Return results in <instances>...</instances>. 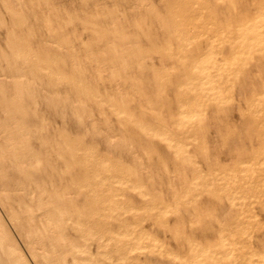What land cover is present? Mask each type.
I'll return each mask as SVG.
<instances>
[{
    "label": "rangeland",
    "instance_id": "1",
    "mask_svg": "<svg viewBox=\"0 0 264 264\" xmlns=\"http://www.w3.org/2000/svg\"><path fill=\"white\" fill-rule=\"evenodd\" d=\"M6 1V2H5ZM145 2H143V0L141 1V0H0V23H3V24H0V42L1 43H3L4 44V42L6 41V43L8 42L9 44H7V45H1V49H2V51L4 50V53H2V51L0 50V54H1V61H0V65H1V62H2V64L3 63H5V65H7L8 64V66H5L4 64L3 65H1L0 66V78H2V79H0V85L2 84L3 86H1L0 87V92L3 94V96L4 97H2V98H0V112H6L5 110H9V108H10V110L11 111H13V112H7V114H10L11 113V115L10 116H15L16 118H14V117H10L9 115L7 116L6 115V113L3 115V114H0V115H2V116H0V125L4 122H2V120H5L6 119V121L4 122V126H3V124L0 126V127H2L3 126V129L2 128H0V134H1V136H2V138H0V145L1 146H3L2 145V142L4 143V142H7V138L8 137H10V135L11 136H13V135H15V136H13V137H16V138H20L21 136V138H25L27 135V138H25V139H21L20 141H19V139H16V140H18L17 142L16 141H14V144L13 145H18L19 144V142L21 143V144H19L20 146L21 145H23V146H27L26 148L25 147H23V146H21L20 148L17 146H15L16 148H19V150H15V154H17V153H20V154H18V155H22L23 154V156H21L22 157V159L23 160H18V163H19V165H18V163H17V161H15L14 162V160L13 161H11V160H9V159H11V157L9 158V157H6L5 155H3V157H5L4 158V160L2 159V157L0 158L2 161H0V163L3 165V167H1L2 165L0 164V176L2 175V174H4V175H2L1 177L2 178H0V189H2V188H5V187H10V186H12L11 187V192H9L10 194V197L9 198H12L11 197V195H15V196H13V198L11 199V201H12V203H16V204H14V206H19V209H17L16 207V213H15V215H16V218H17V220H20V224L18 223L19 221H17L16 222V220L15 221H13V219H12V217L10 218V216H9V212H7V209H5L4 210V208L2 207L4 204H2V200H1V198H0V207L1 208H3V209H1L2 211H4V212H2L1 210H0V215L1 214H3V215H1V216H3L4 217V224L6 225H8V226H6V227H8V228H10L11 227V225H13V227H11L10 228V235L13 237V238H15L16 240V243L19 245V249H20V251H21V248L22 247H24V245L26 246L27 245V243L25 244V242H26V239H25V237H24V234L25 233H23V232H21V231H23L24 229L26 230V228H22V227H24L26 224V226L25 227H27V232L24 230V232H26V233H29V232H31V231H29V229H31L33 226L34 227H36L35 229H31L32 230V233H34L35 232V236H33L32 235V233H30L29 235L30 236H33V237H35V238H31V241L32 242H34L35 243V245L37 246V248H33V247H28V245H27V247H24V249L21 251L22 253H20V255L22 256V258H20L19 256V254L17 255V253L18 252H15V256L17 257V259L19 258V259H21V261H20V263L24 260V264H26V262H27V264H38L37 263V261H35L34 263H33V261L35 260V257L36 256H34V255H37V257L36 258H40V257H38V255L40 256L41 254H42V252H40L41 251V249H39L38 248V244H44L45 245V247H47V248H45L46 250L48 249V252H49V254L48 255H50L51 254V252H53V250L56 252V254L55 255H53V257L55 256V258L57 257V255L59 254V257H58V259H65L66 261L68 260V258H69V260H68V262H66V261H63V263L65 264V263H67V264H72V263H75V264H79V262H82V263H80V264H83V261L84 262H86V264H112V261H111V259L113 260V263H118V264H128V261L130 262V264H131V262L133 261V262H139V264H150L151 262L150 261H154L155 259H157V260H155V262H153V264H163V262L165 263V264H182L183 262H185V263H188V261L190 260V262L191 263H193V264H226V262H227V264H238L239 262V264H251L253 261V264H263L264 263V223H263V221H264V205H263V207L261 206L262 204H264V202L263 203H261V201L263 200L264 201V171H263V169H264V152H262L261 150H264V143H261V142H264V138H263V136H264V127L262 128V126H264V117H263V115H264V75H263V73H264V65H263V63L264 62H262V61H264V58L262 57L261 58V56H262V54H259L260 56L259 57H257L258 55V53H263L264 54V45H262V43H264V0H263V2H261V3H259L258 1H261V0H253V1H251V0H228V2L227 1H222V0H200L201 2L199 3L198 1L199 0H193V2H191L192 0H173V2H170V1H172V0H144ZM153 1V2H152ZM204 1V2H203ZM217 3H216V2ZM252 3H251V2ZM257 3H256V2ZM46 2H51L50 4H48V5H50V7H48V6H46ZM139 2V3H138ZM143 2V3H142ZM147 2H151V7L148 5V3ZM155 2H157V3H155ZM165 2V3H164ZM170 2V3H169ZM189 2V3H188ZM233 2H236V3H233ZM21 3V4H20ZM56 6H54L53 4ZM143 5H142V4ZM144 3H145V5H144ZM161 3V4H160ZM164 3V4H163ZM199 3V4H198ZM202 3H204V4H202ZM206 3H207V5H206ZM238 3H240V4H238ZM241 3H242V5H241ZM251 3V6L249 5ZM255 3V4H254ZM25 4V5H24ZM100 4V5H99ZM119 4V5H118ZM156 4V7L158 6V10L155 8V10H152L155 6ZM165 4H167V5H165ZM171 4V5H170ZM201 4L202 5H206L205 7L203 6V7H201ZM246 4H247V6H246ZM257 4V5H256ZM5 5V6H4ZM33 5V6H32ZM35 5V6H34ZM98 5V6H97ZM139 6V8H138V10H137V7ZM147 5V6H146ZM163 5V6H162ZM170 5V6H169ZM187 7H186V6ZM237 5V6H236ZM241 5V6H240ZM245 5V6H244ZM259 5V6H258ZM51 6H53L52 8L53 9H57L58 7H59V10L60 9H62L61 10V12H64V16L66 17V14H68L67 15V20L68 19H70V17L71 18H73V19H71V20H75V21H72L71 22V20H70V22H69V20L67 21V20H65L66 18L65 17H63V15H62V13L61 12H59V10L57 9L56 11L57 12H55V14L57 15H55L53 12V15L52 14H50V12H51V10H50V8H51ZM104 6H105V8H104ZM144 6V7H143ZM154 6V7H153ZM161 6V7H160ZM165 6H167V7H165ZM210 8H209V7ZM223 6V7H222ZM242 6H243V8H242ZM260 6H261V8H260ZM263 6V7H262ZM21 7L23 8V10L21 9ZM24 7L26 8H29L30 10L31 9H33L34 7H36V10H35V8L33 9V10H31L32 11V13L33 14H31V11H30V13H29V10L26 8V10H24ZM46 7V8H45ZM55 7V8H54ZM107 7V8H106ZM113 7V8H112ZM148 7H150V8H148ZM153 7V8H152ZM169 7V8H168ZM195 7H198V8H195ZM227 8V10H226V8ZM256 7V8H255ZM5 8H6V10H5ZM20 9V10H18V9ZM46 9V12H44V10ZM47 8H49V9H47ZM51 8V9H52ZM126 8V9H125ZM145 8H147V9H145ZM161 8L163 9V10H165V12H166V14H165V12L163 11V10H161ZM178 8H180V10H177ZM192 8L194 9L193 11H199L200 10V12L202 11V13L201 14H199L200 12H193L192 11ZM202 8V9H201ZM222 8V9H221ZM223 8H225V10L223 9ZM249 8L251 9V8H255V9H252V10H249ZM53 9H52V11H53ZM105 9V10H104ZM106 9H108V10H106ZM110 9V10H109ZM125 9V10H124ZM149 9H151V12H149L150 10ZM188 9V10H187ZM196 9V10H195ZM247 9V10H246ZM27 10H28V13H27ZM39 12H42V15H41V13H40V15L38 14V11ZM50 10V11H49ZM64 10V11H63ZM90 10H91V12L93 13V11H94V13L96 12V14H92L91 13V15H90ZM93 10V11H92ZM140 10V11H139ZM142 10V11H141ZM211 10V11H210ZM223 10V11H222ZM242 11V15H240L241 14V12L240 11ZM244 10V11H243ZM248 10H249V12H248ZM263 10V11H262ZM16 11H18V12H16ZM35 11H37L36 12V14H35ZM102 11V12H101ZM105 11V12H104ZM116 14V16L115 15H113V17H112V15H110V14H112L113 12ZM116 11V12H115ZM124 11V12H123ZM136 11V12H135ZM154 11V13H152ZM162 11L164 12V13H162ZM209 12L210 11V14L208 13V15H207V12ZM213 11V12H212ZM227 11V12H226ZM233 11H235V12H233ZM239 11V12H238ZM254 11H256V12H254ZM260 11V12H259ZM7 12V13H6ZM44 12V13H43ZM48 12V13H47ZM67 12V13H66ZM112 12V13H111ZM127 12V13H126ZM140 12H142L141 14H140ZM158 13V15L157 14H155V13ZM159 12H161V14H163V15H166V16H163L162 15V17L160 16L161 14L159 13ZM230 12V13H229ZM252 12H254V13H252ZM13 13V14H12ZM25 13L26 14H30V15H33V16H27V15H25ZM46 13V15L44 16V14ZM85 13H88L87 15L88 16H90V21L92 22L93 20L94 21H96V22H93V23H91V22H89V20L87 19L86 20V14ZM109 15H108V14ZM113 13V14H114ZM190 13V14H189ZM197 13V14H196ZM204 13H205V15H204ZM214 13V14H213ZM220 13V14H219ZM238 13V14H237ZM240 13V14H239ZM247 13V14H246ZM255 13H256V15H255ZM47 14H48V16H50L51 18H52V20L53 21H51V19L49 20V21H51V22H48V23H46V21H48V20H43V19H48L49 17L47 16ZM59 14L61 15L60 17H63V18H65V19H61L60 21H59ZM71 16H70V15ZM76 14H77V16L78 15H80V16H78V21H80V23H78V21H76L77 20V16H76ZM143 14V15H142ZM152 14V15H151ZM168 14H169V16H168ZM185 14H186V16H185ZM193 14V15H192ZM218 14V15H217ZM222 14V15H221ZM230 14V15H229ZM2 15V16H1ZM52 15V16H51ZM55 15V18H53V16ZM82 15V16H81ZM84 15V16H83ZM151 15V16H150ZM213 15V16H212ZM239 15V16H238ZM253 17H252V16ZM12 16V17H11ZM41 16V17H40ZM98 16V17H97ZM100 16V17H99ZM102 16V17H101ZM144 16H145V20L144 19H142V18H144ZM153 16V17H152ZM162 18V20L160 19V17ZM205 16V17H204ZM221 16V17H220ZM238 16V17H237ZM242 16V17H241ZM249 16H251V18L249 17ZM261 16H262V18H263V20L261 19ZM17 17H19V19H17ZM20 17H21V21H22V17H25V18H23V20H24V22L25 21H27L26 23H24L23 21L21 22V21H19L20 20ZM43 17V21L41 20V18ZM45 17H47V18H45ZM59 18L58 20H57V18ZM74 17H76V18H74ZM108 17H109V19H108ZM118 17V18H117ZM135 17V18H134ZM151 17V18H150ZM157 17V18H156ZM164 17V18H163ZM165 17H167V18H165ZM175 17V18H174ZM211 17V18H210ZM216 18V19H213V18ZM235 17V18H234ZM236 17H237V19H236ZM256 17H258V18H256ZM11 18H13V19H11ZM31 18H33L32 20H31V22H30V20L29 19H31ZM81 18V19H80ZM85 18V19H84ZM89 18V17H88ZM105 19V20H103V19ZM115 18H117V20L118 21H116V19ZM154 18H156L157 20H155ZM181 18H182V20H181ZM189 18L191 19V20H189ZM194 18V20H192ZM229 18H231V19H229ZM240 18H242V19H240ZM247 18H249V19H247ZM252 18H254V20L252 19ZM123 19V20H122ZM135 19V20H134ZM150 19V20H149ZM172 19V20H171ZM176 21H175V20ZM178 19H180V20H178ZM247 19V20H246ZM259 19V20H258ZM261 19V20H260ZM15 20V21H14ZM36 20L37 21H39V22H36ZM54 20H56V22L54 21ZM63 20V21H62ZM85 20V22H83V21ZM107 20H109V21H107ZM127 20H128V22H127ZM134 20V21H133ZM155 20V21H154ZM165 20H167V22L165 21ZM221 20V21H220ZM235 20H236V22H235ZM243 22H242V21ZM252 20V21H251ZM5 21H6V23H5ZM13 21H14V23H16L15 25H14V23H13ZM18 21V22H17ZM35 23H34V22ZM45 21V22H44ZM57 21H59V22H57ZM65 21V22H64ZM67 21V22H66ZM106 21V22H105ZM113 21V22H112ZM124 22V24H126V25H124L122 22ZM136 21V22H135ZM163 21V22H162ZM193 21V22H192ZM195 21V22H194ZM209 22L208 23V25L210 26V28H209V26H207L206 27V25H207V23L206 22ZM214 23V22H216V23H214L213 25H212V22ZM231 22V23H228V22ZM240 21V22H239ZM20 22L22 23V25L20 24ZM43 24V26H40V25H42L41 23ZM53 22H55L54 24H53ZM64 22V23H63ZM68 22H69V24H68ZM78 23L77 25H76V23ZM108 22V23H107ZM144 22V23H143ZM146 22V23H145ZM150 22V23H149ZM174 22H175V24H174ZM189 22V23H188ZM198 22V23H197ZM205 22V23H204ZM222 22L224 23L225 22V24H222ZM6 25H5V24ZM13 23V24H12ZM30 23H32L31 25H30ZM38 23H39V30L37 29L38 28ZM44 23H45V25H46V27H44L45 25H44ZM49 23H50V25H51V23H52V25L50 26L49 25ZM60 23V24H59ZM67 23V24H66ZM71 23H73V25L71 24ZM75 23V24H74ZM85 23V24H84ZM87 23V24H86ZM98 23V24H97ZM105 23V24H104ZM137 23V24H136ZM143 23V24H142ZM147 23H149V24H147ZM165 24L164 25V31H169V33L172 31V33H170V34H167L168 33V31L167 32H164L163 31V28H161L160 27V25H162V24ZM182 23V24H181ZM211 23V24H210ZM228 25H227V24ZM251 23V24H250ZM253 23V24H252ZM11 24V25H10ZM56 24H59V28H57V26H54V25H56ZM88 24H90V25H88ZM94 24H96V25H94ZM123 24V25H122ZM131 24V25H130ZM139 24V25H138ZM144 26V27H142V25ZM146 24V25H145ZM154 24V25H153ZM159 24V25H158ZM177 24V25H176ZM199 24V25H198ZM216 24V25H215ZM220 24L222 25V27H220ZM230 24V25H229ZM237 24V25H236ZM5 25V26H4ZM8 25V26H7ZM20 25V26H19ZM33 29V30H31V28L29 27V26ZM60 25H61V27H60ZM62 25H66V26H63L62 27ZM116 25L117 26V28L119 29H117L116 30V27H114V26ZM134 25V27H132ZM170 25H171V27H170ZM175 25V26H174ZM186 25V26H185ZM199 27H198V26ZM218 25V26H217ZM225 25V26H224ZM228 27H227V26ZM236 25V26H235ZM13 26H15V27H13ZM22 26V27H21ZM52 26H53V29H52ZM72 26V27H71ZM75 26H76V28H77V32H76V28H75ZM79 26V27H78ZM86 26V27H85ZM124 26H126V31L124 30L125 29V27ZM136 26H138V29L136 28L135 29V27ZM149 26V27H148ZM156 26V27H155ZM158 26V27H157ZM170 27V28H168V27ZM187 26H188V28H187ZM191 26V27H190ZM197 26V27H196ZM204 26V27H203ZM230 26V27H229ZM232 26H234V27H232ZM4 27H5V30H2V29H4ZM9 27V28H8ZM35 27V28H34ZM41 27V28H40ZM42 27H44L45 29H44V33L42 32L43 31V29H42ZM64 27H66V28H64ZM70 27H71V30H70ZM104 27V28H103ZM111 27H114L115 28V30L112 28L111 29ZM124 27V28H123ZM128 27V28H127ZM139 27H140V30H139ZM146 27V28H145ZM179 27V28H178ZM183 27V28H182ZM204 28V30H203V28ZM215 27H218V28H220V29H218V28H215ZM226 27H227V30H226ZM237 27V28H236ZM13 28H14V30H13ZM26 28V29H25ZM28 28V29H27ZM65 29V30H62V29ZM70 30V32L68 33L67 31H68V29ZM72 28H74V29H72ZM81 28V29H80ZM92 28V29H91ZM129 28H131V29H129ZM144 30H143V29ZM178 28V29H177ZM182 30H181V29ZM191 28V30H189ZM192 28H193V30H192ZM214 28L215 29H218L217 31L216 30H214ZM231 29V32L232 33H230V30L229 29ZM234 28H236V29H234ZM261 28V29H260ZM12 29V30H11ZM16 29H17V31H16ZM23 29V30H22ZM36 29H37V31H36ZM46 29H47V31H46ZM56 29H58V31L56 30ZM79 29V30H78ZM83 29V30H82ZM85 29H88V31H85ZM99 29V30H98ZM104 29V30H103ZM108 29V30H107ZM121 29H123L125 32H127L126 34H125V32H122L123 30H121ZM141 29H142V31H141ZM153 29V30H152ZM156 29V30H155ZM166 29V30H165ZM176 29V30H175ZM183 29H184V31H183ZM197 29H199V30H197ZM213 29V30H212ZM263 29V30H262ZM30 30H31V32H30ZM41 30V31H40ZM51 30H53V31H55V34H57L58 36H57V38H56V35L54 36L53 35V32L51 31ZM72 30L75 32V33H72ZM93 30V31H92ZM106 30V31H105ZM135 30V32H133ZM150 30V31H149ZM161 30V31H160ZM171 30V31H170ZM187 30V31H186ZM229 30V31H228ZM235 30H236V33H235ZM261 30V31H260ZM3 31H5V32H3ZM11 31V32H10ZM14 31V32H13ZM61 31V32H60ZM62 31L65 33H63V34H61L62 33ZM79 31V32H78ZM101 31V33H103V31H104V33L106 34V37H104L105 36V34L103 35L102 34V36H101V33H97V32H100ZM119 31V32H118ZM129 31V32H128ZM137 31V32H136ZM160 31V32H159ZM177 31V32H176ZM189 31V32H188ZM193 32L194 31V33H195V31H196V33L194 34V33H192V35H190L191 34V32ZM198 31V32H197ZM200 31V32H199ZM205 32L206 31V33H202V32ZM213 31V32H212ZM21 32V33H20ZM24 32V33H23ZM34 32H36V33H34ZM40 32H42L43 33V36H44V38H43V36H42V33H40ZM49 32V33H48ZM56 32H58V33H56ZM83 32V33H82ZM90 32V33H89ZM96 32V33H95ZM113 32V33H112ZM118 32V33H117ZM145 32H149V34L152 36V37H154V36H157L155 39H151L150 37V35L149 34H145ZM151 32V33H150ZM155 33V34H153V33ZM175 32V33H174ZM212 32V33H211ZM29 33V34H28ZM52 33V34H51ZM59 33H60V35H59ZM67 33H68V35H67ZM70 33H72V34H70ZM76 33H77V35H76ZM89 33V34H88ZM92 33V34H91ZM117 35H116V34ZM119 33H121V35H119ZM130 33V34H129ZM166 33V34H165ZM177 33H179V34H177ZM190 33V34H189ZM213 33H214V35H213ZM215 33H216V36H215ZM217 33H218V35H217ZM5 34V35H4ZM36 34V35H35ZM47 35V36H45V35ZM51 34V35H50ZM94 34V35H93ZM111 34H112V36H111ZM136 34V35H135ZM138 34V35H137ZM144 36H143V35ZM172 34V35H171ZM174 34L176 35V36H174ZM188 35V37H187V35ZM222 34V35H221ZM230 36H229V35ZM38 35H39V37H38ZM64 35H65V37H64ZM89 35H91V36H93V37H96L95 39H97L96 41H95V39L93 38V37H91V36H89ZM125 35V36H124ZM126 35H127V38L125 39V37H126ZM134 35L137 37H135L136 39H133L134 38ZM143 37H142V36ZM147 37H146V36ZM150 37H149V36ZM165 35H167L166 37H165ZM210 35V37H208ZM224 35H225V37H224ZM248 35V36H247ZM10 37V38H6V37ZM32 36V37H31ZM40 36H42V37H40ZM50 36V37H49ZM60 36V37H59ZM75 36H79V39L78 38H76ZM108 36V37H107ZM122 38H121V37ZM129 36H130V38H129ZM139 36H141V37H139ZM190 36H192V37H190ZM197 36H199V38L197 37ZM211 36H212V38H211ZM221 39L222 38V41H223V39H224V42H222L218 37ZM221 36V37H220ZM232 36V37H231ZM252 36V37H251ZM38 37V38H37ZM49 39H48V38ZM52 37V38H51ZM53 37H55L54 39H53ZM62 37V38H61ZM69 37H70V39H69ZM71 37L72 38H76L78 41H77V44L76 43H74V42H76V39H75V41H72L71 40ZM89 37L91 38V39H89ZM132 37V38H131ZM145 37V38H144ZM173 37V38H172ZM177 39H176V38ZM180 37H182V38H180ZM187 37V38H186ZM12 38H14V40L12 39ZM26 38V39H25ZM41 38V39H40ZM42 38H43V40H42ZM60 38V39H59ZM64 38H66V40L64 39ZM85 38V39H84ZM112 38V39H111ZM119 38H121V39H119ZM147 38V39H146ZM148 38L151 40H148ZM169 38H172L171 39V41H170V39ZM180 38V40L181 41H178V39ZM203 38V39H202ZM209 38H211V39H209ZM218 38V39H217ZM225 38L227 39V41L225 40ZM251 38V39H250ZM4 39V40H3ZM62 39V40H61ZM85 42H87L86 44H83L84 42L82 41V40ZM109 39V40H108ZM158 41H157V40ZM164 39H165V42H164ZM168 39H169V41H170V43H169V41H168ZM174 39H175V41H174ZM206 39V40H205ZM208 39V40H207ZM215 39V40H214ZM216 39H217V41H216ZM3 40V41H2ZM30 40V41H29ZM47 40H48V42H47ZM57 43V46H58V48H60V46H61V48H62V50H61V48H60V50L61 51H63V52H61L59 49H57L56 47L57 46H53V44L55 43L54 41ZM60 40V41H59ZM66 42H65V41ZM67 40H71L70 41V43H69V41H67ZM74 40V39H73ZM92 40H93V42L95 41V43H93L92 42ZM111 40V41H110ZM116 40V41H115ZM122 40V41H121ZM127 41V43H126V41ZM132 40V41H131ZM142 40V41H141ZM148 40V41H147ZM154 40H155V42H154ZM176 40H177V42H176ZM195 40V41H194ZM201 42H199V41ZM204 40V41H203ZM211 40V41H210ZM247 40V42H245ZM251 40V41H250ZM16 41V45H15V48H16V50H18V52L19 53H17V51H15L14 49V46L12 45V42L14 43ZM37 41V42H36ZM39 41V42H38ZM43 41H46L45 43L43 42ZM51 41V42H50ZM100 41V42H99ZM106 43V41H107V44H105L104 42ZM110 41V42H109ZM124 41V42H123ZM136 41V42H135ZM143 41H144V43H143ZM149 41H150V46H149ZM194 41V42H193ZM206 41H207V43H206ZM209 41V42H208ZM213 41H215V43L217 42V44L218 45H216ZM21 42H23V43H21ZM26 42H27V44H26ZM28 42H29V44H28ZM54 42V43H53ZM59 42H61V44L64 42L65 44L64 45H66V46H62V45H60L59 44ZM81 42V43H80ZM92 42V43H91ZM114 42L116 43V47H115V44H114ZM152 42V43H151ZM160 42H161V44H160ZM171 42H172V48H171V46H170V44H171ZM183 42V43H182ZM184 42H186L188 45H189V48H188V45L186 44V43H184ZM197 42V43H196ZM237 42L239 43V44H237ZM246 44H245V43ZM253 42V43H252ZM0 43V44H1ZM41 45H40V44ZM55 43V44H56ZM69 43V44H68ZM79 43V44H78ZM108 43H111L110 45L108 44ZM148 43V44H147ZM157 43V44H156ZM167 43H168V46H167V48H166V45H167ZM203 43H204V45H206L205 47H204V45H203ZM211 45H210V44ZM214 43V44H213ZM223 43V44H222ZM225 43V44H224ZM236 43V44H235ZM10 44H11V46L13 47V49H11L12 47L10 46ZM15 44V43H14ZM20 44V46H22V48L20 47V46H18ZM22 44V45H21ZM39 44V45H38ZM43 44V45H42ZM51 45V47H49V45ZM60 46H59V45ZM68 44V45H67ZM83 44V45H82ZM87 44L89 45V44H91V45H89V46H87ZM98 45V47H96V45ZM114 46H113V45ZM126 44V45H125ZM142 44H144V45H142ZM152 44H153V46H152ZM181 44V46H179ZM187 46H186V45ZM198 44H200V45H198ZM228 44V45H227ZM245 46H244V45ZM11 47H9V46ZM24 45H26L25 46V48H24ZM29 45V46H28ZM34 45V46H33ZM70 45L72 46L71 47V49L69 48L70 47ZM79 45V46H78ZM82 45V46H81ZM84 45H85V47H84ZM119 45H121V47L124 45V46H126V47H124V51L126 52H124L122 49H123V47H122V49H121V47H119ZM128 45V46H127ZM139 45H142L140 48L139 47H137V46H139ZM155 45H157L156 47H154ZM162 45V46H161ZM193 45H197V46H194V48L192 49L191 48V46L193 47ZM203 45V46H202ZM222 46V48H221V46ZM225 45V46H224ZM230 45V46H229ZM231 45H234V46H232V47H234L235 49L234 50H232L231 48ZM239 47H238V46ZM260 45L263 47H261V49H260ZM6 46H8V48L6 47ZM16 46H18V47H16ZM28 46V47H27ZM35 46H37V47H39V48H37V47H35ZM47 46H48V48H47ZM81 46V47H80ZM103 46H105V47H103ZM131 48H130V47ZM178 46V47H177ZM211 46H213V47H211ZM216 46H218V47H216ZM237 46V47H236ZM41 47V48H40ZM47 49H45V48ZM76 47V48H75ZM83 47V48H82ZM89 47V48H88ZM92 47V48H91ZM100 47V48H99ZM103 47V48H102ZM111 47V48H110ZM113 47L116 49H113ZM118 47V48H117ZM129 47V48H128ZM133 47V48H132ZM136 47V48H135ZM148 47H151V48H153L152 49V51H150L151 50V48H148ZM177 47V48H176ZM224 47V48H223ZM246 47V48H245ZM17 48H20V49H17ZM42 48H44V49H42ZM55 48V49H54ZM69 50H67V49ZM81 48V50H79ZM85 48H86V50H85ZM95 48V49H94ZM106 48V49H105ZM139 48V49H138ZM183 48H187L186 50L185 49H183ZM200 48H202V54H201V49ZM214 48H216L215 49V51H214ZM219 48L222 50V51H220L219 52ZM244 48L246 49L245 51H246V53L244 52ZM252 48V49H251ZM256 48H258V49H256ZM28 49V50H27ZM29 49H30V51H29ZM52 49V50H51ZM87 49H93L92 51L91 50H88L87 51ZM97 49V50H96ZM99 49H100V51H99ZM118 49V50H117ZM126 49H131V50H126ZM138 49V50H137ZM142 49V50H141ZM144 49V50H143ZM145 49H147V51L145 50ZM150 49V50H149ZM182 49V51H183V53H185V55L180 51V50ZM191 50L192 49V52L191 53H189L190 51L189 50ZM204 49V50H203ZM212 49V50H211ZM218 49V50H217ZM230 49L232 50V52L230 51ZM237 49H239V51L237 50ZM24 50V51H23ZM74 50V51H73ZM75 50H79V51H75ZM83 50V51H82ZM106 52H105V51ZM112 50V51H111ZM141 50V52L140 53H142L144 56H142V54H140L139 53V51ZM151 52H149V51ZM179 50V51H178ZM216 50H217V52H216ZM228 50V51H227ZM251 50H253L251 53H250V51ZM6 51V52H5ZM12 51V52H11ZM32 51H33V53H32ZM41 51V53H39V54H41L40 56H39V54H38V52H40ZM42 51H44V52H42ZM51 51V52H50ZM55 51V52H54ZM65 51H67L66 53H65ZM87 51V52H86ZM91 51V53H89ZM116 51V52H115ZM129 51H131V53L129 52ZM135 51V52H134ZM146 51V52H145ZM155 51V52H154ZM168 51V52H167ZM171 51H172V53H171ZM177 51H178V53H177ZM185 51V52H184ZM203 51H204V53H203ZM227 51V52H226ZM234 51V52H233ZM9 52H10V54H9ZM54 52V53H53ZM68 52H70V53H68ZM84 52V53H83ZM110 52V53H109ZM112 52V53H111ZM117 52H118V54H117ZM124 54H127V53H130V54H127V55H124V57L126 58L127 57V59H125V61H123L124 59H123V57L121 58L122 60H117V59H120V57H121V55L123 56V53ZM144 52V53H143ZM149 53V54H146V53ZM154 52V53H153ZM157 52V53H156ZM174 52V53H173ZM176 52V53H175ZM179 52H180V54L181 55H179ZM187 52H188V54H187ZM223 52V53H222ZM230 52L231 53H233V56H232V54H230ZM15 53V54H14ZM34 53L37 55V56H39L37 59L35 58V57H37L36 55H34ZM43 53V54H42ZM51 53H53L52 55H54L55 56V58H56V56H57V58L55 59L54 57H52L51 59H49V57H51ZM57 53V54H56ZM83 54L82 56H83V58L81 57V55H78V54ZM86 53H88L89 55H94V57H92V56H89V55H87ZM109 53V54H108ZM113 53H115V54H113ZM138 53H139V56L141 55L142 57L140 58V57H138ZM162 53L164 54V55H162ZM218 53V54H217ZM221 53V54H220ZM227 53H228V55L229 56H227ZM252 53H253V55L255 54L256 56V58H254V59H256V60H251V58L253 59V55H252ZM257 53V54H256ZM12 54H14V56L12 55ZM16 54H18V55H16ZM21 54H23V55H21ZM69 54V55H68ZM70 54H71V56H73V57H71V59H72V61H71V59H69L68 60V58H70ZM84 54H86V55H84ZM145 54L146 55H150L149 56V60H146V59H148V56H147V58L145 57ZM154 54L156 55V57L154 56ZM158 54L159 55H161V56H158ZM168 54V55H167ZM207 54V55H206ZM2 55H3V57L6 55V56H9V57H2ZM45 55V56H44ZM50 55V56H49ZM95 55L98 57V59H97V57H95ZM102 55V56H101ZM104 55V56H103ZM117 55V56H116ZM119 55V56H118ZM129 55V56H128ZM136 55H137V57H136ZM167 55V56H166ZM184 55V56H183ZM205 55V57H201V56H204ZM215 55V56H214ZM216 55H219V57L218 56H216ZM250 55V56H249ZM10 56H12L11 58H10ZM18 56H20V58H18ZM22 56V57H21ZM26 57V60L27 61H29V60H31V62L29 63V65H28V63L27 62H23L25 59V57ZM30 56H31V58H30ZM46 57V58H44V57ZM76 56V57H75ZM86 56V57H85ZM88 56H89V58H88ZM101 56V57H100ZM158 56V57H157ZM172 58V59H174V60H172L170 57ZM192 56V57H191ZM198 56V57H197ZM201 58H200V57ZM224 56V57H223ZM232 56V57H231ZM245 56V57H244ZM248 56V57H247ZM41 57V58H40ZM58 57H59V59L62 57V60L60 59V60H57L58 59ZM65 57H67L66 59H65ZM85 57V58H84ZM90 57H92V58H90ZM109 57H110V60L112 61H110L109 60ZM112 57V58H111ZM117 57V58H116ZM132 57V58H131ZM155 57V58H154ZM165 59H164V58ZM175 57V58H174ZM178 58V60H177V58ZM194 58V59H192V60H195V62H193L192 60H191V58ZM197 57V58H196ZM214 57V58H213ZM219 59H218V58ZM220 57H221V60H224V61H221L220 60ZM223 57V58H222ZM228 57V58H227ZM5 58H10V59H12V60H7L6 59V62H4L5 60ZM33 58V59H32ZM40 58V59H39ZM64 58V59H63ZM81 58H82V60H81ZM87 58L89 59V61L87 60ZM94 58H96V60H93ZM101 58V59H100ZM104 58V59H103ZM139 58H140V60L142 61V62H140L139 61ZM144 58V59H143ZM154 58V59H153ZM170 58V59H169ZM179 58L181 59V60H179ZM190 58V59H189ZM246 58H250L249 60L248 59H246ZM16 59H18V60H16ZM24 59V60H23ZM45 59L47 60V59H49V60H47L48 61V63H47V61H45ZM77 59H79L78 61H80V63H82L83 62V60H84V62H83V66H82V68H81V65L82 64H80L78 61H77ZM113 59L115 60V62L113 61ZM138 61H137V60ZM158 59V61H156ZM182 59H184L183 61H182ZM186 59H188V60H186ZM199 59V60H198ZM15 60V61H14ZM25 60V61H26ZM39 60H43L44 61V65H42V63H43V61H39ZM57 60V61H56ZM76 60V61H75ZM87 60V61H86ZM105 60V61H104ZM107 60V61H106ZM136 60V61H135ZM150 60H151V62H150ZM176 60H177V62L179 61L180 63H176ZM189 60H191L192 62L190 63H188V61ZM199 62H198V61ZM235 60V61H234ZM246 60H248V62H247V64H246ZM251 60V61H250ZM39 61V62H38ZM49 61H50V63H49ZM59 61V62H58ZM62 61V62H61ZM101 61V63H99L100 65H102V62H104V65H102L101 67H100V65L98 64V62H100ZM121 61V63H118V62H120ZM130 61V62H129ZM153 61V62H152ZM156 63H155V62ZM181 61H182V64H184V65H182L181 64ZM186 61V62H185ZM211 61H212V63H211ZM213 61H215V62H217V61H219V63L217 62V63H215V62H213ZM10 62V63H9ZM15 62V63H14ZM58 62V63H57ZM67 62L69 63V65L70 66H67L68 64H67ZM70 62L71 63H73V64H75L76 65V67H72V65L73 64H70ZM78 64H77V63ZM86 62V63H85ZM96 62V63H95ZM109 64H108V63ZM114 62V63H113ZM117 62V63H116ZM123 62H126L127 64H125V63H123ZM148 62V64H147V66L149 65L150 67H149V69H148V67L147 66H145L146 65V63ZM197 62V63H196ZM242 62V63H241ZM254 62V63H253ZM13 64V67H12V65L10 66V64ZM27 63V64H26ZM51 63H52V65H51ZM90 63H92L93 64V66H92V64H90ZM117 65H116V64ZM124 65H123V64ZM140 63V64H139ZM145 63V64H144ZM163 63V64H162ZM235 65H234V64ZM240 63V64H239ZM249 63V64H248ZM26 64V65H25ZM35 64H36V66H35ZM46 64V65H45ZM57 64H59V65H57ZM79 64H80V66H79ZM85 64V65H84ZM112 64H113V66L115 65V66H118L119 64V66L117 67V69H116V67H115V71H114V67L112 66ZM142 64V65H141ZM144 64V65H143ZM187 64H188V66H189V64L191 65V67H186L187 66ZM211 64V65H210ZM220 64V65H219ZM223 64V65H222ZM229 64V65H228ZM30 66V68L28 67V66ZM31 65H33V66H31ZM41 65V66H40ZM52 66V67H50V66ZM61 65V66H60ZM78 65V66H77ZM111 65V66H110ZM123 65V68H124V66L125 65H127L128 66V70L129 71H127V66H125V68H126V71H125V68L123 69V68H121V66ZM139 65H141L140 67H139ZM173 65V66H172ZM217 65V66H216ZM5 68H4V67ZM24 66V67H23ZM26 66V67H25ZM35 66V67H34ZM60 66V67H59ZM90 66V67H89ZM106 66H107V68H106ZM143 66V67H142ZM146 67V69H145V67ZM152 66V67H151ZM163 66V67H162ZM164 66H165V71H167V72H165L164 71ZM181 66V67H180ZM183 66V67H182ZM193 66V67H192ZM221 66H222V68H221ZM227 66H229V67H227ZM234 66H236V67H234ZM243 66V67H242ZM246 66H248L247 68H245ZM8 67V68H7ZM18 67H20V68H18ZM39 67V68H38ZM48 67H50L52 70H54V71H51L50 70V68H48ZM58 68V71L56 70V68ZM62 67V68H61ZM87 67H88V70H87ZM104 67V68H103ZM111 67H112V71H111ZM154 67V68H153ZM161 67V68H160ZM179 67H180V69H179ZM184 67H185V69H184ZM202 67V68H201ZM218 67V68H217ZM231 67V68H230ZM233 67V68H232ZM263 67V68H262ZM2 68H4V72L3 73H5V75H9V73H10V75L9 76H5L3 73H2ZM11 68V69H10ZM17 68L19 69V70H17ZM22 68V69H21ZM28 68V69H27ZM33 68H35V69H33ZM65 68H67L66 70H65ZM71 68V69H70ZM73 68V69H72ZM78 70L79 68V70L80 71H77V72H75L76 70ZM78 68V69H77ZM83 68H85V69H83ZM90 68V69H89ZM102 68V69H101ZM106 68V69H105ZM119 68V69H118ZM121 68V69H120ZM144 68V74H142L143 72V70L142 69ZM154 69L155 71H156V74H155V71L153 70V72H152V70L151 69ZM156 68V69H155ZM190 68V69H189ZM238 68H240V69H238ZM243 68H245L247 71H248V74H247V71L244 69L243 70ZM8 71V73H7V71ZM27 69V70H26ZM30 69V70H29ZM36 69L40 72V73H38V72H36ZM102 70L103 72L105 71V73L107 74H105L104 73V75L102 74V73H99L98 74V72H102V71H100V70ZM103 69H105V70H103ZM108 69H110V70H108ZM135 69V70H134ZM171 69V70H170ZM185 71H184V70ZM188 69V70H187ZM203 69V70H202ZM211 69V70H210ZM216 69H218V70H216ZM224 71V72H221L222 70ZM225 69V70H224ZM231 69V70H230ZM238 69V70H237ZM24 70V71H23ZM59 73V75L58 74H56L57 72ZM59 70H62L61 71V73H60V71ZM81 70H83V71H81ZM91 70H93V71H91ZM99 70V71H98ZM107 70V71H106ZM121 70V71H120ZM191 70V71H190ZM233 70H235V72L233 71ZM255 70H257V71H255ZM12 71V72H11ZM19 71H21L20 73H19ZM44 71H45V73H47V74H43L44 73ZM85 71H87V73L85 72ZM97 71V72H96ZM118 71V72H117ZM131 71V72H130ZM137 71H139V72H137ZM162 71V72H161ZM182 71V72H181ZM184 71V72H183ZM190 71V72H189ZM194 71H197V72H194ZM210 71H213V72H210ZM215 71H217L218 72V74H217V72H216V74H215ZM242 71H245V72H243L242 73ZM16 73V72H18L19 74H14V73ZM29 72V73H28ZM33 72V73H32ZM56 72V73H55ZM69 72V73H68ZM72 72V73H71ZM82 72V73H81ZM86 74H85V73ZM90 72V73H89ZM91 72H92V74H91ZM94 72V73H93ZM95 72L97 73V74H95ZM108 72V73H107ZM114 73V76H113V73ZM116 72H117V74H119V78H118V76H116L115 77V74H116ZM123 72V73H122ZM135 72V73H134ZM161 72V73H160ZM165 72V73H164ZM173 72V73H172ZM180 72V73H179ZM227 72V73H226ZM7 73V74H6ZM31 73V74H30ZM36 73V74H35ZM64 73V74H63ZM148 74V75H146V74ZM169 75H168V74ZM172 73V74H171ZM177 73V74H176ZM194 73V74H193ZM197 73V74H196ZM211 73H213L212 75H211ZM223 73L225 74V76L223 75ZM229 73V74H228ZM233 73V74H232ZM246 73V74H245ZM14 74V76H11V75H13ZM28 74L30 75V76H28ZM34 74V75H33ZM62 74L64 75L63 77H65V78H63L62 77ZM67 74V75H66ZM72 74H73V77H72ZM120 74H121V76H120ZM152 74V75H151ZM179 74H181V75H179ZM188 74L190 75H192L191 77H187L188 76ZM196 74V75H195ZM240 74V75H239ZM242 74V75H241ZM4 75V76H3ZM21 75V76H20ZM36 75H37V77H36ZM45 75V76H44ZM85 75V76H84ZM90 75V76H89ZM97 75V76H96ZM99 75H102L101 76V78L99 77ZM129 75V76H128ZM149 75H151V77H148V78H146V76H149ZM156 75V76H155ZM157 75H158V78H157ZM166 75V76H165ZM186 75V77L189 79H187L186 81H185V78H184V76ZM211 75V76H210ZM217 75V76H216ZM233 75L234 76H236V79H235V77H233ZM239 75V76H238ZM245 75V76H244ZM250 75L252 76V78L250 77ZM18 76H20V77H18ZM32 76H33V78H32ZM40 76L42 77V78H40ZM53 76H55V78L53 77ZM57 76H58V78H59V76L61 77V78H59L60 80H58V78H57ZM69 76H70V78H69ZM83 76V77H82ZM93 76H94V78L95 77H97L98 79H94L93 78ZM136 76V77H135ZM153 76H155L154 78H153ZM161 77V79H160V77ZM168 76H169V81H168ZM177 76V77H176ZM178 76H179V81L177 82L176 81V79H178ZM183 76V77H182ZM205 76V77H204ZM224 76V77H223ZM230 76H232V78H234V79H230ZM247 76V77H246ZM5 77V78H4ZM7 77V78H6ZM10 78V83L9 82H6L7 81V79H9ZM26 77H27V83H29V87L26 85L25 86V81L26 80H23L24 78L26 79ZM36 77V78H35ZM78 77V78H77ZM87 77V78H86ZM107 77V78H106ZM181 77V78H180ZM196 77V78H195ZM220 77V78H219ZM226 77V78H225ZM5 79V81H4V79ZM16 78H18V79H16ZM22 78V79H21ZM40 78V79H39ZM44 78V79H43ZM47 78H52L51 80H49V82H47L48 80H45V79H47ZM54 78V79H53ZM67 78H69V79H67ZM74 78V81L76 80V83L73 81H71L72 79ZM77 78V79H76ZM79 78H81L80 80H79ZM113 78H118L117 80H114L113 81ZM121 78H123L124 79V81H123V79L121 80ZM126 78H127V80H126ZM146 78V79H145ZM150 78H152V79H150ZM171 78V79H170ZM210 78V79H209ZM215 78V79H214ZM15 79V81H13V82H15V83H11L12 81L11 80H14ZM36 79V80H35ZM61 79H63V80H61ZM65 79H66V81H68V82H66L65 81ZM100 79V80H99ZM145 79V80H144ZM160 79V80H159ZM3 80V81H2ZM22 80V82L20 83V81ZM39 80L40 81H42V84H40L39 83ZM99 80V81H98ZM112 80V81H111ZM133 80H136V81H133ZM137 80H139L138 82H140V83H138L137 82ZM144 82H142V81ZM171 80V81H170ZM180 80H182V81H180ZM184 80V81H183ZM197 80H198V83H196V84H194L195 82H197ZM205 80V81H204ZM206 80H209V81H207L206 82ZM220 80V81H219ZM226 80V81H225ZM255 80V81H254ZM260 80V81H259ZM32 81H37L36 82V84L35 85H37V86H35V85H32V84H34ZM58 81V82H57ZM94 81H95V83H94ZM103 83H102V82ZM110 81V82H109ZM148 81H150L149 83H150V85H148V86H146L147 85V82ZM176 83H175V82ZM189 81V82H188ZM237 81V82H236ZM44 82H45V84L47 85V90H45V87H46V85L44 84ZM47 82V83H46ZM68 83V84H66V83ZM107 82V83H106ZM130 82L132 83V84H130ZM143 84H142V83ZM165 82V83H164ZM170 82H174V85H178L177 87H171V85L172 86H174L173 84H169ZM230 82L232 83V84H230ZM234 82V83H233ZM17 83V86L15 85ZM31 83V84H30ZM40 84V85H44L43 87H44V89H43V87H41L40 85H38V84ZM51 83H53V84H51ZM57 83H61L60 85H61V87L59 86V84L57 85V86H55V84H57ZM65 83V84H64ZM73 83H75V85L73 84ZM85 83H91L90 85L89 84H85ZM110 83H111V85H110ZM112 83H113V85H112ZM116 83V84H115ZM120 83V84H119ZM148 83V84H149ZM209 83V84H208ZM215 83H216V85H215ZM237 83V84H236ZM257 83V84H256ZM8 84V85H7ZM71 84V85H70ZM130 86H129V85ZM154 84V85H153ZM161 84H162V87H161ZM180 84V85H179ZM181 84H182V86H181ZM184 84H186V85H184ZM201 84H203V85H201ZM236 84V85H235ZM249 84V85H248ZM255 84H256V86H255ZM14 85L16 86V88L19 86V85H21V89L22 90H24L23 91V93H24V95H26V96H23V94H22V90H20L19 88H20V86L16 89L17 90V92L15 93V91L16 90H14L15 88H13L14 87ZM32 85V86H31ZM52 86V88L53 89H51V86ZM62 85H64V86H62ZM67 85H70V87H68ZM73 85V86H72ZM85 85V86H84ZM122 85V86H121ZM127 85L129 86V87H127ZM134 85V86H133ZM135 85H136V87L138 88V89H140V90H142L143 89V91H148V92H146L145 91V96H144V93L142 92H140V90H137L136 89V87H135ZM139 85V86H138ZM142 85H144V86H142ZM165 85H167V86H165ZM170 85V86H169ZM189 85V86H188ZM198 87V90H193V89H195L196 87ZM208 85H210V87H208L207 88V86ZM226 87H225V86ZM234 85H235V88H234ZM25 86V88H23ZM59 86V87H58ZM76 87V89H74L75 87ZM84 86V87H83ZM108 86H110V87H108ZM112 86V87H111ZM141 86L143 87V88H141ZM153 86H156V88L155 87H153ZM163 86H165V87H163ZM221 86V87H220ZM258 86V87H257ZM7 89H6V88ZM29 88L30 90H26V88ZM33 87H34V89H33ZM41 88L42 90H40L39 88ZM49 87V88H48ZM54 87H56V89L54 88ZM67 87V88H66ZM74 87V88H73ZM97 87V88H96ZM105 87V88H104ZM117 87H119V88H117ZM125 87V88H124ZM127 87V88H126ZM146 87V88H145ZM152 87H153V89H155V90H153L152 89ZM167 87V88H166ZM186 87V88H185ZM193 87H195V88H193ZM200 87V88H199ZM255 87H257V88H255ZM27 88V89H28ZM35 88H38V89H35ZM70 88V89H69ZM71 88H72V90H71ZM79 88V89H78ZM82 88V89H81ZM85 88V90H83ZM121 88H123L122 90H121ZM144 88H145V90H144ZM150 88V89H149ZM160 89V90H158V89ZM176 88H177V90H176ZM185 88V89H184ZM223 88H224V91H222L223 90ZM229 88H230V91H229ZM1 89H3V90H1ZM65 89V90H64ZM71 90V91H68V90ZM110 89V90H109ZM115 89H117V90H115ZM132 89V90H131ZM157 89V90H156ZM164 89H167V90H165L164 91ZM226 89V90H225ZM256 89V90H255ZM257 89H259V90H257ZM20 90V94H18L19 91ZM25 90H26V92L27 93H29V91H31L32 90V95L35 97V98H33V101H32V97H31V94H30V96H28V94L25 92ZM35 92H34V91ZM38 90V91H37ZM56 93V91L58 92V94L57 95H60L61 93V99H63L64 101H62L61 99H59V101H58V98H60L59 96H56L57 97V99H55V101H53L54 100V98H56L55 97V95H54V93H53V91ZM62 90H63V92H62ZM75 90V91H74ZM96 90H97V94H96ZM99 90V91H98ZM155 92V94L153 93V91ZM199 90H201V91H199ZM39 91H40V93H39ZM43 91H45L46 92V96H45V92H42ZM49 91V92H48ZM67 91V93H65ZM78 91H79V93H81V94H79L78 93ZM82 91V92H81ZM108 91V92H107ZM111 91V92H110ZM116 91V92H115ZM121 91V92H120ZM133 91V92H132ZM138 91V92H137ZM157 91H161V94L160 93H158ZM163 91V92H162ZM171 91V92H170ZM179 91V92H178ZM195 91H197V93L195 92ZM200 93H199V92ZM203 91H204V93H203ZM207 91V92H206ZM232 91V92H231ZM235 93H234V92ZM238 91V92H237ZM5 92V93H4ZM48 92V93H47ZM50 92H52V96H51V93ZM73 92V93H72ZM75 92V93H74ZM151 92V93H150ZM156 92H157V94H156ZM175 92H178L179 93V95H178V93H176L175 94ZM190 92V93H189ZM193 92V93H192ZM201 92H202V97H201ZM211 92V93H210ZM217 92V93H216ZM230 92V93H229ZM237 92V93H236ZM242 92V93H241ZM257 92H258V94H257ZM261 92V93H260ZM7 93V94H6ZM26 93V94H25ZM41 93H42V96H41ZM77 93L79 94V96H77L76 97V95H77ZM82 93H83V95H82ZM84 93H86V94H84ZM111 93V94H110ZM125 93V94H124ZM141 95H140V94ZM148 93V94H147ZM167 93V94H166ZM172 93H173V95H172ZM196 93V94H195ZM210 93V94H209ZM222 93V94H221ZM228 93H229V95H231V97L230 98H228L229 97V95H228ZM254 93H256V95L254 94ZM2 94H0V97L2 96ZM12 94V95H11ZM22 94V95H21ZM47 94H48V96H47ZM67 94V95H66ZM74 94H76V95H74ZM113 94V95H112ZM153 96V97H155V95H158L159 94V96H157V97H159V99H157V100H160V101H155V99L157 98V97H155V98H153L151 95ZM174 94L177 96V97H175L174 96ZM198 94V95H197ZM204 94H206V95H204ZM208 94H209V96H208ZM218 94H220V95H218ZM11 95V96H10ZM43 95H44V97H43ZM80 95H82L84 98H82V99H85L86 100V103H85V100H82L81 99V97L82 96H80ZM86 95V96H85ZM98 95L100 96V99H98L99 97H98ZM101 95H102V97H101ZM104 95V96H103ZM117 95V96H116ZM123 95V96H122ZM139 95V96H138ZM147 95H149V96H147ZM166 95H167V99H166ZM187 95V96H186ZM190 95H192V96H190ZM196 95V96H195ZM200 95V96H199ZM204 95V96H203ZM215 95H218L217 97H215ZM224 95V96H223ZM225 95L227 96V98L225 97ZM244 97H243V96ZM258 95H259V97H258ZM5 96L7 97L6 99H8V100H10V98L12 97V96H14L13 98L15 99H11L10 101H9V103L8 104H10V105H8V104H6V102H8V100L6 101L5 100ZM19 96H20V100H19ZM28 96V97H27ZM68 97V96H70V97H68L67 99L65 98V97ZM73 96V97H72ZM106 96V97H105ZM161 96H162V99H161ZM179 96V97H178ZM181 96H182V98H181ZM186 96V97H185ZM199 96V97H198ZM232 96H233V98H232ZM236 96V97H235ZM256 98L255 100L253 99L254 97ZM260 96H262L261 98H260ZM24 97H27L28 99H29V102H30V104L32 105L34 102V105L32 106V108H31V105L29 104V107L26 105V103L24 102V101H27L28 102V99L26 100H24ZM45 98L46 97V99L44 100L43 98ZM48 97V98H47ZM50 97V98H49ZM53 97V98H52ZM76 97V98H75ZM95 97V98H94ZM107 99V101L108 102H110L109 101V99L111 100V104L109 105L108 104V102H106V99ZM127 97V98H126ZM148 97V98H147ZM152 98V101L150 100L151 98ZM165 97V98H164ZM175 97V98H174ZM184 97V98H183ZM198 97V98H197ZM222 98V99H220V98ZM223 97H224V99H223ZM235 97V98H234ZM17 98V99H16ZM38 98H40L39 100H36L35 101V99H38ZM51 98H52V100H51ZM70 98V99H69ZM78 98H79V100H82V101H79L78 100ZM87 98H88V100H87ZM90 98H92V100H93V98H94V101H95V103H96V101H97V99H98V103H96L97 105L96 106H99L100 104L101 105H103V107H98V108H96L94 105H95V103H94V101H91V99ZM121 98V99H120ZM142 98H144L143 99V101L145 102H143L142 101ZM146 98H147V100H146ZM172 98V99H171ZM180 98H181V100H180ZM187 98V99H186ZM197 98V99H196ZM200 98L202 99V100H200ZM214 98V99H213ZM218 98L220 99V100H218ZM258 98H260V102L258 101ZM50 100L49 102H48V100ZM65 99L67 100V101H65ZM103 99V100H102ZM132 99V100H131ZM168 99H170V101H172V104H171V106H170V104H169V102L170 101H168ZM174 99V100H173ZM177 99H178V101L179 102H177ZM185 101H184V100ZM199 99V100H198ZM206 99V100H205ZM232 99H234V100H232ZM240 99V100H239ZM251 99V100H250ZM23 100V101H22ZM42 100H44V101H47V104H46V102H45V106H44V101H42ZM57 100V101H56ZM63 102V105H60L62 102ZM100 100V101H99ZM135 101V103H134V101ZM168 102H167V101ZM188 102H187V101ZM238 100V101H237ZM256 100H257V102H256ZM262 100V101H261ZM1 101H3V103H1ZM21 101V102H20ZM39 101V102H38ZM51 101H52V103H54V105H55V108L56 107H58L57 109H59L60 107L59 106H62L60 109L61 110H56V109H54L53 110V112L51 111V107H54V106H52L53 104L51 103ZM72 101V102H71ZM84 101V102H83ZM117 101V102H116ZM142 101V102H141ZM148 101H151L150 103L152 104V102H153V104L152 105H150V104H148L147 102ZM164 102V104H160V103H163ZM175 101V102H174ZM190 101V102H189ZM192 101V102H191ZM197 101H199L200 102V104H199V102H197ZM205 101V102H204ZM211 101H212V103H211ZM219 101V102H218ZM225 101V102H224ZM236 101V102H235ZM252 101H255V102H252ZM5 102V103H4ZM28 102V103H29ZM36 102H37V104H36ZM59 103L60 102V104H59V106H56V104L55 103ZM69 102V103H68ZM75 102H78V103H75ZM81 103V108H80V106H78L80 103ZM87 102H89V103H87ZM92 102H93V104L94 105H92ZM116 103L117 104V106L115 107L114 106V104L113 103ZM124 102V103H123ZM139 102V103H138ZM156 104H158V105H156ZM167 102V104H165ZM213 102H215V103H213ZM232 102V103H231ZM260 104H259V103ZM12 103H13V106L15 105V107H17L18 108V104L20 105L19 106V108H18V110H15V109H17V108H13V106H12ZM14 103H16V104H14ZM22 103V104H21ZM43 103V104H42ZM49 103H51V104H49ZM58 103H57V105H58ZM67 103H68V105H67ZM72 103V104H71ZM76 104V107L75 108H73L74 106H75V104ZM132 103V104H131ZM133 103H134V105H133ZM138 103V104H137ZM174 103V104H173ZM182 104V105H179L178 106V108H180V109H178V108H176L177 107V105L178 104ZM192 103H194V104H192ZM203 105H202V104ZM217 103H218V105L219 106H217ZM222 103H223V105L225 106L224 107V109L223 110H225V112H223L224 114L226 113V115H224L223 113H222V108H223V106H222ZM225 103V104H224ZM229 103H231V105H227V104ZM252 103V104H251ZM255 103V105H253ZM6 104V105H5ZM25 105V109H24V105ZM71 104V105H70ZM99 104V105H98ZM105 104V105H104ZM108 104V105H107ZM113 104V105H112ZM121 106H120V105ZM130 105V106H126V108H125V106L124 105ZM145 104V105H144ZM154 104L156 105L155 106V108H154ZM176 104V105H175ZM197 104V105H196ZM211 106H210V105ZM235 104H236V107H234L235 106ZM249 106H248V105ZM258 104V108H256L255 109V106ZM2 105H5V106H2ZM23 105V106H22ZM90 107H89V106ZM163 105V108H161L160 106H162ZM166 105H168V106H166ZM173 105V106H172ZM192 105L194 106V107H192ZM216 105V106H215ZM243 105H244V107H243ZM251 105H252V107H251ZM10 106H12V107H10ZM23 107V111L25 112V111H28V112H26V113H24L22 110H20L22 107ZM42 106H44V108H42ZM48 106H49V109H48ZM63 106H64V110H63ZM68 106H70L71 108H72V110H70L71 108L69 107L68 108ZM91 106H94V107H91ZM120 106V107H119ZM153 106V107H152ZM157 106H159V108L157 107ZM168 107L167 108V110H166V107ZM170 106V107H169ZM182 106V107H181ZM202 106H203V108H202ZM209 106V107H208ZM221 106V107H220ZM260 106V107H259ZM261 106H262V108H261ZM21 107V108H20ZM28 107V108H27ZM35 107H37V109L35 108ZM77 107L78 108H80L79 110L77 109ZM83 107H85V108H83ZM88 107V108H87ZM105 107H106V109H105ZM110 107V108H109ZM119 107V109H117ZM126 109L125 111H124V108ZM139 107H141V108H139ZM158 109H157V108ZM195 107H197V108H195ZM219 107V108H218ZM246 107V108H245ZM46 108V109H45ZM66 108V109H65ZM68 108V109H67ZM109 108V109H108ZM113 108H115V109H113L114 111H112V109ZM120 108L122 109V110H120ZM152 108H154L156 111H154ZM171 108V109H170ZM174 108H176V109H174ZM183 108H185V109H183ZM208 108V109H207ZM245 108V109H244ZM251 108H253L252 110H251ZM4 109V110H3ZM13 109V110H12ZM27 109V110H26ZM29 109H30V111L31 112H33V113H30V111H29ZM42 109H44V110H42ZM47 109H48V111H49V114L48 113H46V111H47ZM53 109V108H52ZM90 109H91V111L92 110H96L95 112H96V114L98 113V116H97V118L95 117L94 118V116H95V112L94 111H92V113L90 112ZM131 109V110H130ZM138 109H141V110H139L138 111ZM146 110V113L147 114H145V113H142V112H145L144 110ZM162 109V110H161ZM165 111H164V110ZM184 111H183V110ZM188 109H189V111H188ZM202 109V110H201ZM207 109V110H206ZM218 109V110H217ZM227 109V110H226ZM249 109H250V111H249ZM259 111L258 112V115H257V112L255 111ZM36 111V113H35V111ZM46 110V111H45ZM56 110V111H55ZM69 112H68V111ZM74 110V111H73ZM75 110H76V112H75ZM83 110H85V112L83 111ZM100 110V111H99ZM120 112H119V111ZM134 110V111H133ZM159 110V111H158ZM172 111V113H171V111ZM181 110H182V112L184 113H182L181 112ZM186 110V111H185ZM213 110V111H212ZM245 110V111H244ZM262 110V111H261ZM14 111H15V113H14ZM22 112L23 114H27V113H29V115H25V117H24V115L22 114V113H20V112ZM43 111V112H42ZM62 113V115H61V113ZM66 111H67V113H66ZM88 113H87V112ZM103 111V112H102ZM106 111V112H105ZM119 112V113H117V112ZM130 113H129V112ZM136 111H137V113L138 114H140L141 115V117H140V115H138V114H136ZM140 111H142V112H140ZM158 111V112H157ZM161 111V112H160ZM164 111V112H163ZM170 111V112H169ZM178 111V112H177ZM180 111V112H179ZM203 111V112H202ZM229 111V112H228ZM246 111H248V112H246ZM252 111V112H251ZM41 113V114H38V113ZM44 112H45V114H44ZM58 112H59V114H58ZM73 112H75V113H73ZM78 112H79V114H78ZM113 112V113H112ZM124 112H126V114L124 113ZM151 112V113H150ZM237 112V115H235L234 113H236ZM238 112H242V113H238ZM243 112H246V113H243ZM253 112H256L255 114L253 113ZM12 113H14V114H12ZM22 114L23 116H21L20 114ZM55 113V115H57L58 114V116H56V117H59L58 119L56 118V119H54V117H55V115H53ZM63 113H64V115H66L67 117H68V120H67V118H66V116H65V118L63 117ZM85 113V114H84ZM86 113L87 114H89V113H91L90 115H86ZM102 113V114H101ZM112 113V114H111ZM124 113V114H123ZM133 114V118H135L134 120L135 121H133V118H131L130 119V117H132V114ZM154 113V114H153ZM178 115H177V114ZM32 116H31V115ZM47 114V115H46ZM69 114H70V120H69ZM76 114H78L79 116L82 114L83 116H84V119L82 118V116L81 117H79V119L77 118V116L78 115H76ZM100 114V115H99ZM104 114H106V116L104 115ZM112 115V117H111V115ZM115 114V115H114ZM118 114V115H117ZM128 114H130V116L128 115ZM136 114V115H135ZM144 114V115H143ZM149 114H153L154 116H152V119L151 118H149L148 116H149ZM170 114H171V116H170ZM175 114V115H174ZM190 114V115H189ZM245 114H247V115H245ZM251 114H254V115H251ZM5 115H6V117H5ZM40 115V116H39ZM41 115H43V116H41ZM45 115H46V117H45ZM75 115V116H74ZM88 116V118H89V120H86L87 119V117L86 116ZM92 115H94V116H92ZM102 115V116H101ZM110 115V116H109ZM114 115V116H113ZM116 115L117 116H120V117H116ZM124 115V116H123ZM135 115V116H134ZM140 117V119L142 118H144V122H146V120H147V122L146 123H143V124H141L142 123V119L141 120H139V122H140V125H139V122H138V116ZM143 115V116H142ZM160 116L161 118H158V116ZM164 115V116H163ZM216 115V116H215ZM232 115L234 116V117H232ZM240 115H242V116H240ZM245 115V116H244ZM249 115V116H248ZM255 115H256V117H255ZM26 116H29L28 117V120H27V118H26ZM34 116V117H33ZM37 116H38V118H37ZM51 117L52 118V120L53 121H50L51 119L49 118V117ZM128 116H129V119H128ZM163 116V117H162ZM175 116H177V117H179V118H175L176 120H174L173 119V117H175ZM193 116V117H192ZM201 116H202V118L203 119H205V120H202V118H201ZM205 116H206V118H205ZM236 116H238V118L236 117ZM262 116V117H261ZM2 117V118H1ZM10 117V118H9ZM19 117H20V119H19ZM42 117H44V118H42ZM72 117H73V119H72ZM75 117V118H74ZM104 117H107V118H105L104 119ZM110 119H109V118ZM138 117V118H137ZM151 117V116H150ZM198 119H196V118ZM236 117V118H235ZM258 117V118H257ZM5 118V119H4ZM9 118V119H8ZM31 120H34V121H31ZM33 118V119H32ZM35 118V119H34ZM38 119V121H37V119ZM39 118H40V120L42 121V122H40V123H38L40 120H39ZM48 118H49V122H53L52 124H47L48 123ZM61 118V119H60ZM82 118V119H81ZM92 118V119H91ZM94 118V119H93ZM101 118V120H100V122H99V119ZM196 119V120H194V119ZM201 118V119H200ZM254 118V119H253ZM259 118H260V123L258 122L259 121ZM262 118V119H261ZM14 121V123H15V125H17V126H12L13 125V122H12V120ZM15 119V120H14ZM17 119V120H16ZM25 119H26V124H24V125H20V123H22V121L24 120L25 121ZM44 119L46 120V121H44ZM64 119H66V121L64 120ZM104 119V120H103ZM113 119H115V120H113ZM154 119V120H153ZM159 119H162V121L160 122V120ZM188 119V120H187ZM193 119V120H192ZM7 120H9V122L12 124V125H10V126H8V123L9 122H7ZM11 120V121H10ZM22 120V121H21ZM30 120V121H29ZM62 121V122H60V121ZM73 122H72V121ZM76 120V121H75ZM81 120V121H80ZM82 120H85V121H82ZM93 120H98V121H95L96 123L94 124L93 122ZM103 120V121H102ZM110 120V121H109ZM156 120V121H155ZM159 120V121H158ZM166 122H164V121ZM171 120V121H170ZM172 120H174V121H172ZM185 120V121H184ZM200 120H202V121H200ZM230 120V121H229ZM238 120V121H237ZM263 120V121H262ZM24 121H23V123H24ZM32 122L30 125L28 124L29 122ZM68 121V122H67ZM69 121H71L73 124H71V122L69 123ZM79 121V122H78ZM88 121V122H87ZM101 121H102V123H101ZM108 123L107 125H105L106 124V122ZM155 122V124H153V123H151V122ZM187 121H188V123L189 122H191L190 124V126H188L189 124L187 123ZM193 121H194V124H193ZM200 122V123H198V122ZM223 121H225V122H223ZM240 121V122H239ZM6 122H7V124H6ZM19 122V123H18ZM33 122H37L38 124H40V127H43L44 125V127H50L51 125L52 126H55V128L54 127H50V129H48V128H45L46 130H43V128H41V129H39L38 130V128H40V127H38V124H37V127H36V123H35V128H34V125H32V124H34ZM57 122H60V123H57ZM63 122L64 123H66V125L68 126V124L69 125H71V127L73 126V128H74V131H78L76 134L75 133H71V131L73 130V129H71V127L68 129L67 128V126L65 125V124H63ZM83 123V124H81V123ZM100 124H99V123ZM105 122V124H103ZM112 122H113V124H112ZM117 122V123H116ZM119 122V123H118ZM134 122H136V124L134 123ZM138 122V123H137ZM160 122V123H159ZM162 122H164L163 124H161ZM172 122H174L175 123V125H173V127H172ZM176 122H178V123H176ZM182 122H184V123H182ZM195 122H196V125H195ZM203 122V123H202ZM238 122V123H237ZM9 123V124H10ZM62 123V127H60L61 124ZM79 123L81 124V125H79ZM98 123V124H97ZM117 125H116V124ZM127 123H128V125H130L131 123H133L131 126H133V125H135V127H131V126H129L128 127V125H127ZM151 125H150V124ZM157 123H159V124H161V128H160V126L159 125H157ZM171 123V124H170ZM202 123V124H201ZM211 123V124H210ZM229 123V124H228ZM243 123H244V125H243ZM251 123V124H250ZM256 123H258V124H256ZM19 124V125H18ZM27 124L30 126V128H29V126H27ZM44 124V125H43ZM56 124V125H55ZM86 124L87 125H89L87 128H86ZM94 126L95 125V127H93L92 125ZM109 124H111V125H109ZM124 124H126V125H124ZM214 124V125H213ZM7 125V126H6ZM42 125V126H41ZM91 125V126H90ZM101 125H104L105 127H103V126H101ZM118 125H121V126H119L120 128H122V129H119V127H117ZM148 125H150L149 127H148ZM153 125L155 126V125H157V126H155V127H153ZM194 125V126H193ZM201 125H205V128H204V126H203V128L204 129H202L201 130ZM219 125H220V128H219ZM240 125H241V127H240ZM259 125V126H258ZM24 127V130H25V132H20V133H17V131L19 130L20 131V129L22 128L23 129V127ZM28 127L27 128V130H26V127ZM33 126V128H31ZM65 126V128H63ZM83 126V127H82ZM99 127V130H98V127ZM100 126L102 127V129L100 128ZM106 126H108V127H106ZM109 126H111L110 128V130L111 131H113V132H111L108 128H109ZM137 126V127H136ZM153 128H152V127ZM162 126L164 127V128H162ZM165 126L167 127V126H169V127H167V128H165ZM193 127V129H192V127ZM212 126H213V128L215 129V130H213L212 129ZM224 126V127H223ZM258 126V128L255 130V128ZM261 126V127H260ZM5 127V128H4ZM6 127H8V128H6ZM10 127H12L13 129L15 128V130H16V127H18L19 129L18 130H16V131H14V132H12L13 130L11 129V130H9L10 129ZM140 127V128H139ZM151 127V128H150ZM177 127V128H176ZM191 127V128H190ZM244 127V128H243ZM262 128L261 130H259L260 128ZM63 128V129H62ZM80 128H81V131H79L80 130ZM89 128H91L92 130H90ZM94 128H95V130H97V131H94ZM104 128V129H103ZM105 128H107V132H106V129ZM127 128H129V129H136L135 131L134 130H131V131H128L129 129H127ZM142 128V129H141ZM160 128V129H159ZM169 128H171L170 129V131H168L169 130ZM173 128H175V129H173ZM180 128H181V130H180ZM186 128V129H185ZM188 128V129H187ZM198 128V129H197ZM2 129V130H1ZM21 129V130H22ZM32 129V130H31ZM53 129H54V131H53ZM68 129V130H67ZM71 129V130H70ZM140 129V130H139ZM152 129V130H151ZM162 129V130H161ZM164 129L166 130V131H164ZM172 129L175 131V130H178V131H175V132H177V134L175 135V133H173L174 131H172ZM236 131H235V130ZM241 129H242V132H241ZM7 130V131H6ZM30 130V131H29ZM36 130V131H35ZM38 130V131H37ZM53 132H52V131ZM55 130H56V134H55ZM61 130V132H59ZM85 130H86V132L87 133H89V134H91V132H93L92 134H91V136H89V134H86V132H85ZM105 130V131H104ZM109 130V131H108ZM117 130H123V131H120L121 132V134H120V132L119 131H117ZM139 130V131H138ZM144 132L143 134L141 133L142 131ZM148 130V131H147ZM183 130V131H182ZM187 130V131H186ZM188 130H190L189 132L191 133V132H193L194 133V135H193V133H191V134H189L188 133ZM195 130V131H194ZM205 130V131H204ZM228 130V131H227ZM263 130V131H262ZM8 131H10V132H8ZM18 131V132H19ZM33 131V132H32ZM34 131H35V134H34ZM39 131H41V132H39ZM45 131V132H44ZM69 132V134L67 133V132ZM83 131V132H82ZM89 131V132H88ZM115 131V132H114ZM125 131V132H124ZM141 131V132H140ZM147 131V132H146ZM181 132V134L179 135L178 134V132ZM198 132V135L196 134L197 132ZM230 131V132H229ZM234 131V132H233ZM257 131V132H256ZM260 131V132H259ZM261 131H262V133H261ZM5 132H7V134L5 133ZM12 132V133H11ZM16 132V134H14ZM44 132V133H43ZM48 134H47V133ZM62 132H64V134H65V136H64V134H63V136L62 135H60V133L62 134ZM85 133L86 135H81L80 133ZM101 132H102V136L104 137L105 136V138L107 139H105V138H103L100 134H101ZM111 132V133H110ZM117 132V133H116ZM118 132H119V134H118ZM124 132V133H123ZM132 132V133H131ZM151 132V133H150ZM166 132V133H165ZM174 134H172V133ZM179 132V133H180ZM186 132V133H185ZM216 133V134H212V133ZM225 132V133H224ZM239 132V133H238ZM9 133H11L10 135H9ZM21 133H24V134H21ZM37 133L39 134V136L37 135ZM45 134V135H43V134ZM51 133V134H50ZM58 133V134H57ZM110 133V134H109ZM115 133V134H114ZM138 133L143 137V138H141V136L140 135H138ZM169 133H171V134H169ZM200 133V134H199ZM205 133V135H201V134H204ZM256 133V134H255ZM7 135L6 137H5V135ZM19 134V135H18ZM20 134H21V136H20ZM33 134V135H32ZM46 134H47V136H46ZM77 135V136H72V135ZM93 134H94V136H93ZM99 134V135H98ZM117 134L119 135V136H117ZM122 134H123V136H122ZM130 134L132 135V136H130ZM169 134V135H168ZM185 134L187 135L188 134V136H185ZM263 134V135H262ZM37 135V136H36ZM50 135H55L54 137L53 136H51L50 137ZM59 135V136H58ZM67 135V136H66ZM69 135H71V136H69ZM98 135V136H97ZM111 135H113V137L111 136ZM114 135H116V136H114ZM177 135H179L180 136V139L182 140H180L179 139V136H177ZM208 135V136H207ZM209 135H210V138H211V140L210 139H208L209 138ZM216 135V136H215ZM219 135V136H218ZM222 135H223V137H222ZM226 135H228L230 138H231V140H230V138L229 137H227ZM231 135H232V137H231ZM234 135H236V137H233ZM238 135V136H237ZM244 137H242V136ZM248 135V136H247ZM249 135H252V136H259L258 137V139L256 138V137H253V139H252V141L254 142V141H258V142H252L251 140H250V138H252L251 136H249ZM0 136V137H1ZM40 136H42L41 137V139L40 140H38L39 138H40ZM60 137L59 139H58V137ZM86 136V137H85ZM107 136V137H106ZM121 136V137H120ZM140 136V137H139ZM146 136H147V138H146ZM149 136H152V137H149ZM174 136L176 137V139L174 138ZM200 136V137H199ZM202 136V137H201ZM212 136V137H211ZM221 136V137H220ZM241 136V137H240ZM36 137H38V138H36ZM44 137V138H43ZM47 137H49V139L47 138ZM53 137V138H52ZM63 137V138H62ZM64 137H65V139H64ZM73 137H75V138H77V139H75V138H73ZM85 139H83V138ZM88 137H93V138H98V139H95V141H94V143L93 142H91V141H93V139L92 138H88ZM100 137H102L101 139H99ZM110 137L111 138H113V141H111L112 139H110ZM115 137H116V139H115ZM119 137V138H118ZM126 137H128V138H126ZM170 137V138H169ZM173 137V138H172ZM184 137H186L185 139H184ZM206 137H207V140H208V142H209V140H210V142L208 143V142H206L207 140H206ZM214 137L218 140V141H216V143H215V140H212V139H214ZM220 137L221 138V140H222V138H226V139H224V140H222V141H220V138L218 139V138ZM238 137H240L239 139H238ZM247 139H246V138ZM261 137V138H260ZM35 138V139H34ZM56 138L59 140V141H57L56 140ZM72 140V142L70 141L69 142V140ZM79 138V139H78ZM108 138H109V140H108ZM124 138V139H123ZM141 138V139H140ZM153 138H155V139H153ZM202 140H204V138H205V142H203V141H201V139ZM243 138V139H242ZM248 138H249V140H250V142L248 141ZM6 139V140H5ZM55 139V140H54ZM67 139V140H66ZM105 140V141H107V143L106 142H104L103 140ZM118 139H119V141H118ZM127 139L129 140L128 142H127ZM133 139H134V141H137V142H131V141H133ZM142 139H144V140H142ZM150 139V140H149ZM161 139V140H160ZM179 139V140H178ZM191 139V140H190ZM234 139H236L235 140V142L233 141ZM237 139H238V143H240V145L236 142L237 141ZM259 139H261V140H259ZM35 140V141H34ZM49 140H50V142H49ZM53 141V143H55V144H53V143H51L52 141ZM97 140V141H96ZM103 142H102V141ZM116 140L118 141V142H116ZM126 140V141H125ZM142 140V141H141ZM148 140V143L146 142ZM160 140V141H159ZM176 140V141H175ZM188 141L189 140V142H186V141ZM199 140V141H198ZM229 140V141H228ZM240 140H242L241 142H240ZM244 140L246 141H248L250 144L248 145V143H247V141L246 142H244ZM22 141H23V143H22ZM24 141H26V142H24ZM31 141V142H30ZM34 141V142H33ZM38 141V142H37ZM40 141H41V144H40ZM55 141V142H54ZM68 141V142H67ZM86 141V142H85ZM87 141H88V143H87ZM120 141H121V144H122V146H123V142H125L126 144H127V146H126V144L122 147L121 146V144H120ZM152 143H151V142ZM154 141V142H153ZM164 141V143H162V142ZM175 141V142H174ZM186 143V144H184V142ZM193 141V142H192ZM234 143H233V142ZM46 142V143H45ZM81 142V143H80ZM91 144H90V143ZM97 142H99V144L98 145H96V143ZM100 142H102V144H100ZM109 142V143H108ZM112 142V143H111ZM138 142H139V144H138ZM143 143V144H141V143ZM167 142V143H166ZM175 144H174V143ZM177 142V143H176ZM192 142V143H191ZM201 142L203 143V144H201ZM214 143L215 145H213L212 144V147H213V149H212V147L210 146L209 148H210V150H209V148L208 149H205V148H207L208 146H206L205 144H207V145H210L211 143ZM223 142V144H226V145H224V147H223V144H221ZM228 142L231 144V146L228 144ZM15 143H18V144H15ZM28 143V145H26ZM32 143H34V144H32ZM36 143V144H35ZM42 143H44V144H42ZM48 143V144H47ZM56 143H58V145L56 144ZM61 143L62 144H67L68 146H72L71 148L69 147V148H66L67 147V145H62L63 147H61L60 145H61ZM116 144V143H119L118 145H116V147H114V145L112 146L111 144ZM132 145H131V144ZM149 143H151V144H155V146H156V148H154L151 144H149ZM158 145H157V144ZM178 143H179V145H178ZM218 143V144H217ZM237 143V144H236ZM244 143V145H242L241 146V144H243ZM251 143H253L254 144V146H253V144H252V146H251ZM257 143V144H256ZM258 143H260V145H258ZM40 144V146H41V148H39V146H37V145H39ZM52 144V145H51ZM60 144V145H59ZM73 144H74V146H73ZM110 144V145H109ZM128 144H130V146L132 147V151H133V153H135V155L133 154V153H131L133 156H138L141 152H143L141 155H139L138 157L140 158H138V157H134V158H132L131 160H130V162H129V159H130V156L132 157V155H130L129 154V156H128V158H127V155L126 154H128V153H130L131 151L130 150H128V149H130L131 147H129L128 146ZM136 144H138V145H136L137 147H135V145ZM144 144H145V146H144ZM149 144V145H148ZM159 144H160V146H159ZM193 144V145H192ZM196 144V145H195ZM222 146H221V145ZM237 146H236V145ZM256 144V145H255ZM34 145V146H33ZM56 147H58L57 149H53V148H55V146ZM79 145H80V147H79ZM106 145H109V146H107L106 147ZM119 145L122 147V148H124V149H122L121 147H119ZM162 145H163V147H162ZM185 145V146H184ZM220 145V146H219ZM228 145H229V147H228ZM234 145H235V147H234ZM45 148H44V147ZM60 146V147H59ZM100 146V147H99ZM111 146L113 147V148H115V149H113V148H111ZM120 148V149H122L121 151H123L124 150V152L126 151V153H124V152H121L120 154H118L117 155V153H119V150H117V149H119L118 147ZM141 148H140V147ZM166 146H168L167 148H166ZM174 146V147H173ZM196 146H200V148L198 147V149H197V147ZM218 146V147H217ZM248 146V147H247ZM251 146V148L249 149V147ZM257 146H259V148L257 147ZM29 147V148H28ZM43 147V148H42ZM49 147H51V149L49 148ZM76 147H79V148H76ZM109 147V148H108ZM126 147H128V148H126ZM135 149H134V148ZM139 147V149H137ZM143 147V148H142ZM144 147H145V151H141V150H143L144 149ZM148 147H151V148H149V149H147ZM161 147H162V150H161ZM175 147H177V148H175ZM184 147H186V149L184 148ZM205 147V148H204ZM216 148V150H215V148ZM238 147V149H234V148H237ZM242 149H241V148ZM244 147H245V149H244ZM247 147V148H246ZM258 148V150L256 149V148ZM262 147V148H261ZM72 148H73V150H72ZM75 148V149H74ZM90 148V149H89ZM108 148V149H107ZM157 148H159L160 150H156ZM168 148H170L169 150H168ZM178 148H179V150H178ZM182 148H184V149H182ZM188 148H190V149H188ZM196 149V151H198V152H196L195 151V149ZM205 150H204V149ZM224 148V149H223ZM227 148H229V151H228V149ZM232 148V149H231ZM252 148H255V149H252ZM261 148V149H260ZM23 149V150H22ZM26 149V150H25ZM40 149V150H39ZM44 151H43V150ZM49 149V150H48ZM60 149V150H59ZM66 149V151L69 153L70 152V149H71V152L72 153H74V154H72L71 152L69 153V155H71V156H77V154H78V158L75 156L73 159H75V160H73L72 158H71V156H69L67 153H66V151H64ZM79 149V150H78ZM88 149V150H87ZM100 149V150H99ZM141 149V150H140ZM165 149V150H164ZM174 150V152H170V151H172V150ZM176 149V150H175ZM191 149H192V151H191ZM227 151H226V150ZM249 149V150H248ZM5 150H7V153L6 152H4V153H6V155L8 154H10V153H8V152H10V150L7 148V147H5ZM4 150V151H5ZM76 150V151H75ZM86 150V151H85ZM89 150L90 151H92L93 153H91V152H89ZM110 150V151H109ZM114 150V151H113ZM118 152H117V151ZM135 150H138V151H136L135 152ZM150 150V151H149ZM153 150V153L151 152ZM156 150V151H155ZM186 150V151H185ZM190 150V151H189ZM209 152V155L207 154L208 152ZM211 150H213V151H211ZM218 150V151H217ZM225 150V151H224ZM234 153V152H236V153H232V154H230V152L231 151ZM238 150V151H237ZM251 150H252V152H251ZM254 150H255V152H254ZM260 150V151H259ZM19 151V152H18ZM22 151V152H21ZM40 151V152H39ZM52 151V152H51ZM59 151H60V153H59ZM63 151V152H62ZM75 151V152H74ZM99 151H101V152H99ZM117 153H116V152ZM127 151H129V152H127ZM148 151H149V153H148ZM159 151V152H158ZM162 151V152H161ZM179 151V152H178ZM188 151H189V153H188ZM199 151H201V153L199 152ZM204 151V152H203ZM206 151V152H205ZM218 153H217V152ZM226 153V156L224 155L225 153ZM240 151L241 152H244V153H240ZM25 152H27L26 154H25ZM48 152V153H47ZM49 152L52 154L53 152L55 153V152H58L59 154H60V160H65V157L67 158V160H69V161H67V160H65L66 161V163H65V161H63V163H62V161L60 162L59 161V159H56L57 161H55L53 158H57L59 155H57V157L55 156L56 154H58V153H55V155L54 154H49ZM80 152V153H79ZM81 152H83L82 154H81ZM98 152V153H97ZM106 152H108V154L106 153ZM139 154H138V153ZM157 152V153H156ZM193 154H195V155H193ZM214 152H215V154H214ZM219 152H220V154H219ZM240 154H239V153ZM246 152V153H245ZM254 152V153H253ZM63 153H64V155H63ZM65 153H66V156H65ZM76 153V154H75ZM85 153V154H84ZM88 153H90V155H88ZM100 153V155H98ZM103 153V154H102ZM104 153H106V154H104ZM110 153H112V154H110ZM116 153V155H113V154H115ZM154 153H155V155H154ZM168 153V154H167ZM179 153H180V156H179ZM186 155H185V154ZM191 153V154H190ZM197 153H200V154H197ZM204 153V154H203ZM211 153V154H210ZM212 153H213V155H212ZM224 153V154H223ZM228 153V154H227ZM249 153V154H248ZM254 154V156H253V154ZM32 154V155H31ZM39 154V155H38ZM42 154V155H41ZM48 155V156H46V155ZM110 154V155H109ZM121 154H122V156H121ZM137 154V155H136ZM146 154V155H145ZM161 154V155H160ZM162 154H163V157H162ZM175 154V155H174ZM182 154V155H181ZM186 156H184V155ZM207 154V155H206ZM218 154H219V157H220V161H219V158H218ZM238 154V155H237ZM244 154H246V155H250L251 154V156H244ZM256 154V155H255ZM0 155H2V154H0ZM67 155H68V157H67ZM81 155V156H80ZM92 155H94V156H92ZM102 155V156H101ZM143 155V156H142ZM152 155V156H151ZM155 157H154V156ZM165 155H166V157H167V159L168 160H166V158H165ZM168 155V156H167ZM199 155V156H198ZM216 155V156H215ZM222 155V156H221ZM232 156V160H231V157L230 156ZM237 155V156H236ZM259 155V156H258ZM261 155L263 156V157H261ZM25 156V157H24ZM31 156V157H30ZM35 156V157H34ZM51 156V157H50ZM84 156H85V158H84ZM100 156V157H99ZM108 156H110V157H108ZM113 156V157H112ZM115 156V157H114ZM119 156V157H118ZM126 156V157H125ZM147 157V158H152V160L150 161V160H148L147 161V158H143V157ZM150 156V157H149ZM158 156V157H157ZM170 156H171V158H170ZM173 156V157H172ZM209 156V157H208ZM213 156H215V157H213ZM227 156H229V159L227 160ZM25 159H24V158ZM26 157H28L27 159H26ZM30 157V158H29ZM33 157V158H32ZM53 157V158H52ZM62 157H63V159H62ZM70 157V158H69ZM81 157V158H80ZM122 159H121V158ZM125 157V158H124ZM141 157H142V159H141ZM153 157H154V159H153ZM162 157V158H161ZM182 157V158H181ZM194 157H195V159H194ZM196 157H198V158H196ZM199 157H202L201 159L199 158ZM203 157L205 158L206 157V160H205V164H203L204 163V160H203ZM213 158V161H212V158ZM217 157V158H216ZM225 159H224V158ZM237 157V158H236ZM244 159H243V158ZM248 157V158H247ZM250 157H252V158H250ZM255 159H254V158ZM258 157H261V158H263V159H259ZM49 158V159H48ZM87 158V159H86ZM90 158V159H89ZM99 158V159H98ZM113 158H115V159H113ZM118 158V159H117ZM125 160H124V159ZM159 160H158V159ZM174 158H176L175 160H173ZM186 158H187V161H186ZM207 158L209 159V160H211V162L209 161V160H207ZM215 158V159H214ZM239 158H241V159H239ZM5 159H7V160H5ZM32 159V160H31ZM46 159H48V160H46ZM72 159V160H71ZM79 159V165H78V163H77V160ZM92 159V160H91ZM95 159H97V160H95ZM102 161H101V160ZM113 159V160H112ZM120 159V160H119ZM135 159V160H134ZM147 161L146 162V164H145V160ZM161 159V160H160ZM164 159V160H163ZM183 160V162H185V163H182L183 165H184V169L182 170V168H183V165L182 164H176V163H180L182 160ZM216 159H217V161H216ZM221 159H224V161L223 160H221ZM236 159V160H235ZM243 159V160H242ZM256 159H257V161L259 162H257L256 163V165H254L253 164V162L252 161H254V162H256ZM26 160V161H25ZM36 160V163L34 162ZM52 160V161H51ZM89 160H91V161H89ZM94 160V161H93ZM132 160H134V161H132ZM136 160L137 161H139V162H141V164L140 163H138V162H136ZM154 160V161H153ZM158 160V163L160 164V161H161V163L163 164L164 162V167L163 166H161V165H159V164H157V161ZM198 160H200V161H198ZM201 160H202V162H201ZM233 160H235V161H233ZM240 160V161H239ZM248 160V161H247ZM260 160V161H259ZM4 161H5V163H6V161H7V163L5 164L4 163ZM9 161V162H8ZM39 161V162H38ZM60 162V163H55V162ZM71 161V162H70ZM76 163H75V162ZM81 161V162H80ZM88 162V163H86V162ZM105 161V162H104ZM114 161V162H113ZM115 161H117L116 162V164H115ZM122 163H121V162ZM125 161V162H124ZM132 161V162H131ZM171 161V162H170ZM176 161H178V162H176ZM190 161H191V163H190ZM209 161V162H208ZM223 161V162H222ZM230 161V162H229ZM240 162V164H241V167H240V164H239V162ZM250 161V162H249ZM13 162V164H9V163H12ZM34 162V163H33ZM44 162V164H45V168H44V166H43V163ZM46 162V163H45ZM49 162H50V165H48L49 164ZM53 162H54V164H53ZM144 162V163H143ZM148 162L150 163V166H149V164H148ZM153 162V163H152ZM167 162H169L168 164H167ZM186 162H188L187 164H186ZM203 164V165H201V163ZM214 162V163H213ZM215 162H218V163H215ZM233 162V163H232ZM234 162H237L236 164L234 163ZM242 162H243V164H242ZM248 162V163H247ZM252 162V163H251ZM16 163H17V165H18V167L21 165V164H23V163H25V164H27L28 163V166L27 165H25V164H23V165H21V166H23V168L21 169V170H19L21 167H17V165H16ZM38 163V164H37ZM51 163H52V165H51ZM72 163L74 164V165H76L77 166V168H76V166H74L75 167V169H74V167L72 166ZM92 163V164H91ZM94 163V164H93ZM100 163L102 164V165H100ZM109 163H110V165H109ZM126 163V164H125ZM130 163V164H129ZM133 163H135L134 165H131V164H133ZM136 163H137V166H136ZM143 163V164H142ZM212 163H213V165H212ZM228 163V165L230 164V166L231 167H229L228 165L226 166V164ZM14 164H15V168H14ZM32 164V165H31ZM38 165V167H37V165ZM40 164V165H39ZM59 164L60 165H66L65 167H62V166H59ZM122 164V165H121ZM140 164V165H139ZM145 164V166H143ZM156 164V165H155ZM171 164H174L173 165V167L171 166ZM190 164V165H189ZM210 164V165H209ZM222 164V165H221ZM225 164V165H224ZM248 166H250V167H246V165ZM252 164V165H251ZM260 165V167H258L259 165ZM262 164V165H261ZM55 165V166H54ZM111 165L113 166V167H111ZM139 165V166H138ZM157 165L159 166V167H162L161 169H159V167L157 168ZM169 165V166H168ZM207 165H209V166H207ZM217 165V166H216ZM222 167H221V166ZM224 165V166H223ZM235 165V166H234ZM6 167V169H7V172H6V169H5V167ZM9 166V167H8ZM25 166H27V168H28V170L29 171H26L27 169H26V167ZM31 168H30V167ZM50 166H52V168L49 167ZM71 166V167H70ZM79 166V167H78ZM88 166V167H87ZM96 166V167H95ZM104 166V167H103ZM107 166H110V167H107ZM129 166V167H128ZM136 167V168H138V167H140L141 166V168H138L139 169V171H141L140 169H142L143 168V171H142V173L141 172H139V171H137L138 169H132L133 167ZM147 166V167H146ZM152 166V167H151ZM156 167V169H158L157 170V172H155L156 170L154 169L155 167ZM180 166H182L181 168H180ZM191 166V167H190ZM194 166V169H192V167ZM204 166V167H203ZM216 166V167H215ZM234 166V167H233ZM239 167V171L241 170V172H236V170H238V167ZM243 166V167H242ZM255 166L257 167L256 169H254L255 168ZM261 166L263 167V169H261ZM25 167V168H24ZM67 167V168H66ZM85 167V168H84ZM86 167H87V169H86ZM90 167V168H89ZM99 167V168H98ZM108 169H107V168ZM144 167H146L145 169H144ZM167 168V171H169V172H167V171H165L166 170V168ZM171 167H172V169H171ZM179 167V168H178ZM186 167H187V171L185 170L186 169ZM202 167V168H201ZM207 167H210V168H207ZM211 167H212V169H211ZM214 167H215V170H214ZM225 167V168H224ZM237 167V168H236ZM245 167V168H244ZM254 167V168H253ZM1 168H2V170H1ZM31 170H30V169ZM36 170H35V169ZM42 168H43V170H42ZM50 170H48V169ZM55 168H57L58 169V171H57V169H55ZM64 170H63V169ZM91 168H93V169H91ZM113 168V170L114 171H116V172H114V173H112V169ZM114 168H116V170L114 169ZM120 168V169H119ZM128 168H130V169H128ZM151 168V169H150ZM152 168H153V170H155V171H153L152 170ZM179 169V171L180 172H178V169ZM189 168H190V170L192 169V170H195V171H190L189 170ZM198 170L197 172H196V169ZM205 168V169H204ZM217 168H219V170L217 169ZM220 168L222 169L221 171H220ZM234 168V169H233ZM236 168V169H235ZM242 168H244L243 169V171H242ZM247 168V169H246ZM9 169V170H8ZM18 169V170H17ZM37 169H38V171H37ZM61 169V170H60ZM122 169V170H121ZM133 171H132V170ZM164 171H163V170ZM211 169V170H210ZM224 169H225V171H224ZM231 169V170H230ZM35 170V171H34ZM55 172H54V171ZM63 170V171H62ZM67 170V171H66ZM69 170V171H68ZM85 170H87V172H85ZM91 170L93 171V172H91ZM103 170V171H102ZM108 172V173H106V171ZM117 170L119 171V172H117ZM125 170V171H124ZM136 170V172L134 173V171ZM148 170V171H147ZM159 170L162 172V173H164V174H162V173H159ZM171 170H173V171H175V173L173 172V171H171ZM200 170V171H199ZM205 170H208V171H204ZM258 172H257V171ZM3 171H5L4 173H3ZM9 171H11V172H13V173H11V176H10V172ZM15 171V172H14ZM20 171V174L18 173ZM23 171V172H22ZM37 171V172H36ZM52 171V172H51ZM66 171V174H65V176H64V173L63 172H65ZM75 173H74V172ZM78 171H80V172H78ZM145 171V172H144ZM146 171H147V175H146ZM150 171H151V173H150ZM184 173H183V172ZM191 172V174L194 176V177H192V175L189 173V172ZM211 171H212V173H211ZM214 171V172H213ZM220 173H219V172ZM227 171H229V172H227ZM233 173H232V172ZM251 173H250V172ZM21 172H22V174H23V176L21 177ZM41 172V173H40ZM48 173V174H46V173ZM61 172V174L59 175V173ZM74 173V175L72 174V173ZM98 172V173H97ZM101 172H105V174H103V173H101ZM143 172H144V174H143ZM167 172V173H166ZM177 172V173H176ZM186 172V173H185ZM188 172V173H187ZM192 172H194V173H192ZM222 172V173H221ZM249 174H251V175H249ZM255 172V173H254ZM257 172V173H256ZM263 172V173H262ZM2 173V174H1ZM28 173H29V175H28ZM43 173V174H42ZM54 173V174H53ZM57 173V174H56ZM69 173V174H68ZM112 173V174H111ZM115 173H117L116 175H115ZM138 173L139 174H141V176L139 177V178H142L141 179V181L139 182V181H136V180H140L139 178H138ZM150 173V175H148ZM155 173H157L156 175H155ZM161 174L160 176H159V174ZM165 173H166V175H165ZM171 174V173H173V174H171V175H169V174ZM182 173V174H181ZM209 175H208V174ZM216 173L218 174L217 176H216ZM223 173H225V174H223ZM226 173H228V174H226ZM230 173V174H229ZM235 173V176L234 175H232V174H234ZM240 175H239V174ZM244 173H246V174H244ZM258 173H261V174H258ZM26 176H25V175ZM52 174V175H51ZM62 174H63V176H62ZM68 174V175H67ZM70 174H72V175H70ZM76 174V175H75ZM87 174V175H86ZM108 174V175H107ZM111 176H110V175ZM136 174H137V179L136 178H134V177H136ZM176 174V175H175ZM203 174V175H202ZM220 174H222V176L220 175ZM238 174V175H237ZM244 174V175H243ZM248 174V175H247ZM258 175V178H256L257 177V175ZM263 174V175H262ZM43 175V176H42ZM56 175V176H55ZM58 175H59V177H58ZM79 175H80V177H79ZM81 175H82V177H81ZM83 175H84V177H85V179L86 178H88V179H86L85 181H84V177H83ZM89 175V176H88ZM93 175V176H92ZM96 175V176H95ZM120 175V176H119ZM132 175H135L134 177L132 176ZM143 175V176H142ZM145 175H146V178H148L147 176H149V177H151V175L153 176V177H151V178H154V179H151V178H148L149 180H151L150 182H151V185L152 186H148V185H150L148 182V179H144L145 178ZM164 175H165V177L167 176V175H169V176H167L168 178H170V179H168V178H165L164 177ZM225 175V176H224ZM230 175H231V178H230ZM4 176V177H3ZM10 176V177H9ZM25 176V177H24ZM29 176V177H28ZM36 176V177H35ZM39 176V177H38ZM69 176H70V179H71V181H70V179H68L69 178ZM100 178H99V177ZM103 176V177H102ZM106 176V177H105ZM115 176V177H114ZM165 178L164 180L167 182V180H168V182L165 184V182L164 181H161V179H163V177ZM179 178V179H177V177ZM184 176V177H183ZM187 176V177H186ZM211 176V177H210ZM220 176V177H219ZM243 177V178H238V177ZM6 177V178H5ZM18 177V178H17ZM27 177V178H26ZM31 177H32V179H31ZM61 177V178H60ZM107 177H109V178H107ZM113 177V178H112ZM126 177V178H125ZM133 177V178H132ZM156 177V178H155ZM158 177V178H157ZM160 177V178H159ZM172 177L174 178V179H177V180H175L174 181V179H172ZM176 177V178H175ZM183 178V179H181V178ZM190 178V179H188V180H186L187 178ZM200 177H201V179L203 180V181H201V179H200ZM206 179H205V178ZM213 177H214V179H213ZM215 177H216V179H215ZM219 177V178H218ZM222 177V178H221ZM226 179V181L224 180V178ZM227 177H229V178H227ZM235 177V178H234ZM13 178L15 179V181L13 180ZM20 178V179H19ZM44 178V179H43ZM55 178V179H54ZM56 178H57V180H56ZM63 178H65V179H63ZM93 178V179H92ZM94 178H96V179H94ZM106 178V179H105ZM115 178V179H114ZM210 180V182H209V180ZM223 179V180H221V179ZM244 178H246V179H244ZM253 178V179H252ZM255 178V179H254ZM3 179V180H2ZM11 179V180H10ZM22 179V180H21ZM31 179V180H30ZM58 179H60V180H58ZM61 179H63V180H61ZM67 179H68V181H67ZM98 179V180H97ZM99 179H101V180H99ZM107 179H109V180H107ZM114 179V181H112ZM235 179H237V180H239V181H237V180H235ZM250 179V180H249ZM25 182H24V181ZM64 180H66V181H64ZM153 180V181H152ZM162 182V183H160V181ZM170 180V181H169ZM180 180H181V183H180ZM185 180H186V182H185ZM198 180H199V183H198ZM215 180V181H214ZM234 180V181H233ZM240 180L242 181V182H240ZM249 180V181H248ZM6 181V182H5ZM11 181V182H10ZM18 181H20V182H18ZM53 181V182H52ZM65 183H64V182ZM87 181V182H86ZM107 181V182H106ZM145 183H147V184H145ZM155 181V182H154ZM172 181H174V182H172ZM183 181V182H182ZM208 181V182H207ZM225 182V183H223V182ZM230 181V183H228ZM246 181V182H245ZM251 181H254V182H251ZM263 182L261 185H260V183L261 182ZM2 182L4 183V184H2ZM19 184H18V183ZM29 182H31V183H33V184H31L30 185V183ZM40 182V183H39ZM70 182V183H69ZM85 182V183H84ZM95 182V183H94ZM98 182V183H97ZM100 182H102V183H100ZM141 182H143V183H141ZM171 182V183H170ZM194 182H196V183H194ZM212 182H214V183H212ZM219 182V183H218ZM244 182V183H243ZM252 183V186H250L251 185V183ZM7 183H8V185H7ZM42 183V184H41ZM45 183H46V187H45ZM58 183V184H57ZM59 183H61V185L59 184ZM67 183H69V184H67ZM73 185H72V184ZM87 183V184H86ZM107 183H110V184H107ZM131 184V186H130V184ZM136 183H137V185H136ZM139 183V184H138ZM168 183H170V185L168 184ZM178 183H180V184H178ZM185 183V184H184ZM213 185H212V184ZM220 183H222V184H220ZM233 183V184H232ZM2 184V185H1ZM49 184V186H47ZM99 186H98V185ZM114 184V185H113ZM116 184V185H115ZM129 184V185H128ZM132 184H135V185H132ZM142 184V185H141ZM157 184V185H156ZM169 185L170 187H167V188H165L164 186L165 185ZM173 184V185H172ZM175 184V185H174ZM219 184V185H218ZM240 186H239V185ZM244 186H243V185ZM247 184H249V185H247ZM254 184V185H253ZM35 185H37V186H35ZM58 185H60V186H58ZM65 187H64V186ZM69 185H70V187H69ZM77 186V187H72V186ZM88 185H90V188H89V186ZM119 185V186H118ZM124 187H123V186ZM144 185H145V187H147V188H145L144 187ZM158 185H159V187H158ZM160 185H162V186H160ZM177 185V186H176ZM179 185H181V187L179 188L178 186ZM182 185H184V187L182 186ZM206 187H205V186ZM223 185H225V186H223ZM234 185V186H233ZM19 186L21 187V188H19ZM34 187L33 189H32V187ZM54 186H56V187H59V188H54V189H52ZM104 186H105V188H104ZM110 186V187H109ZM171 186H174L175 187V189L172 187L171 188ZM201 188H200V187ZM219 186H222L221 188L223 189V190H221V188L219 189ZM239 186V187H238ZM242 186H243V188H242ZM247 186H249V187H247ZM256 186V187H255ZM262 188H261V187ZM49 187V188H48ZM68 187H69V189H68ZM91 187H92V189H91ZM94 187V188H93ZM119 187V188H118ZM129 189H128V188ZM151 187H152V189H154V191H152L151 190ZM154 187V188H153ZM162 187V188H161ZM204 187H205V189H204ZM212 187H213V190H212ZM214 187H216V189H214ZM232 187H234V188H232ZM81 188V189H80ZM99 188V189H98ZM110 188V189H109ZM126 188V189H125ZM132 188V189H131ZM150 188V189H149ZM157 188V189H156ZM159 188V189H158ZM171 189V191L172 192H170V190L168 191L167 189ZM178 188L180 189V190H178ZM195 188V189H194ZM199 188V189H198ZM229 188V189H228ZM232 188V189H231ZM247 188V189H246ZM263 189V192H262V190L261 189ZM14 189V190H13ZM30 189V190H29ZM55 189H56V191H55ZM59 189V190H58ZM65 189V193L63 192V190ZM78 191H77V190ZM84 189V190H83ZM101 189V190H100ZM137 189L139 190V191H137ZM142 189H144V190H142ZM161 189V190H160ZM165 189V190H164ZM184 189V190H183ZM202 189H204V191L202 190ZM240 189V190H239ZM243 189V190H242ZM256 189V190H255ZM18 190V191H17ZM76 190V191H75ZM92 190H93V192H92ZM95 190V191H94ZM110 190V191H109ZM120 190V191H119ZM121 190H123V191H121ZM131 190V191H130ZM145 190H146V192H145ZM148 190V191H147ZM149 190H151L150 192L151 193H149ZM162 190H164V191H166V192H164V191H162ZM175 190V191H174ZM182 190V191H181ZM201 190H202V192H201ZM209 190V191H208ZM254 190V191H253ZM19 191H20V193H19ZM21 191H23V192H21ZM45 191V192H44ZM50 191V192H49ZM69 193H68V192ZM86 191V192H85ZM100 191V192H99ZM112 191V192H111ZM127 191V192H126ZM144 191V192H143ZM161 191V192H160ZM176 191H178L177 193L178 194H176ZM179 191H181L180 193H179ZM210 191H214L213 192V194H212V192H210ZM218 191V192H217ZM240 191V192H239ZM242 191V192H241ZM250 191V192H249ZM257 191V192H256ZM15 194H14V193ZM39 192V193H38ZM53 192V194H51ZM58 193V195H56L55 196V194H57ZM64 194H63V193ZM73 192H74V194H73ZM78 194H77V193ZM83 192H85V193H83ZM115 192H116V194H115ZM121 192H122V194H121ZM135 192V193H134ZM139 194H138V193ZM163 192V193H162ZM168 192H170V193H168ZM197 192H201V193H197ZM204 192H210L209 193V196L205 193V195H204ZM216 192H217V194H216ZM222 192V193H221ZM224 192V193H223ZM226 192H227V194H226ZM228 192H230V193H228ZM252 192V193H251ZM256 192V193H255ZM18 193V194H17ZM22 193V194H21ZM69 194V195H67V194ZM72 193V194H71ZM76 193V194H75ZM94 193H96V194H94ZM109 195H108V194ZM111 193V194H110ZM114 195H113V194ZM120 193V194H119ZM127 193V194H126ZM131 195H133L134 197H135V199L133 198V196H131ZM137 193V194H136ZM149 193V194H148ZM167 193V194H166ZM182 193V194H181ZM241 193H242V195H241ZM258 193V194H257ZM20 194V195H19ZM27 196H26V195ZM43 194H44V196L46 197V199L44 198V196H43ZM48 194H49V196H48ZM62 194V195H61ZM81 194H84V195H86L87 196V199H86V197L85 196H83V195H81ZM156 195V197H155V195ZM159 194V195H158ZM161 194H163V195H161ZM171 194V195H170ZM173 194V195H172ZM175 194V195H174ZM189 194V195H188ZM216 194V195H215ZM222 194V195H221ZM230 194V195H229ZM233 194H234V196H233ZM235 194H236V196H235ZM246 194L249 196H246ZM251 194V195H250ZM263 194V195H262ZM19 195V196H18ZM22 195V196H21ZM25 195V196H24ZM65 195H67V196H65ZM78 195L80 196V198L78 197ZM128 195V197H126V196ZM131 197H130V196ZM143 195V196H142ZM153 195V196H152ZM160 195L161 196H163L162 197V199H161V197H160ZM166 195V196H165ZM168 195V196H167ZM169 195H170V197H169ZM177 195V196H176ZM221 195V196H220ZM232 195V196H231ZM239 196V198H238V196ZM241 195V196H240ZM255 196V197H253V196ZM261 195V196H260ZM21 196V197H20ZM36 196H37V199L39 200H37V202H34V200H36ZM43 196V197H42ZM70 196H73V197H70ZM104 196H105V198H104ZM112 196V197H111ZM117 196H122V197H120V200H121V202L120 201H118L119 200V197H117ZM139 196V197H138ZM172 196H173V198H172ZM175 196V197H174ZM212 196H213V198H212ZM215 196V197H214ZM219 196V197H218ZM228 196V197H227ZM20 199H19V198ZM25 197H26V199H25ZM76 197V198H75ZM90 197H92V198H90ZM140 197H144L145 198V201L148 203L150 200H151V202H149L148 204L145 202V203H143L144 202V198L142 199H140ZM181 197V198H180ZM190 197H192V198H189ZM198 197H200V198H198ZM218 197V198H217ZM225 197H227V199H224ZM232 197V198H231ZM237 197V198H236ZM250 199V200H248V198ZM15 198V199H14ZM28 198V199H27ZM34 198V199H33ZM83 198V199H82ZM94 198V199H93ZM102 198V199H101ZM108 198V199H107ZM113 198V199H112ZM116 198H118L117 200H115ZM122 198H123V200H122ZM124 198H125V200H124ZM148 198V199H147ZM153 200H152V199ZM157 198V199H156ZM164 198V199H163ZM170 198V199H169ZM197 199V200H195V199ZM202 198V199H201ZM208 198V200H206ZM212 198V199H211ZM252 198V199H251ZM255 198V199H254ZM17 199H18V201H20V202H18L17 201ZM21 199H23V201H21ZM41 199H42V201H41ZM43 199H45L44 201H43ZM47 199H49L50 201H48ZM56 199V200H55ZM79 199H81L80 201H79ZM85 199H86V201H85ZM90 199L92 200V202L90 201ZM131 199V200H130ZM133 199V200H132ZM139 200V202H138V200ZM150 199V200H149ZM173 199H174V201H173ZM204 199V200H203ZM223 199V200H222ZM261 201H260V200ZM26 202H25V201ZM33 200V201H32ZM55 200V201H54ZM63 200V201H62ZM68 200V202H66ZM77 200L79 201V204H78V202H77ZM84 200V202H81V201H83ZM95 200V201H94ZM155 200V201H154ZM157 200H158V202H157ZM160 200H162V201H160ZM168 200H169V202H168ZM184 200V201H183ZM186 200H188L187 202H186ZM214 200H216V201H214ZM218 200H220V201H218ZM236 200H239V201H242V202H237ZM15 201H17V202H15ZM54 201V202H53ZM59 201V202H58ZM62 201V202H61ZM70 201H73V202H75V204L72 202V204L70 203ZM109 201V202H108ZM114 201V202H113ZM130 201H132V203H130ZM142 201V202H141ZM153 201V202H152ZM171 201H172V205L170 204L171 203ZM177 201V202H176ZM180 201V202H179ZM199 201H203V202H199ZM204 201H205V203H204ZM207 201V202H206ZM209 201H213L214 202V204L216 205H214V204H211V202H209ZM218 201V202H217ZM221 201H223V202H221ZM248 201H249V203H248ZM253 201V202H252ZM258 201V202H257ZM53 202V204L54 205H51L50 204V206L48 205V203H52ZM64 202H66L65 204H63ZM81 202V203H80ZM98 202H99V204H98ZM157 202V203H156ZM163 202H165V204H163ZM196 202H199V204L198 203H196ZM220 202H221V204H220ZM228 202V203H227ZM252 202V203H251ZM259 202H260V204H259ZM39 203H40V205H39ZM44 203V204H43ZM47 203V204H46ZM57 203V204H56ZM62 203V206L60 205ZM67 203H69V204H67ZM83 203V204H82ZM87 203V204H86ZM93 203V204H92ZM95 203H97V204H95ZM122 203V204H121ZM140 203V204H139ZM166 203H168V204H166ZM176 203V204H175ZM201 208H199V207H197V205ZM218 205H217V204ZM223 203V204H222ZM231 203V204H230ZM251 203V204H250ZM22 204V205H21ZM30 204H32L33 205V207L32 206H30ZM37 204L39 205V206H37ZM76 204H78L79 205V207H78V209H76L77 208V205ZM125 206H124V205ZM126 204L129 206V208H127V206H126ZM137 204V205H136ZM163 204V205H162ZM186 204V205H185ZM193 204H195L196 206H194ZM210 205V206H206V205ZM225 204V205H224ZM227 204V205H226ZM229 204V205H228ZM252 204H254V205H252ZM260 206H259V205ZM42 205H45V207L44 206H42ZM49 206V207H51V208H49L48 207V209H47V206ZM59 205V206H58ZM70 205H71V207H70ZM75 205H76V207H75ZM80 205H81V207H80ZM110 205V206H109ZM121 205H123V206H121ZM135 205V206H134ZM142 206V208H140V206ZM166 205V206H165ZM168 205H169V208L171 209V212H172V214L170 213V209H168ZM175 205V206H174ZM178 205V206H177ZM179 205L181 206V207H179ZM185 205V206H184ZM188 205H190L189 207H188ZM221 205V206H220ZM251 205H252V208H251ZM53 206L55 207V209L53 208ZM90 208H89V207ZM120 206H121V208H120ZM172 206H174V208L172 207ZM184 206V207H183ZM215 206V208H213ZM219 206V207H218ZM235 207V208H233V207ZM244 206V207H243ZM254 206H256L257 207V209H256V207L255 208H253ZM4 207H5V205H4ZM25 207H26V209H25ZM35 207V208H34ZM62 207V208H61ZM108 207V208H107ZM111 207H112V209H111ZM179 207V208H178ZM193 207H196V208H198V209H196V210H199L200 212H204V213H200V212H198V211H193V209L195 210V208H192ZM202 207H205V211H204V209L202 208ZM212 208V210L211 209H207V208ZM222 207V208H221ZM223 207H224V209H223ZM231 207V208H230ZM6 208V207H5ZM44 208V209H43ZM71 209V211H70V209ZM83 208V209H82ZM124 208H126V209H124ZM137 208V209H136ZM186 208H191V209H186ZM245 208H247V209H245ZM249 208V209H248ZM30 209H32L31 211H30ZM40 209V210H39ZM61 209V210H60ZM75 209L76 210H78V211H75ZM90 209H92L91 211H90ZM98 209V210H97ZM156 209V210H155ZM168 209V210H167ZM183 209H185V210H183ZM219 209L221 210V212H224V213H221V212H218L219 213V215L221 214V217L218 215V213H216L217 211L216 210H218L219 211ZM233 209V210H232ZM261 209V210H260ZM21 210H23V211H21ZM38 210V211H37ZM43 210V211H42ZM45 210V211H44ZM58 210V211H57ZM66 210V211H65ZM121 210V211H120ZM127 210H128V212H127ZM130 210V211H129ZM133 210H135V212L133 211ZM164 210V211H163ZM191 210V211H190ZM215 210V211H214ZM224 210V211H223ZM41 211V212H40ZM65 211V212H64ZM75 211V212H74ZM86 211H87V213H86ZM103 211H105V213L103 212ZM140 211H141V213H140ZM146 212L145 213V215H144V213L143 212ZM152 211V212H151ZM155 212V214H154V212ZM176 211H177V214H175L176 213ZM182 211V216H181V214H180V212ZM191 212L192 214H196L197 212V214L195 215V216H197L198 215V217H195L194 215H192L191 213L189 214L188 212ZM194 213H193V212ZM208 211V212H207ZM215 212L214 214L213 213H211V212ZM232 211V213H233V215H232V213H230ZM238 211V212H237ZM260 213H259V212ZM2 212V213H1ZM6 212V213H5ZM25 212H26V214H25ZM38 212V213H37ZM40 212V213H39ZM44 212V213H43ZM47 212V218L45 219V220H47V219H51L50 221H52V223H49L50 221L49 220H47L46 221V225L44 224V223H41L42 221H44L43 219H40L39 220V218H42V216L44 215V216H46L45 215V213ZM49 212H51L50 214H49ZM54 212H55V214H54ZM62 212V213H61ZM64 212V213H63ZM132 213V214H130L131 216H129V214L128 213ZM136 214V212H137V214H138V212H139V215H134L133 216V214L134 213ZM159 212H161V213H159ZM175 212V213H174ZM179 212V213H178ZM210 212V214H208ZM227 212H229V213H227ZM23 213V214H22ZM31 213V214H30ZM59 213H60V215H59ZM68 213V214H67ZM103 213V214H102ZM118 213H119V216H118ZM153 213V214H152ZM170 213V214H169ZM174 213V214H173ZM183 213H186V215L185 214H183ZM208 214V215H206V214ZM237 215H236V214ZM246 213V214H245ZM252 213H254V214H252ZM255 213H257V215L255 214ZM63 214V215H62ZM65 214V215H64ZM124 214H126V215H124ZM149 214L151 215V216H149ZM158 214H160V215H158ZM165 214V215H164ZM180 216H179V215ZM201 215V217H200V215ZM212 214V215H211ZM223 214H225L224 215V217L226 216V215H228V217L226 216V218L224 219L223 217H222V215ZM5 215H7L6 217H5ZM33 215H34V217H33ZM42 215V216H41ZM74 215H76L74 218H73V216ZM80 215V216H79ZM123 215H124V218H123V220L125 221L124 223H122L123 221H122V218H120V217H123ZM146 215H148L149 217H147ZM153 215V216H152ZM157 216V222H156V216ZM167 215H168V217H167ZM170 215V216H169ZM173 215L176 217V219H175V217L173 218ZM210 215V216H209ZM221 218L220 220H219V217ZM237 216V218H235L236 216ZM238 215H239V217H238ZM247 215V216H246ZM250 215H253V216H251L250 217ZM254 215H255V218H254ZM258 215H260V216H258ZM9 216V217H8ZM32 216V217H31ZM39 216H41V217H39ZM43 216V217H44ZM56 216V217H55ZM96 216H98V217H96ZM147 218H146V217ZM158 216H160V217H158ZM172 216V218H170L169 219V217H171ZM190 216V217H189ZM204 216V219L206 220V222H208L209 221V223H206L205 222V220L202 218ZM209 216V217H208ZM212 216H214V217H216L218 220L217 221H215L216 219L213 217V220H212ZM230 216V217H229ZM234 216V217H233ZM263 216V217H262ZM2 217V218H3ZM9 218V220H8V218ZM35 217H37V219H35V221L37 220L39 223H37V221H36V223H37V225H36V223H34L35 221H33L34 220V218ZM53 217H55V218H53ZM79 217H81V218H79ZM85 217H87V220H84V218ZM100 217V218H99ZM112 219H111V218ZM127 217H129V218H127ZM133 217H134V219H133ZM152 217V218H151ZM165 217V218H164ZM167 217V218H166ZM179 217V219H182L181 217H183V219L182 220H179V219H177ZM185 217H187V218H185ZM188 217H189V219L191 218V219H196V221L194 220H192V222H191V219H190V221L188 220ZM193 217H195V218H193ZM200 217V219L198 220L197 218H199ZM211 217V218H210ZM231 217H233L232 219H233V221L231 220ZM240 217H242V218H240ZM245 217V218H244ZM263 218V219H261V218ZM18 218H20V219H18ZM65 218V219H64ZM97 218V219H96ZM103 218L105 219L104 221H106L107 219H111V220H107L108 222L107 223H104L103 224ZM142 218H144L143 220H142ZM155 218V219H154ZM161 218H163L162 220H161ZM186 220H185V219ZM202 218V219H201ZM211 219V221H210V219ZM240 218V219H239ZM251 218V220L250 221H248L249 219ZM6 219V220H5ZM30 219H32V220H30ZM74 219H76V220H74ZM96 221H95V220ZM117 220V221H114V220ZM131 219V220H130ZM140 219V220H139ZM147 219H148V222H146L147 221ZM150 219V220H149ZM164 219H166V220H164ZM208 219V220H207ZM225 220V221H222V220ZM237 219H238V221H237ZM245 219V220H244ZM254 219H255V223L253 224V221H254ZM14 222L13 224L11 223L10 225H9V223L11 222ZM26 221L25 222V225H24V221ZM57 220V221H56ZM127 220V221H126ZM152 220V221H151ZM154 220V221H153ZM170 220V221H169ZM177 220L179 221V222H177ZM185 220V221H184ZM197 220H198V222H197ZM201 220V222H203V223H201V222H199ZM257 220H258V222H257ZM6 221H8V222H6ZM32 221V222H31ZM75 221V222H74ZM102 222V224L101 223H99V222ZM114 221V222H113ZM119 221H122V222H120L119 223ZM130 221V222H129ZM135 221V222H134ZM137 221H141V223L140 222H138V223H136ZM143 221H145V222H143ZM162 221V222H161ZM165 221V222H164ZM170 222V224H172V226H170V224H169V222ZM173 221V222H172ZM178 223H176V222ZM180 221H182V222H180ZM183 221H184V223H185V226H184V223H183ZM188 221H189V223H188ZM213 221H215V222H213ZM231 221H232V224H231ZM243 221V222H242ZM252 221V222H251ZM260 221V222H259ZM17 224H19V225H17ZM30 222H31V224L33 225V226H31V224H30ZM72 223L73 225H72V228H71V224H67V223ZM132 222H134V223H132ZM143 222V223H142ZM159 222H161L160 224H159ZM167 222V223H166ZM187 222V223H186ZM211 222L213 223V224H211ZM217 222L219 223L218 224V226L216 225L217 224ZM220 222H222L223 223V225L220 223ZM224 222H225V225H224ZM245 222V223H244ZM252 224H251V223ZM56 223H57V225H56ZM111 223L114 225L115 223V225H117V229H116V226L114 225H112L111 226ZM146 223L148 224V225H146ZM151 223V224H150ZM154 224V226L155 225H158L159 227H157V228H160V229H162L161 231L159 230V231H157V228H156V226L154 227L153 226V224ZM173 223H176V226H174V224ZM183 223V224H182ZM190 223H192V225L190 224ZM196 223V224H195ZM216 223V224H215ZM23 224V225H22ZM66 224H67V226H66ZM80 224H82V229H81V227H80ZM85 226H84V225ZM137 224V225H136ZM142 224H143V226H142ZM163 224H165V225H163ZM168 224H169V227H168ZM187 224H188V227H187ZM196 225L195 227H194V225ZM205 224V225H204ZM207 224L209 225V226H207ZM228 224H229V226H228ZM240 224V225H239ZM243 224V225H242ZM249 224V225H248ZM256 224H258V225H256ZM43 225V226H42ZM48 225V226H47ZM65 225V226H64ZM77 227H79V228H77ZM102 225V226H101ZM106 227H105V226ZM125 225V226H124ZM141 225V226H140ZM145 225V226H144ZM177 225H179V226H177ZM199 225V226H198ZM222 227H220V226ZM227 225V226H226ZM255 225V226H254ZM260 225H262V226H260ZM42 226V227H41ZM45 226V227H44ZM56 227L57 226V229L55 228H53V227ZM83 226H84V229H83ZM93 226V227H92ZM96 226H98V227H96ZM108 226V227H107ZM136 226V227H135ZM163 227L164 226V228H161V227ZM167 226V227H166ZM181 226L183 227L182 229H181ZM200 226H202V228L200 227ZM224 226H226V228L224 227ZM253 226V227H252ZM259 226H260V229H259ZM16 227H17V231L19 232L18 234L21 236L22 235V237H20V236H18V234H17V231L16 232H14V230L16 229ZM30 227V228H29ZM38 227H40V229L38 230ZM45 229H44V228ZM70 227V228H69ZM77 230V232H80V235L79 234H77L76 233V230L74 229V228ZM124 227H125V229H124ZM128 227V228H127ZM137 227H139V228H137ZM149 227H150V229H149ZM166 227V228H165ZM171 227V228H170ZM174 229H173V228ZM191 227H193L194 228V230L191 228ZM216 227V228H215ZM217 227H220L219 228V230H218V228ZM237 227H239L238 229H237ZM19 228V229H18ZM53 228V229H52ZM103 228V230H101ZM146 228V229H145ZM167 228H170L171 230V233H170V231L168 232V230H167ZM177 228V229H176ZM188 228V229H187ZM202 230V232L200 233V230ZM204 228H206V229H204ZM230 228H231V230H230ZM249 228V229H248ZM263 228V229H262ZM12 229H13V231H12ZM75 230V231H73V230ZM81 229V230H80ZM156 229V230H155ZM190 229H192L191 230V232H192V234H193V232H194V235H195V237H193L194 235H192L191 234V232H190ZM208 229H209V231H208ZM211 229H212V233L213 232H215V235L217 234V233H219V235L217 234V236H218V239H216L217 238V236H215V235H212L210 232H211ZM221 229V230H220ZM257 230V232L255 231V230ZM20 230V231H19ZM36 230V231H35ZM41 230H44L43 231V234L41 233ZM80 230V231H79ZM136 230H137V233H136ZM154 230V231H153ZM176 230V231H175ZM184 230H186L185 231V233H184ZM198 230V231H197ZM203 230H206L205 231V233H206V235H204L205 233H204V231ZM224 232H223V231ZM241 230V231H240ZM250 230V231H249ZM12 231V232H11ZM29 231V232H28ZM34 231V232H33ZM48 231V232H47ZM51 231V232H50ZM58 231V232H57ZM67 231V232H66ZM71 233H70V232ZM111 231V232H110ZM157 231V233L159 232V234H157V233H155V234H153L154 232H156ZM165 231V232H164ZM225 231H227V232H225ZM237 231H239L238 233L240 234L241 233V236L239 235L238 237H239V241H238V237L236 236V235H238V233H237ZM36 232H38V233H36ZM54 234H53V233ZM57 232V233H56ZM143 232V233H142ZM148 232V233H147ZM150 232H152V233H150ZM168 233V235H170V237L167 235V233ZM190 232V233H189ZM200 233V234H197V233ZM248 232V233H247ZM258 233V234H260L259 236H257L258 234H256V233ZM263 232V233H262ZM42 235H41V234ZM50 233H52V234H50ZM68 233V234H67ZM76 233V234H75ZM162 235H161V234ZM166 233V234H165ZM174 233V234H173ZM189 233V234H188ZM234 233H237V234H234ZM9 234V233H8ZM39 235V237H38V235ZM48 234H50V236H48ZM58 234L59 235V237L60 238H62V239H59L56 235ZM71 234H73V236L71 235ZM164 234V235H163ZM179 234H180V236H179ZM185 234H187V235H185ZM203 234V235H202ZM209 234V235H208ZM214 234V233H213ZM263 234V235H262ZM17 235V236H16ZM40 235H41V237H40ZM47 235V236H46ZM85 235H87V236H85ZM118 235V236H117ZM133 235V236H132ZM137 235V236H136ZM144 235V236H143ZM150 235L152 236V239L150 238ZM159 237H158V236ZM177 236V237H175V236ZM183 235H184V238H182L183 237ZM190 235V236H189ZM201 235V236H200ZM246 235V236H245ZM256 235V236H255ZM51 236L52 237H54V239L53 238H51ZM64 236V237H63ZM67 236H70L71 238H73V239H71L70 240V237H67ZM79 236L81 237L80 239H79ZM163 236V237H162ZM165 236H166V240H165ZM173 236H174V238H173ZM182 236V237H181ZM192 236V237H191ZM211 238L212 236H215V237H213V238H211V241H213V242H208L207 241V238ZM237 238H236V237ZM19 237V238H18ZM37 237H38V239H37ZM51 239H50V238ZM56 237H57V239H56ZM84 237H86V238H84ZM92 237V238H91ZM98 237V238H97ZM109 237V238H108ZM127 237V238H126ZM128 237H129V239H128ZM155 237V238H154ZM169 237V238H168ZM190 237V238H189ZM199 237V238H198ZM205 239H204V238ZM240 237H242V238H240ZM247 238V239H244V238ZM253 237H254V239H253ZM256 237V238H255ZM263 237V238H262ZM22 238H24V239H22ZM48 238V240H46ZM159 238V239H158ZM161 238H163V239H161ZM168 238V239H167ZM170 238H171V240H170ZM179 239V241H178V243H176L175 244V242H177V240L176 239ZM188 238V239H187ZM198 238V239H197ZM235 238V239H234ZM58 239H59V241H58ZM64 239V240H63ZM75 239V240H74ZM85 239V240H84ZM96 239V240H95ZM173 239L174 240H176V241H174L173 242ZM192 239V240H191ZM216 239V240H215ZM229 239H231L230 241H229ZM242 239V240H241ZM252 239V240H251ZM256 239L257 240H259L258 242L256 241ZM262 239H263V241H262ZM20 240V241H19ZM49 240H50V242H49ZM54 240H55V242H54ZM57 240V241H56ZM60 240H61V242H60ZM80 240H82V241H80ZM95 240V241H94ZM102 242H101V241ZM115 240H116V242H115ZM121 240H122V243H121ZM133 242H132V241ZM134 240H139L138 242L136 241H134ZM150 242H149V241ZM163 240L165 241V242H163ZM180 240H181V242L183 243L184 242V245H185V247H186V249H187V247H188V251H185L186 249L184 248V249H182L183 247H184V245H182L181 244V242H180ZM187 240V241H186ZM199 240V241H198ZM206 240V241H205ZM214 240H215V242H214ZM236 240H237V242H236ZM246 240H248V241H246ZM22 241V242H21ZM51 241H53V242H51ZM77 241H80L79 243L77 242ZM92 241H93V243H92ZM97 241L99 242V244H97ZM141 241L143 242V247H142V243H141ZM153 241H154V243H153ZM167 241V242H166ZM191 241H193V244L191 243ZM202 241H203V245L201 244L202 243ZM205 241V242H204ZM225 241H228V244H227V242H225ZM252 241V242H251ZM254 241H255V243H254ZM261 241V242H260ZM62 242H64V244L62 243ZM68 242V243H67ZM70 242V243H69ZM114 242V243H113ZM146 242V243H145ZM151 242H152V244H151ZM171 242V243H170ZM173 242V243H172ZM186 242V243H185ZM201 242V243H200ZM233 242V243H232ZM243 242H245V243H243ZM257 242V243H256ZM45 243H47V244H45ZM58 243V244H57ZM66 243V244H65ZM81 243V244H80ZM96 243V244H95ZM102 243H103V246H102ZM140 243V244H139ZM167 243H168V245H167ZM263 243V244H262ZM50 244V245H49ZM51 244H52V246H51ZM53 244H55V245H53ZM57 244V245H56ZM134 244V245H133ZM166 244V246H164ZM171 244V245H170ZM179 244H181L182 245V248H181V245H179ZM186 244H187V246H186ZM207 244V245H206ZM244 244V245H243ZM249 244V245H248ZM256 244H258V245H256ZM261 245V248H260V245ZM17 245V246H18ZM22 245V246H21ZM62 247H61V246ZM67 245V247H65ZM71 245H73V246H75L74 247V250L71 252V250L73 249V246L71 247V249H70V247L69 246ZM85 246V247H82V246ZM88 245V246H87ZM96 245H98V246H96ZM105 245L107 246V247H105ZM136 245H139V247L138 246H136ZM192 245V246H191ZM200 245V246H199ZM231 245H233V247L231 246ZM240 247H239V246ZM245 245H247V248H246V250L248 251V250H250V252L248 251H246V250H244L245 249ZM254 245V246H253ZM256 245V246H255ZM50 248H49V247ZM54 246H55V248H54ZM59 246V248L57 249V247ZM95 247V248H93V247ZM109 246V247H108ZM123 246V247H122ZM129 246V247H128ZM179 246H180V248L182 249H180L179 248ZM213 246V247H212ZM227 246L229 247V248H227ZM238 246V247H237ZM250 246V247H249ZM263 246V247H262ZM64 247H65V249H64ZM97 247H99V249H100V252H99V249L97 248ZM110 247H112V249H113V247L115 248V249H113V251L114 252H116V255H115V257H116V259L114 258V255L112 256L111 254H109V252H111V253H113L112 252V249L110 248ZM194 247V248H193ZM210 247H211V250H209L210 249ZM234 247H235V249H234ZM252 247V248H251ZM257 247V248H256ZM28 250H27V249ZM68 248V249H67ZM87 248V249H86ZM95 249V250H91V249ZM109 248H110V250H109ZM163 248V249H162ZM170 248V249H169ZM175 248H178L177 250H178V253H177V251L175 250ZM199 248V249H198ZM203 248H205V250H203ZM240 250L239 251V253H237L238 252V250ZM256 248V249H255ZM262 249L261 251H260V249ZM51 249H52V251H51ZM59 249H60V251H59ZM64 251H63V250ZM104 249V250H103ZM119 249H120V251H119ZM137 249H139V250H137ZM143 251V249H145L143 252L144 253H142V251ZM149 251H148V250ZM165 249H166V251H165ZM172 249H174V250H172ZM218 249H220L219 251H218ZM241 249H242V251H241ZM253 249V250H252ZM255 249V250H254ZM35 250V251H34ZM98 250V251H97ZM107 250V251H106ZM123 250V251H122ZM136 250L138 251L137 253H136ZM153 250H154V252H153ZM180 250H181V252H180ZM198 253V254H196V255H194L193 254V252H195V251ZM198 250H200V251H198ZM256 250H258V251H256ZM57 251H58V253H57ZM62 251V252H61ZM76 251V252H75ZM89 251V252H88ZM98 252V254H96V252ZM104 251V252H103ZM106 251V252H105ZM117 251H118V254H117ZM125 251V252H124ZM141 253H140V252ZM147 251V252H146ZM163 251H164V253H166V255L164 256V253H163ZM183 251H184V253H183ZM193 251V252H192ZM218 251V252H217ZM222 251V252H221ZM237 251V252H236ZM245 251V252H244ZM255 251H256V253H255ZM25 252H26V254H25ZM60 252H61V254H60ZM66 252V255H64V253ZM70 252H71V255H70ZM78 252H79V254H78ZM120 252V253H119ZM123 252V253H122ZM133 252V253H132ZM149 252H151L152 254H149ZM157 254H156V253ZM204 252H206L207 253V255L206 254H203ZM209 252H210V255H209ZM224 252V253H223ZM232 252H234L235 254H236V256H235V254H233ZM247 252V253H246ZM37 253V254H36ZM63 253V254H62ZM76 253V254H75ZM81 253H83L82 255H81ZM86 255H85V254ZM96 255H95V254ZM99 253L101 254V255H99ZM104 253H106V254H104ZM140 253V254H139ZM153 253H155V255L153 254ZM182 253V254H181ZM223 253V254H222ZM259 253V254H258ZM25 254V255H24ZM102 254H104L103 256H102ZM114 254V253H113ZM128 254H130V256L128 255ZM137 254H139L138 256H137ZM169 255V257H170V259H168V255ZM190 254H193V255H190ZM222 254V255H221ZM243 254V255H242ZM51 255V256H52ZM62 255H64V257L62 256ZM68 255L70 256V257H68ZM90 255V256H89ZM92 255V256H91ZM106 255H108V256H106ZM133 255H135V256H133ZM160 255H162V256H160ZM171 255H173L172 257H171ZM220 255V256H219ZM239 255H240V257H239ZM247 255H248V258H247ZM250 255V256H249ZM261 256L260 258H259V256ZM26 256V257H25ZM32 256H33V258H32ZM51 256H48V259L49 260H51L52 258H49V257H51ZM73 256H74V260H75V262H74V260L72 259L73 258ZM83 256V257H82ZM84 256H86V257H84ZM100 256H102V257H100ZM120 256H121V258H120ZM142 256V257H141ZM155 256V257H154ZM167 256V257H166ZM176 258H175V257ZM186 256H187V258H186ZM193 256V257H192ZM195 256V257H194ZM217 256H219V258H217ZM242 256V257H241ZM253 256H256V257H253ZM24 257V258H23ZM61 257V258H60ZM67 257V258H66ZM79 257V258H78ZM95 257V258H94ZM96 257H98L97 259H96ZM105 257H107V258H105ZM139 257V258H138ZM157 257V258H156ZM163 257V258H162ZM174 257V258H173ZM190 257H191V259H190ZM229 257H230V259H232V260H230L229 259ZM244 257H246V259L245 260H243V258ZM25 258H28L27 260L25 259ZM87 258V259H86ZM130 258V259H129ZM145 258H146V260H145ZM149 258V259H148ZM153 258V259H152ZM165 258H167V259H165ZM171 258H173V259H171ZM184 258V259H183ZM199 258H201V261H200V259ZM234 258V259H233ZM238 258V259H237ZM252 260H251V259ZM258 258V259H257ZM261 258H263V259H261ZM23 259V260H22ZM54 259V258H53ZM77 259H80V260H78L77 261ZM92 259V260H91ZM95 259H96V262H95ZM110 259V260H109ZM126 259V260H125ZM140 259V260H139ZM151 259V260H150ZM177 259V260H176ZM178 259H180V260H178ZM184 261H183V260ZM197 259H199V262H198V260ZM203 259V260H202ZM208 259V260H207ZM218 259V260H217ZM254 259H256V260H254ZM259 259H260V262H259ZM26 260V261H25ZM33 260V261H32ZM106 260H108V261H106ZM143 260H144V262H143ZM149 260V261H148ZM162 260H164V261H162ZM174 260V261H173ZM188 260V261H187ZM211 260V261H210ZM221 260V261H220ZM223 260H225L226 262H224ZM237 260H240V261H238L237 263H236V261ZM258 260V261H257ZM262 260V261H261ZM19 261H17L16 263L17 264H20L19 263ZM89 263H88V262ZM93 261V262H92ZM119 261V262H118ZM127 261V262H126ZM159 263H158V262ZM166 261V262H165ZM169 261V262H168ZM176 261V262H175ZM177 261H181V263H178ZM183 261V262H182ZM197 261V262H196ZM214 261V262H213ZM243 261V262H242ZM246 261V262H245ZM50 262V261H49ZM60 262H61V260H60ZM107 262V263H106ZM111 262V263H110ZM172 262V263H171ZM211 262V263H210ZM229 262V263H228ZM248 262V263H247ZM258 262V263H257ZM185 263H183V264H185ZM191 263H188V264H191ZM61 264H62V262H61ZM132 264H138V263H132ZM152 264V263H151Z\"/></svg>",
    "mask_w": 264,
    "mask_h": 264
},
{
    "label": "bare ground",
    "instance_id": "2",
    "mask_svg": "<svg viewBox=\"0 0 264 264\" xmlns=\"http://www.w3.org/2000/svg\"><path fill=\"white\" fill-rule=\"evenodd\" d=\"M3 1H4V0H3ZM50 1H51V0H50ZM138 1H139V0H138ZM141 1H142V0H141ZM149 1H150V0H149ZM160 1H161V0H160ZM174 1H175V0H174ZM217 1H218V0H217ZM219 1H220V0H219ZM222 1H223V0H222ZM224 1H227V2H228V0H224ZM236 1H237V0H236ZM238 1H239V0H238ZM240 1H241V0H240ZM242 1H243V0H242ZM245 1H246V0H245ZM251 1H253V0H251ZM251 1H250V2H251ZM5 2H6V1H5ZM143 2H145V1L143 0ZM143 2H142V3H143ZM152 2H153V1H152ZM170 2H173V0L170 1ZM170 2H169V3H170ZM191 2H193V0H192ZM198 2L200 3L201 1L199 0ZM203 2H204V1H203ZM215 2H216V1H215ZM220 2H221V1H220ZM246 2H247V1H246ZM253 2H254V1H253ZM255 2H256V1H255ZM258 2L261 3V2H263V0L258 1ZM46 3H47L46 6L50 7V5H51L50 3H51V2H50V3H49V2H46ZM138 3H139V2H138ZM142 3H141V4H142ZM147 3H148V5L151 7V5H150L151 2H150V3L147 2ZM155 3H157V2H155ZM164 3H165V2H164ZM164 3H163V4H164ZM188 3H189V2H188ZM199 3H198V4H199ZM216 3H217V2H216ZM233 3H236V2H233ZM251 3H252V2H251ZM251 3L249 4L250 6H251ZM256 3H257V2H256ZM263 3H264V2H263ZM20 4H21V3H20ZM48 4H50V5H48ZM52 4H53V3H52ZM160 4H161V3H160ZM202 4H204V3H202ZM202 4H201V7H203V6L205 7V6L207 5V3H206V5H202ZM238 4H240V3H238ZM254 4H255V3H254ZM24 5H25V4H24ZM53 5H54V4H53ZM99 5H100V4H99ZM118 5H119V4H118ZM142 5H143V4H142ZM144 5H145V3H144ZM165 5H167V4H165ZM170 5H171V4H170ZM170 5H169V6H170ZM241 5H242V3H241ZM241 5H240V6H241ZM256 5H257V4H256ZM4 6H5V5H4ZM32 6H33V5H32ZM34 6H35V5H34ZM54 6H55V5H54ZM56 6H57V5H56ZM56 6H55V7H56ZM97 6H98V5H97ZM137 6H138V5H137ZM146 6H147V5H146ZM154 6H155V7H154ZM154 6H153L154 8L152 7V8H153L152 10H155V8L158 10V6L156 7V4H155ZM162 6H163V5H162ZM185 6H186V5H185ZM236 6H237V5H236ZM244 6H245V5H244ZM246 6H247V4H246ZM258 6H259V5H258ZM52 7H53V6H51V8H52ZM55 7H54V8H55ZM143 7H144V6H143ZM150 7H148V8H150ZM160 7H161V6H160ZM165 7H167V6H165ZM186 7H187V6H186ZM208 7H209V6H208ZM222 7H223V6H222ZM262 7H263V6H262ZM26 8H27V7H26ZM26 8L24 7V10H26ZM34 8H35V10H36V7H34ZM34 8H33V9H34ZM45 8H46V7H45ZM45 8H44V9H45ZM51 8H50V10H51L50 14H52V15H53V13L55 14V12H57V11H56L57 9L59 10V7H58L57 9H53V8H52L53 11H52ZM104 8H105V6H104ZM106 8H107V7H106ZM112 8H113V7H112ZM138 8H139V6L137 7V10H138ZM168 8H169V7H168ZM195 8H198V7H195ZM209 8H210V7H209ZM225 8H226V7H225ZM225 8H223V9L225 10ZM242 8H243V6H242ZM255 8H256V7H255ZM255 8H251V9L249 8V10H252V9H255ZM260 8H261V6H260ZM17 9H18V8H17ZM21 9L23 10L22 7H21ZM27 9L29 10V13H30L31 10H33V9L30 10L29 8H27ZM47 9H49V8H47ZM125 9H126V8H125ZM125 9H124V10H125ZM145 9H147V8H145ZM201 9H202V8H201ZM221 9H222V8H221ZM5 10H6V8H5ZM18 10H20V9H18ZM28 10H27V13H28ZM50 10H49V11H50ZM61 10H62V9H60L59 12H61ZM104 10H105V9H104ZM106 10H108V9H106ZM109 10H110V9H109ZM147 10H148V9H147ZM149 10H150L149 12H151V9H149ZM161 10H163V9L161 8ZM177 10H180V8H178ZM187 10H188V9H187ZM193 10H194V9L192 8V11H193ZM195 10H196V9H195ZM226 10H227V8H226ZM246 10H247V9H246ZM249 10H248V12H249ZM37 11H38V10H37ZM37 11H35V14H36ZM63 11H64V10H63ZM92 11H93V10H92ZM139 11H140V10H139ZM141 11H142V10H141ZM155 11H156V10H155ZM163 11L165 12V10H163ZM163 11H162V13H164ZM202 11H203V10H202ZM202 11L200 12V10H199V11H193V12H200L199 14H201ZM210 11H211V10H210ZM210 11H209V12L206 11V12H207V15H208V13L210 14ZM222 11H223V10H222ZM227 11H228V10H227ZM227 11H226V12H227ZM239 11H240V10H239ZM239 11H238V12H239ZM243 11H244V10H243ZM252 11H253V10H252ZM262 11H263V10H262ZM16 12H18V11H16ZM44 12H46V9L44 10ZM44 12H43V13H44ZM52 12H53V13H52ZM101 12H102V11H101ZM104 12H105V11H104ZM112 12H113V11H112ZM112 12H111V13H112ZM115 12H116V11H115ZM123 12H124V11H123ZM135 12H136V11H135ZM203 12H204V11H203ZM212 12H213V11H212ZM233 12H235V11H233ZM240 12H241V14H240V13H239V14L242 15V11H240ZM254 12H256V11H254ZM254 12H252V13H254ZM259 12H260V11H259ZM6 13H7V12H6ZM33 13H34V12H33ZM33 13H32V11H31V14H33ZM40 13H41V15H42V12H39V11H38V14H39V15H40ZM47 13H48V12H47ZM61 13H62V15L64 14V12H61ZM66 13H67V12H66ZM91 13H92V12H91V10H90V15H91ZM93 13H94V11H93ZM93 13H92V14H93ZM113 13H114V12H113ZM113 13L110 14V15H112V17H113V15L116 16V14H115V13L113 14ZM126 13H127V12H126ZM141 13H142V12H140V14H141ZM152 13H154V11H153ZM159 13L161 14V12H159ZM229 13H230V12H229ZM12 14H13V13H12ZM85 14L87 15L88 13H85ZM94 14H96V12H95ZM94 14H93V15H94ZM107 14H108V13H107ZM155 14L158 15L157 12H156ZM165 14H166V12H165ZM189 14H190V13H189ZM196 14H197V13H196ZM213 14H214V13H213ZM219 14H220V13H219ZM237 14H238V13H237ZM246 14H247V13H246ZM25 15H27V16H33V15H30V14L28 15V14H26V13H25ZM45 15H46V13L44 14V16H45ZM52 15H51V16H52ZM55 15H56V14H55ZM55 15L53 16V18H55ZM67 15H68V14H66V17H67ZM69 15H70V14H69ZM96 15H97V14H96ZM108 15H109V14H108ZM142 15H143V14H142ZM151 15H152V14H151ZM151 15H150V16H151ZM162 15H163V14H161L160 16L162 17ZM192 15H193V14H192ZM204 15H205V13H204ZM217 15H218V14H217ZM221 15H222V14H221ZM229 15H230V14H229ZM255 15H256V13H255ZM1 16H2V15H1ZM47 16H48V14H47ZM56 16H57V15H56ZM60 16H61V15L59 14V18H60V19L56 17L57 20L59 19V21H60L61 19H65V18H66L64 15H63V17H65V18L60 17ZM70 16H71V15H70ZM72 16H73V15H72ZM72 16H71V17H72ZM76 16H77V14H76ZM78 16H80V15H78ZM78 16H77V20H76V21H78ZM81 16H82V15H81ZM83 16H84V15H83ZM160 16H159V17H160ZM163 16H166V15H163ZM168 16H169V14H168ZM185 16H186V14H185ZM212 16H213V15H212ZM238 16H239V15H238ZM238 16H237V17H238ZM251 16H252V15H251ZM251 16H249V17L251 18ZM263 16H264V15H263ZM11 17H12V16H11ZM40 17H41V16H40ZM48 17H49L48 19H43V17H42L41 20H42V19L45 20V21L48 20V21H46V23L53 21L52 18H51L50 16H48ZM71 17H70V19H68L69 22H70L71 19H73V18H71ZM86 17H87L86 20H87V19H88V20L90 19V16L87 15ZM88 17H89V18H88ZM97 17H98V16H97ZM99 17H100V16H99ZM101 17H102V16H101ZM152 17H153V16H152ZM161 17H160V19L162 20ZM204 17H205V16H204ZM220 17H221V16H220ZM237 17H236V19H237ZM241 17H242V16H241ZM252 17H253V16H252ZM0 18H1V17H0ZM23 18H25V17H22V21L24 22ZM45 18H47V17H45ZM74 18H76V17H74ZM117 18H118V17H117ZM117 18H115L116 21H118ZM134 18H135V17H134ZM150 18H151V17H150ZM156 18H157V17H156ZM156 18H154V19L157 20ZM163 18H164V17H163ZM165 18H167V17H165ZM174 18H175V17H174ZM210 18H211V17H210ZM212 18H213V17H212ZM234 18H235V17H234ZM256 18H258V17H256ZM11 19H13V18H11ZM17 19H19V17H17ZM32 19H33V18L29 19L30 22H31ZM50 19H51V21H49ZM80 19H81V18H80ZM84 19H85V18H84ZM102 19H103V18H102ZM108 19H109V17H108ZM142 19L145 20V16H144V18H142ZM213 19H216V18H213ZM229 19H231V18H229ZM238 19H239V18H238ZM238 19H237V20H238ZM240 19H242V18H240ZM247 19H249V18H247ZM247 19H246V20H247ZM252 19L254 20V18H252ZM261 19L263 20L262 16H261ZM261 19H260V20H261ZM1 20H2V19H1ZM1 20H0V21H1ZM43 20H42V21H43ZM65 20H67V18H66ZM68 20H67V21H68ZM103 20H105V19H103ZM122 20H123V19H122ZM134 20H135V19H134ZM134 20H133V21H134ZM149 20H150V19H149ZM155 20H154V21H155ZM171 20H172V19H171ZM174 20H175V19H174ZM178 20H180V19H178ZM181 20H182V18H181ZM189 20H191V19L189 18ZM192 20H194V18H193ZM258 20H259V19H258ZM14 21H15V20H14ZM14 21H13V23H14ZM19 21H21V17H20V20H19ZM22 21H21V22H22ZM45 21H44V22H45ZM54 21L56 22V20H54ZM59 21H57V22H59ZM62 21H63V20H62ZM67 21H66V22H67ZM72 21H75V20H71V22H72ZM82 21H83V20H82ZM107 21H109V20H107ZM165 21L167 22V20H165ZM175 21H176V20H175ZM220 21H221V20H220ZM241 21H242V20H241ZM251 21H252V20H251ZM17 22H18V21H17ZM21 22H20V24L22 25ZM26 22H27V21H25L24 23H26ZM33 22H34V21H33ZM36 22H39V21L36 20ZM55 22H53V24H54ZM64 22H65V21H64ZM64 22H63V23H64ZM69 22H68V24H69ZM83 22H85V20H84ZM89 22H91V21L89 20ZM93 22H96V21L93 20L91 23H93ZM105 22H106V21H105ZM112 22H113V21H112ZM121 22H122V21H121ZM127 22H128V20H127ZM135 22H136V21H135ZM162 22H163V21H162ZM192 22H193V21H192ZM194 22H195V21H194ZM205 22H206V21H205ZM205 22H204V23H205ZM211 22H212V21H211ZM227 22H228V21H227ZM235 22H236V20H235ZM239 22H240V21H239ZM242 22H243V21H242ZM5 23H6V21H5ZM5 23H4V24H5ZM13 23H12V24H13ZM34 23H35V22H34ZM40 23H41V22H40ZM75 23H76V22H75ZM75 23H74V24H75ZM78 23H80V21H78ZM78 23H76V25H77ZM107 23H108V22H107ZM122 23L124 24V22H122ZM143 23H144V22H143ZM143 23H142V24H143ZM145 23H146V22H145ZM149 23H150V22H149ZM149 23H147V24H149ZM188 23H189V22H188ZM197 23H198V22H197ZM206 23H207L206 27L209 26V25H208L209 22H206ZM214 23H216V22H214ZM214 23L212 22V25H213ZM228 23H231V22H228ZM0 24H3V23H0ZM15 24H16V23H14V25H15ZM31 24H32V23H30V25H31ZM41 24H42V23H41ZM59 24H60V23H59ZM59 24H56V25H54V26H57V25H58L57 28H59ZM66 24H67V23H66ZM71 24L73 25V23H71ZM84 24H85V23H84ZM86 24H87V23H86ZM97 24H98V23H97ZM104 24H105V23H104ZM123 24H122V25H123ZM136 24H137V23H136ZM142 24H141V25H142ZM165 24H166V23H165ZM165 24L163 23L162 25H160V27L162 26L161 28H163ZM174 24H175V22H174ZM181 24H182V23H181ZM210 24H211V23H210ZM222 24H225V22H224V23L222 22ZM226 24H227V23H226ZM250 24H251V23H250ZM252 24H253V23H252ZM5 25H6V24H5ZM5 25H4V26H5ZM10 25H11V24H10ZM16 25H17V24H16ZM44 25H45V23H44ZM49 25H50V23H49ZM51 25H52V23H51ZM51 25H50V26H51ZM88 25H90V24H88ZM94 25H96V24H94ZM124 25H126V24H124ZM130 25H131V24H130ZM138 25H139V24H138ZM145 25H146V24H145ZM153 25H154V24H153ZM158 25H159V24H158ZM176 25H177V24H176ZM198 25H199V24H198ZM198 25H197V26H198ZM215 25H216V24H215ZM227 25H228V24H227ZM227 25H226V26H227ZM229 25H230V24H229ZM236 25H237V24H236ZM236 25H235V26H236ZM7 26H8V25H7ZM17 26H18V25H17ZM19 26H20V25H19ZM28 26H29V25H28ZM40 26H43V24L40 25ZM63 26H66V25H62V27H63ZM90 26H91V25H90ZM113 26H114V25H113ZM165 26H166V25H165ZM174 26H175V25H174ZM185 26H186V25H185ZM197 26H196V27H197ZM217 26H218V25H217ZM224 26H225V25H224ZM0 27H1V26H0ZM13 27H15V26H13ZM21 27H22V26H21ZM29 27H30V26H29ZM31 27H32V26H31ZM31 27H30V28H31ZM44 27H46V25H45ZM44 27H42V29H43L42 32H43V33H44V29H45ZM47 27H48V26H47ZM47 27H46V28H47ZM60 27H61V25H60ZM71 27H72V26H71ZM71 27H70V30H71ZM78 27H79V26H78ZM85 27H86V26H85ZM114 27H116V30L118 29L116 25H115ZM114 27H111V29L113 28V29L115 30ZM124 27H125L124 30L126 31V26H124ZM124 27H123V28H124ZM132 27H134V25H133ZM142 27H144V26L142 25ZM148 27H149V26H148ZM155 27H156V26H155ZM157 27H158V26H157ZM167 27H168V26H167ZM170 27H171V25H170ZM170 27H168V28H170ZM190 27H191V26H190ZM198 27H199V26H198ZM203 27H204V26H203ZM203 27H202V28H203ZM220 27H222L221 24H220ZM227 27H228V26H227ZM227 27H226V30H227ZM229 27H230V26H229ZM232 27H234V26H232ZM8 28H9V27H8ZM32 28H33V27H32ZM32 28H31V30H33ZM34 28H35V27H34ZM40 28H41V27H40ZM64 28H66V27H64ZM75 28H76V26H75ZM103 28H104V27H103ZM127 28H128V27H127ZM136 28L138 29V26H136L135 29H136ZM145 28H146V27H145ZM178 28H179V27H178ZM178 28H177V29H178ZM182 28H183V27H182ZM187 28H188V26H187ZM207 28H208V27H207ZM209 28H210V26H209ZM215 28H218V27H215ZM215 28H214V30H216V31H217L218 29H220V28H218V29H215ZM236 28H237V27H236ZM236 28H234V29H236ZM25 29H26V28H25ZM27 29H28V28H27ZM37 29L39 30V23H38V28H37ZM37 29H36V31H37ZM52 29H53V26H52ZM61 29H62V28H61ZM67 29H68V28H67ZM72 29H74V28H72ZM80 29H81V28H80ZM91 29H92V28H91ZM129 29H131V28H129ZM142 29H143V28H142ZM142 29H141V31H142ZM180 29H181V28H180ZM228 29H229V28H228ZM260 29H261V28H260ZM2 30H5V27H4V29H2ZM11 30H12V29H11ZM13 30H14V28H13ZM22 30H23V29H22ZM31 30H30V32H31ZM56 30L58 31V29H56ZM62 30H65V29H62ZM70 30L68 29L67 32L69 33ZM75 30H76V32H77V28H76ZM78 30H79V29H78ZM82 30H83V29H82ZM98 30H99V29H98ZM103 30H104V29H103ZM107 30H108V29H107ZM118 30H119V29H118ZM121 30H123V29H121ZM124 30H123L122 32H125ZM139 30H140V27H139ZM143 30H144V29H143ZM152 30H153V29H152ZM155 30H156V29H155ZM165 30H166V29H165ZM175 30H176V29H175ZM181 30H182V29H181ZM189 30H191V28H190ZM192 30H193V28H192ZM197 30H199V29H197ZM203 30H204V28H203ZM212 30H213V29H212ZM229 30H230V33H232V32H231V29H229ZM229 30H228V31H229ZM262 30H263V29H262ZM16 31H17V29H16ZM40 31H41V30H40ZM46 31H47V29H46ZM51 31L53 32V35H54V34H55V31H53V30H51ZM85 31H88V29H85ZM92 31H93V30H92ZM105 31H106V30H105ZM149 31H150V30H149ZM160 31H161V30H160ZM160 31H159V32H160ZM163 31H164V28H163ZM167 31H168V30H167ZM167 31H164V32H167ZM170 31H171V30H170ZM183 31H184V29H183ZM186 31H187V30H186ZM218 31H219V30H218ZM220 31H221V30H220ZM220 31H219V32H220ZM260 31H261V30H260ZM0 32H1V31H0ZM3 32H5V31H3ZM10 32H11V31H10ZM13 32H14V31H13ZM42 32H40V33H42ZM60 32H61V31H60ZM78 32H79V31H78ZM118 32H119V31H118ZM118 32H117V33H118ZM128 32H129V31H128ZM133 32H135V30H134ZM136 32H137V31H136ZM176 32H177V31H176ZM184 32H185V31H184ZM188 32H189V31H188ZM190 32H191V31H190ZM197 32H198V31H197ZM199 32H200V31H199ZM212 32H213V31H212ZM212 32H211V33H212ZM20 33H21V32H20ZM23 33H24V32H23ZM34 33H36V32H34ZM43 33H42V36H43ZM48 33H49V32H48ZM56 33H58V32H56ZM63 33H64V32L62 31L61 34H63ZM65 33H66V32H65ZM65 33H64V34H65ZM68 33H67V35H68ZM72 33H75V32L72 30ZM72 33H70V34H72ZM82 33H83V32H82ZM89 33H90V32H89ZM89 33H88V34H89ZM95 33H96V32H95ZM97 33L99 34V33H101V31H100V32H97ZM112 33H113V32H112ZM126 33H127V32H125V34H126ZM146 33H147V32H145V34H146ZM150 33H151V32H150ZM152 33H153V32H152ZM170 33H172V31H171ZM170 33H169V31H168L167 34H170ZM174 33H175V32H174ZM192 33H194V31L191 32V34H190V33H189V34L192 35ZM195 33H196V31H195ZM195 33H194V34H195ZM202 33H206V31H205V32L203 31ZM220 33H221V32H220ZM235 33H236V30H235ZM28 34H29V33H28ZM51 34H52V33H51ZM51 34H50V35H51ZM91 34H92V33H91ZM102 34H103V35L105 34L104 31H103V33H101V36H102ZM115 34H116V33H115ZM129 34H130V33H129ZM147 34H149V32H148ZM153 34H155V33H153ZM165 34H166V33H165ZM177 34H179V33H177ZM4 35H5V34H4ZM35 35H36V34H35ZM44 35H45V34H44ZM55 35H56V38H57L58 35H57V34H55ZM55 35H54V36H55ZM59 35H60V33H59ZM76 35H77V33H76ZM93 35H94V34H93ZM116 35H117V34H116ZM119 35H121V33H119ZM135 35H136V34H135ZM135 35H134V38H133V39H136V38H137ZM137 35H138V34H137ZM142 35H143V34H142ZM142 35H141V36H142ZM149 35H150V34H149ZM149 35H148V36H149ZM171 35H172V34H171ZM186 35H187V34H186ZM213 35H214V33H213ZM217 35H218V33H217ZM221 35H222V34H221ZM228 35H229V34H228ZM42 36H40V37H42ZM45 36H47V35H45ZM89 36H91V35H89ZM111 36H112V34H111ZM124 36H125V35H124ZM141 36H139V37H141ZM143 36H144V35H143ZM143 36H142V37H143ZM145 36H146V35H145ZM150 36H151V35H150ZM150 36H149V37H150ZM166 36H167V35H165V37H166ZM174 36H176V35L174 34ZM215 36H216V33H215ZM218 36H219V35H218ZM218 36H217V37H218ZM229 36H230V35H229ZM247 36H248V35H247ZM31 37H32V36H31ZM38 37H39V35H38ZM38 37H37V38H38ZM49 37H50V36H49ZM59 37H60V36H59ZM64 37H65V35H64ZM75 37L79 39V36H78V37L75 36ZM75 37H74V38L71 37V40H72V41H75V39H76ZM91 37H93V36H91ZM96 37H97V36H96ZM96 37H93V38L95 39ZM104 37H106V34H105ZM107 37H108V36H107ZM120 37H121V36H120ZM135 37H136V38H135ZM146 37H147V36H146ZM154 37L156 38L157 36H154ZM154 37L151 36L150 38H151V39H152V38L155 39ZM187 37H188V35H187ZM187 37H186V38H187ZM190 37H192V36H190ZM197 37L199 38V36H197ZM208 37H210V35H209ZM220 37H221V36H220ZM224 37H225V35H224ZM231 37H232V36H231ZM251 37H252V36H251ZM6 38H10V37L8 36V37H6ZM43 38H44V36H43ZM43 38H42V40H43ZM47 38H48V37H47ZM51 38H52V37H51ZM54 38H55V37H53V39H54ZM61 38H62V37H61ZM121 38H122V37H121ZM121 38H119V39H121ZM126 38H127V35H126L125 39H126ZM129 38H130V36H129ZM131 38H132V37H131ZM144 38H145V37H144ZM172 38H173V37H172ZM172 38H169L170 41H171ZM175 38H176V37H175ZM180 38H182V37H180ZM180 38L178 39V41H181ZM188 38H189V37H188ZM211 38H212V36H211ZM211 38H209V39H211ZM218 38H219V37H218ZM218 38H217V39H218ZM12 39L14 40V38H12ZM25 39H26V38H25ZM40 39H41V38H40ZM48 39H49V38H48ZM59 39H60V38H59ZM64 39L66 40V38H64ZM69 39H70V37H69ZM73 39H74V40H73ZM84 39H85V38H84ZM89 39H91V38L89 37ZM111 39H112V38H111ZM146 39H147V38H146ZM153 39H152V40H153ZM169 39H168V41H169ZM176 39H177V38H176ZM199 39H200V38H199ZM202 39H203V38H202ZM217 39H216V41H217ZM219 39H220V38H219ZM250 39H251V38H250ZM3 40H4V39H3ZM3 40H2V41H3ZM7 40H8V39H7ZM7 40H6V41H7ZM61 40H62V39H61ZM65 40H64V41H65ZM71 40H70V41H71ZM81 40H82V39H81ZM96 40H97V39H95V41H96ZM108 40H109V39H108ZM136 40H137V39H136ZM148 40H150V39L148 38ZM148 40H147V41H148ZM156 40H157V39H156ZM172 40H173V39H172ZM205 40H206V39H205ZM207 40H208V39H207ZM214 40H215V39H214ZM220 40L222 41V38H221ZM225 40L227 41L226 38H225ZM6 41L4 42V44L6 43ZM8 41H9V40H8ZM29 41H30V40H29ZM53 41H54V40H53ZM55 41H56V40H55ZM55 41H54V42H55ZM59 41H60V40H59ZM67 41H69V40H67ZM70 41H69V43H70ZM77 41H78V40L76 39V42H74V43L77 44ZM82 41H83V40H82ZM95 41L93 42V40H92L93 43H95ZM110 41H111V40H110ZM110 41H109V42H110ZM115 41H116V40H115ZM121 41H122V40H121ZM125 41H126V40H125ZM127 41H128V40H127ZM127 41H126V43H127ZM131 41H132V40H131ZM141 41H142V40H141ZM150 41H151V40H150ZM150 41H149V46H150ZM157 41H158V40H157ZM170 41H169V43H170ZM174 41H175V39H174ZM194 41H195V40H194ZM194 41H193V42H194ZM198 41H199V40H198ZM203 41H204V40H203ZM210 41H211V40H210ZM250 41H251V40H250ZM36 42H37V41H36ZM38 42H39V41H38ZM43 42L45 43L46 41H43ZM47 42H48V40H47ZM50 42H51V41H50ZM54 42H53V43H54ZM65 42H66V41H65ZM83 42H84V41H83ZM92 42H91V43H92ZM99 42H100V41H99ZM103 42H104V41H103ZM123 42H124V41H123ZM128 42H129V41H128ZM135 42H136V41H135ZM154 42H155V40H154ZM164 42H165V39H164ZM176 42H177V40H176ZM199 42H200V41H199ZM208 42H209V41H208ZM213 42L215 43V41H213ZM222 42H224V39H223ZM245 42H247V40H246ZM245 42H244V43H245ZM0 43H1V42H0ZM14 43H15V44H14ZM14 43L12 42V45H13L14 48H15L16 41H15ZM21 43H23V42H21ZM55 43H56V42H55ZM55 43L53 44V46H57V43H56V44H55ZM69 43H68V44H69ZM80 43H81V42H80ZM86 43H87V42L85 41L83 44H86ZM104 43H105V42H104ZM116 43H117V42H116ZM116 43L114 42L115 47L117 46ZM143 43H144V41H143ZM151 43H152V42H151ZM182 43H183V42H182ZM184 43H186V42H184ZM196 43H197V42H196ZM200 43H201V42H200ZM206 43H207V41H206ZM214 43H213V44H214ZM252 43H253V42H252ZM4 44H3V43L0 44V50H1V51H2V49H3V48L1 49V45L3 46ZM7 44H9V43L7 42L5 45H7ZM26 44H27V42H26ZM28 44H29V42H28ZM39 44H40V43H39ZM39 44H38V45H39ZM59 44H60V45L63 44V45H62L63 47L66 46V45H64V44H65L64 42H63L62 44H61V42H59ZM59 44H58V45H59ZM68 44H67V45H68ZM78 44H79V43H78ZM83 44H82V45H83ZM105 44H107V41H106ZM108 44L110 45L111 43H108ZM117 44H118V43H117ZM147 44H148V43H147ZM156 44H157V43H156ZM160 44H161V42H160ZM186 44H187V43H186ZM186 44H185V45H186ZM209 44H210V43H209ZM215 44L218 45L217 42H216ZM222 44H223V43H222ZM224 44H225V43H224ZM235 44H236V43H235ZM237 44H239V43L237 42ZM245 44H246V43H245ZM5 45H4V46H5ZM21 45H22V44H21ZM40 45H41V44H40ZM42 45H43V44H42ZM48 45H49V44H48ZM60 45H59V46H60ZM82 45H81V46H82ZM89 45H91V44H89ZM89 45L87 44V46H89ZM95 45H96V44H95ZM112 45H113V44H112ZM125 45H126V44H125ZM142 45H144V44H142ZM142 45H139V46H137V47L140 48ZM171 45H172V42H171L170 46H171ZM187 45H188V44H187ZM187 45H186V46H187ZM198 45H200V44H198ZM203 45H204V43H203ZM203 45H202V46H203ZM210 45H211V44H210ZM227 45H228V44H227ZM243 45H244V44H243ZM262 45H264V43H262ZM8 46H9V45H8ZM8 46H6V47L8 48ZM10 46H11V44H10ZM10 46H9V47H10ZM18 46H20V44H19ZM18 46H16V47H18ZM22 46H23V45H22ZM22 46H20V47L22 48ZM25 46H26V45H24V48H25ZM28 46H29V45H28ZM28 46H27V47H28ZM33 46H34V45H33ZM78 46H79V45H78ZM81 46H80V47H81ZM113 46H114V45H113ZM123 46H124V45H123ZM123 46H122V47H123ZM127 46H128V45H127ZM152 46H153V44H152ZM156 46H157V45H155L154 47H156ZM161 46H162V45H161ZM167 46H168V43H167V45H166V48H167ZM179 46H181V44H180ZM194 46H197V45H193V47L191 46V48L193 49ZM205 46H206V45H204V47H205ZM220 46H221V45H220ZM224 46H225V45H224ZM229 46H230V45H229ZM232 46H234V45H231V47H232ZM237 46H238V45H237ZM237 46H236V47H237ZM244 46H245V45H244ZM11 47H12V46H11ZM11 47H10V48H11ZM35 47H37V46H35ZM49 47H51V45H49ZM71 47H72V46L70 45L69 48L71 49ZM84 47H85V45H84ZM96 47H98V45H96ZM103 47H105V46H103ZM103 47H102V48H103ZM119 47H121V45H119ZM122 47H121V49H122ZM124 47H126V46H124ZM124 47H123V49H122L123 51H124ZM129 47H130V46H129ZM129 47H128V48H129ZM154 47H153V48H154ZM157 47H158V46H157ZM168 47H169V46H168ZM177 47H178V46H177ZM177 47H176V48H177ZM197 47H198V46H197ZM211 47H213V46H211ZM216 47H218V46H216ZM238 47H239V46H238ZM261 47H262V46L260 45V49H261ZM37 48H39V47H37ZM40 48H41V47H40ZM44 48H45V47H44ZM44 48H42V49H44ZM47 48H48V46H47ZM56 48L60 50L61 46H60V48H58V46H57ZM75 48H76V47H75ZM82 48H83V47H82ZM88 48H89V47H88ZM91 48H92V47H91ZM99 48H100V47H99ZM110 48H111V47H110ZM117 48H118V47H117ZM126 48H127V47H126ZM130 48H131V47H130ZM132 48H133V47H132ZM135 48H136V47H135ZM139 48H138V49H139ZM148 48H151V47H148ZM153 48H151V50H150V49H149V50L152 51ZM171 48H172V46H171ZM188 48H189V45H188ZM221 48H222V46H221ZM223 48H224V47H223ZM245 48H246V47H245ZM245 48H244V52L246 53V51H245L246 49H245ZM262 48H263V47H262ZM11 49H13V47H12ZM17 49H20V48H17ZM45 49H46V48H45ZM48 49H49V48H48ZM54 49H55V48H54ZM66 49H67V48H66ZM94 49H95V48H94ZM105 49H106V48H105ZM113 49H115V48L113 47ZM138 49H137V50H138ZM167 49H168V48H167ZM172 49H173V48H172ZM183 49H185V48H183ZM186 49H187V48H186ZM186 49H185V50H186ZM192 49H191V50L188 49V50L190 51L189 53L192 52ZM200 49H201V54H202V48H200ZM215 49H216V48H214V51H215ZM231 49L234 50L235 48L232 47ZM231 49H230V51L232 52ZM251 49H252V48H251ZM256 49H258V48H256ZM4 50H5V49H4ZM4 50L2 51V53H4ZM14 50L17 51V53H19L18 50H16V48H15ZM27 50H28V49H27ZM46 50H47V49H46ZM51 50H52V49H51ZM61 50H62V48H61ZM61 50H60V51H61ZM67 50H68V49H67ZM79 50H81V48H80ZM79 50H75V51L77 52V51H79ZM85 50H86V48H85ZM88 50H91V51H92L93 49H87V51H88ZM96 50H97V49H96ZM115 50H116V49H115ZM117 50H118V49H117ZM126 50H131V49H126ZM141 50H142V49H141ZM141 50L139 51V53L141 52ZM143 50H144V49H143ZM145 50L147 51V49H145ZM149 50H148V51H149ZM179 50H180V49H179ZM179 50H178V51H179ZM203 50H204V49H203ZM211 50H212V49H211ZM217 50H218V49H217ZM217 50H216V52H217ZM237 50L239 51V49H237ZM23 51H24V50H23ZM29 51H30V49H29ZM68 51H69V50H68ZM73 51H74V50H73ZM82 51H83V50H82ZM87 51H86V52H87ZM91 51H90L89 53H91ZM99 51H100V49H99ZM104 51H105V50H104ZM111 51H112V50H111ZM131 51H132V50H131ZM131 51H129V52L131 53ZM146 51H145V52H146ZM150 51H149V52H150ZM178 51H177V53H178ZM180 51L183 53L182 49H181ZM220 51H222V50L219 48V52H220ZM227 51H228V50H227ZM227 51H226V52H227ZM252 51H253V50H251L250 53H251ZM5 52H6V51H5ZM11 52H12V51H11ZM42 52H44V51H42ZM50 52H51V51H50ZM54 52H55V51H54ZM54 52H53V53H54ZM61 52H63V51H61ZM66 52H67V51H65V53H66ZM105 52H106V51H105ZM115 52H116V51H115ZM124 52H125V51H124ZM132 52H133V51H132ZM134 52H135V51H134ZM154 52H155V51H154ZM154 52H153V53H154ZM167 52H168V51H167ZM184 52H185V51H184ZM231 52H230V54H232V56H233V53H231ZM233 52H234V51H233ZM2 53H1V54H2ZM32 53H33V51H32ZM39 53H41V51L38 52V54H39ZM44 53H45V52H44ZM53 53H51V57H49V59H51L52 57L55 58V56L52 55ZM68 53H70V52H68ZM77 53H78V52H77ZM83 53H84V52H83ZM109 53H110V52H109ZM109 53H108V54H109ZM111 53H112V52H111ZM122 53H123V52H122ZM125 53H126V52H125ZM130 53H127V54H130ZM139 53H138V57L141 58L142 56H144L142 53H140V54H142V56H141V55L139 56ZM143 53H144V52H143ZM150 53H151V52H150ZM156 53H157V52H156ZM171 53H172V51H171ZM173 53H174V52H173ZM175 53H176V52H175ZM203 53H204V51H203ZM222 53H223V52H222ZM1 54H0V59H1ZM9 54H10V52H9ZM14 54H15V53H14ZM14 54H12V55L14 56ZM38 54H37V55H38ZM42 54H43V53H42ZM56 54H57V53H56ZM86 54L89 55L88 53H86ZM86 54H84V55H86ZM113 54H115V53H113ZM117 54H118V52H117ZM127 54H124V53H123V56L121 55L120 59H117V60H122V59H121L122 57H123V59H124V58H125L124 55H127ZM146 54H149V53L147 52ZM146 54H145V57L147 58L148 55H146ZM183 54L185 55V53H183ZM187 54H188V52H187ZM217 54H218V53H217ZM220 54H221V53H220ZM256 54H257V53H256ZM259 54H262L261 58H262V57L264 58V54H263V53H258V54H257V55H258L257 57L260 56ZM16 55H18V54H16ZM21 55H23V54H21ZM34 55H36V54L34 53ZM37 55H36V56H37ZM40 55H41V54H39V56H40ZM68 55H69V54H68ZM78 55H81V54L79 53ZM82 55H83V54H82ZM82 55H81V57L83 58ZM162 55H164V54L162 53ZM167 55H168V54H167ZM167 55H166V56H167ZM179 55H181L180 52H179ZM184 55H183V56H184ZM206 55H207V54H206ZM252 55H253V53H252ZM39 56H37V57H35V58L37 59ZM44 56H45V55H44ZM44 56H43V57H44ZM49 56H50V55H49ZM89 56H92V55H89ZM89 56H88V58H89ZM101 56H102V55H101ZM101 56H100V57H101ZM103 56H104V55H103ZM116 56H117V55H116ZM118 56H119V55H118ZM128 56H129V55H128ZM149 56H150V55H149ZM149 56H148V59H146V60H149ZM154 56L156 57L155 54H154ZM158 56H161V55L158 54ZM158 56H157V57H158ZM185 56H186V55H185ZM214 56H215V55H214ZM216 56L219 57V55H216ZM227 56H229L228 53H227ZM232 56H231V57H232ZM249 56H250V55H249ZM253 56H254V57H253V59L251 58V60H256V59H254V58H256V57H255L256 55L254 54ZM2 57H3V55H2ZM4 57H9V56H6V55H5ZM4 57H3V58H4ZM11 57H12V56H10V58H11ZM21 57H22V56H21ZM24 57H25V56H24ZM71 57H73V56H71V54H70V58H68V60L71 59ZM75 57H76V56H75ZM85 57H86V56H85ZM85 57H84V58H85ZM92 57H94V55H93ZM92 57H90V58H92ZM95 57H97V56L95 55ZM136 57H137V55H136ZM155 57H154V58H155ZM169 57H170V56H169ZM191 57H192V56H191ZM191 57H190V58H191ZM197 57H198V56H197ZM197 57H196V58H197ZM199 57H200V56H199ZM201 57H205V55H204V56H201ZM201 57H200V58H201ZM218 57H217V58H218ZM223 57H224V56H223ZM223 57H222V58H223ZM244 57H245V56H244ZM247 57H248V56H247ZM10 58H5V59H4V60H5L4 62H6V59H7V60H8V59H9V60H12V59H10ZM18 58H20V56H18ZM30 58H31V56H30ZM40 58H41V57H40ZM40 58H39V59H40ZM44 58H46V57H44ZM56 58H57V56H56ZM56 58H55V59H56ZM66 58H67V57H65V59H66ZM82 58H81V60H82ZM88 58H87V60L89 61ZM111 58H112V57H111ZM116 58H117V57H116ZM131 58H132V57H131ZM140 58H139V61L142 62V61L140 60ZM154 58H153V59H154ZM163 58H164V57H163ZM165 58H166V57H165ZM165 58H164V59H165ZM170 58H171V57H170ZM170 58H169V59H170ZM174 58H175V57H174ZM176 58H177V57H176ZM190 58H189V59H190ZM194 58H195V57H194ZM194 58H191V60L194 59ZM213 58H214V57H213ZM227 58H228V57H227ZM24 59L26 60V57H25ZM24 59H23V60H24ZM32 59H33V58H32ZM49 59H47V60H49ZM52 59H53V58H52ZM52 59H51V60H52ZM60 59L62 60V57H61ZM60 59H59V57H58L57 60H60ZM63 59H64V58H63ZM97 59H98V57H97ZM100 59H101V58H100ZM103 59H104V58H103ZM125 59H127V57H126ZM125 59H124L123 61H125ZM143 59H144V58H143ZM171 59H172V58H171ZM218 59H219V58H218ZM246 59H248V58H246ZM249 59H250V58H249ZM249 59H248V60H249ZM9 60H8V61H9ZM16 60H18V59H16ZM25 60H24L23 62H27V63H28L29 61L31 62V60H29V61H27V60L25 61ZM47 60L45 59V61H47ZM57 60H56V61H57ZM78 60H79V59H77V61H78ZM84 60H85V59H84ZM84 60H83V62H84ZM87 60H86V61H87ZM93 60H96V58H94ZM109 60H110V57H109ZM111 60H112V59H111ZM111 60H110V61H111ZM136 60H137V59H136ZM136 60H135V61H136ZM172 60H174V59H172ZM177 60H178V58H177ZM177 60H176V63H180L179 61L177 62ZM179 60H181V59L179 58ZM183 60H184V59H182V61H183ZM186 60H188V59H186ZM191 60H189L188 63H189V62L191 63L192 61L195 62V60H192V61H191ZM198 60H199V59H198ZM198 60H197V61H198ZM220 60H221V57H220ZM248 60H246V64H247ZM251 60H250V61H251ZM0 61H1V60H0ZM8 61H7V62H8ZM14 61H15V60H14ZM39 61H43V60H39ZM39 61H38V62H39ZM71 61H72V59H71ZM75 61H76V60H75ZM104 61H105V60H104ZM106 61H107V60H106ZM113 61L115 62L114 59H113ZM137 61H138V60H137ZM156 61H158V59H157ZM182 61H181V64H182ZM221 61H224V60H221ZM234 61H235V60H234ZM2 62H3V61H2ZM2 62H1V65H3V64L5 65V63L2 64ZM7 62H6V63H7ZM30 62H29V63H30ZM58 62H59V61H58ZM58 62H57V63H58ZM61 62H62V61H61ZM78 62L80 63V61H78ZM83 62L80 63V64H82V65H81V68H82V66H83ZM111 62H112V61H111ZM114 62H113V63H114ZM129 62H130V61H129ZM150 62H151V60H150ZM152 62H153V61H152ZM154 62H155V61H154ZM185 62H186V61H185ZM198 62H199V61H198ZM213 62H215V61H213ZM217 62L219 63V61H217ZM217 62H215V63H217ZM262 62H264V61H262ZM9 63H10V62H9ZM14 63H15V62H14ZM27 63H26V64H27ZM29 63H28V65H29ZM47 63H48V61H47ZM49 63H50V61H49ZM73 63H74V62H73ZM73 63L70 62V64H73ZM76 63H77V62H76ZM85 63H86V62H85ZM95 63H96V62H95ZM99 63H101V61L98 62V64H99ZM107 63H108V62H107ZM116 63H117V62H116ZM116 63H115V64H116ZM118 63H121V61L118 62ZM123 63L127 64L126 62H123ZM123 63H122V64H123ZM145 63H146V62H145ZM145 63H144V64H145ZM155 63H156V62H155ZM196 63H197V62H196ZM211 63H212V61H211ZM241 63H242V62H241ZM253 63H254V62H253ZM26 64H25V65H26ZM67 64H68L67 66H70L68 62H67ZM77 64H78V63H77ZM80 64H79V66H80ZM90 64H92V63H90ZM108 64H109V63H108ZM139 64H140V63H139ZM144 64H143V65H144ZM147 64H148V62L146 63L145 66H147ZM162 64H163V63H162ZM233 64H234V63H233ZM239 64H240V63H239ZM248 64H249V63H248ZM1 65H0V66H1ZM11 65H12V67H13V64H12V63L10 64V66H11ZM28 65H27V66H28ZM42 65H44V61H43ZM45 65H46V64H45ZM51 65H52V63H51ZM57 65H59V64H57ZM84 65H85V64H84ZM99 65H100V64H99ZM102 65H104V62H102ZM102 65H100V67H101ZM116 65H117V64H116ZM119 65H120V64H119ZM119 65H118V66H119ZM123 65H124V64H123ZM123 65L121 66V68H123ZM127 65H128V64H127ZM127 65H125V66H127ZM141 65H142V64H141ZM141 65H139V67H140ZM182 65H184V64H182ZM210 65H211V64H210ZM219 65H220V64H219ZM222 65H223V64H222ZM228 65H229V64H228ZM234 65H235V64H234ZM263 65H264V63H263ZM5 66H8V64L5 65ZM31 66H33V65H31ZM35 66H36V64H35ZM35 66H34V67H35ZM40 66H41V65H40ZM49 66H50V65H49ZM60 66H61V65H60ZM60 66H59V67H60ZM73 66L76 67L75 64H73L72 67H73ZM77 66H78V65H77ZM92 66H93V64H92ZM110 66H111V65H110ZM112 66H113V64H112ZM118 66H115V65L113 66V67H114V68H113L114 71H115V67H116V69H117ZM125 66H124V68H125ZM145 66H144V67H145ZM172 66H173V65H172ZM216 66H217V65H216ZM3 67H4V66H3ZM8 67H9V66H8ZM8 67H7V68H8ZM23 67H24V66H23ZM25 67H26V66H25ZM28 67L30 68V66H28ZM50 67H52V66H50ZM50 67H48V68H50ZM89 67H90V66H89ZM119 67H120V66H119ZM142 67H143V66H142ZM147 67H148V69H149L150 66L148 65ZM151 67H152V66H151ZM162 67H163V66H162ZM180 67H181V66H180ZM180 67H179V69H180ZM182 67H183V66H182ZM186 67H191V65L189 64V66H188V64H187ZM192 67H193V66H192ZM227 67H229V66H227ZM234 67H236V66H234ZM242 67H243V66H242ZM247 67H248V66H246L245 68H247ZM4 68H5V67H4ZM4 68H2V73L4 72V71H3ZM18 68H20V67H18ZM18 68H17V70H19ZM38 68H39V67H38ZM52 68H53V67H52ZM55 68H56V67H55ZM61 68H62V67H61ZM103 68H104V67H103ZM106 68H107V66H106ZM106 68H105V69H106ZM121 68H120V69H121ZM124 68H123V69H124ZM153 68H154V67H153ZM160 68H161V67H160ZM201 68H202V67H201ZM217 68H218V67H217ZM221 68H222V66H221ZM230 68H231V67H230ZM232 68H233V67H232ZM245 68H243V70H244ZM262 68H263V67H262ZM10 69H11V68H10ZM21 69H22V68H21ZM27 69H28V68H27ZM27 69H26V70H27ZM30 69H31V68H30ZM30 69H29V70H30ZM33 69H35V68H33ZM66 69H67V68H65V70H66ZM70 69H71V68H70ZM72 69H73V68H72ZM74 69H75V68H74ZM77 69H78V68H77ZM79 69H80V68H79ZM79 69H78V70L75 69V70H76L75 72L80 71ZM83 69H85V68H83ZM89 69H90V68H89ZM101 69H102V68H101ZM105 69H103V70H105ZM118 69H119V68H118ZM141 69H142V68H141ZM145 69H146V67H145ZM150 69H151V68H150ZM155 69H156V68H155ZM163 69H164V71H165V66H164ZM184 69H185V67H184ZM184 69H183V70H184ZM189 69H190V68H189ZM238 69H240V68H238ZM238 69H237V70H238ZM5 70H6V69H5ZM7 70H8V69H7ZM7 70H6V71H7ZM50 70H51V71H54V70H52L51 68H50ZM56 70L58 71V68H56ZM56 70H55V71H56ZM87 70H88V67H87ZM99 70H100V69H99ZM99 70H98V71H99ZM108 70H110V69H108ZM129 70H130V69H129ZM129 70H128V66H127V71H129ZM134 70H135V69H134ZM142 70H143V71H142V72H143L142 74H144V68H143ZM151 70H152V72H153L154 69H151ZM170 70H171V69H170ZM185 70H186V69H185ZM185 70H184V71H185ZM187 70H188V69H187ZM202 70H203V69H202ZM210 70H211V69H210ZM216 70H218V69H216ZM221 70H222V69H221ZM224 70H225V69H224ZM230 70H231V69H230ZM245 70H246V69H245ZM23 71H24V70H23ZM57 71H56V72H57ZM59 71H60V73H61L62 70H59ZM81 71H83V70H81ZM88 71H89V70H88ZM91 71H93V70H91ZM100 71H102V70H100ZM106 71H107V70H106ZM111 71H112V67H111ZM120 71H121V70H120ZM125 71H126V68H125ZM127 71H126V72H127ZM154 71H155V70H154ZM156 71H157V70H156ZM156 71H155V74H156ZM184 71H183V72H184ZM190 71H191V70H190ZM190 71H189V72H190ZM233 71L235 72V70H233ZM246 71H247V70H246ZM255 71H257V70H255ZM11 72H12V71H11ZM20 72H21V71H19V73H20ZM36 72L40 73L41 71L39 72V71L36 69ZM56 72H55V73H56ZM85 72L87 73V71H85ZM85 72H84V73H85ZM96 72H97V71H96ZM96 72H95V74H97ZM117 72H118V71H117ZM117 72H116V74H115V77L118 76V78H119V74H117ZM130 72H131V71H130ZM137 72H139V71H137ZM161 72H162V71H161ZM161 72H160V73H161ZM165 72H167V71H165ZM165 72H164V73H165ZM181 72H182V71H181ZM194 72H197V71H194ZM210 72H213V71H210ZM216 72H217V71H215V74H216ZM221 72H224V71L222 70ZM243 72H245V71H242V73H243ZM7 73H8V71H7ZM7 73H6V74H7ZM13 73H14V72H13ZM16 73L19 74L18 72H16ZM16 73H14V74H16ZM28 73H29V72H28ZM32 73H33V72H32ZM41 73H42V72H41ZM68 73H69V72H68ZM71 73H72V72H71ZM77 73H78V72H77ZM81 73H82V72H81ZM86 73H85V74H86ZM89 73H90V72H89ZM93 73H94V72H93ZM99 73H102V74L104 75L105 71H104V72H103V71H102V72H98V74H99ZM107 73H108V72H107ZM112 73H113V72H112ZM122 73H123V72H122ZM134 73H135V72H134ZM172 73H173V72H172ZM172 73H171V74H172ZM179 73H180V72H179ZM226 73H227V72H226ZM226 73H225V74H226ZM3 74L5 75V73H3ZM14 74L11 75V76H14ZM30 74H31V73H30ZM35 74H36V73H35ZM43 74H47V73H45V71H44ZM56 74L59 75L58 72H57ZM63 74H64V73H63ZM63 74H62V77L64 76ZM78 74H79V73H78ZM91 74H92V72H91ZM105 74H106V73H105ZM145 74H146V73H145ZM167 74H168V73H167ZM176 74H177V73H176ZM193 74H194V73H193ZM196 74H197V73H196ZM196 74H195V75H196ZM212 74H213V73H211V75H212ZM217 74H218V72H217ZM225 74L223 73L224 76H225ZM228 74H229V73H228ZM232 74H233V73H232ZM245 74H246V73H245ZM247 74H248V71H247ZM4 75H3V76H4ZM9 75H10V73H9ZM9 75H5V76H9ZM33 75H34V74H33ZM66 75H67V74H66ZM106 75H107V74H106ZM146 75H148V74H146ZM151 75H152V74H151ZM151 75L146 76V78L151 77ZM168 75H169V74H168ZM179 75H181V74H179ZM211 75H210V76H211ZM239 75H240V74H239ZM239 75H238V76H239ZM241 75H242V74H241ZM263 75H264V73H263ZM20 76H21V75H20ZM20 76H18V77H20ZM28 76H30V75L28 74ZM44 76H45V75H44ZM84 76H85V75H84ZM89 76H90V75H89ZM96 76H97V75H96ZM101 76H102V75H99L100 78H101ZM113 76H114V73H113ZM120 76H121V74H120ZM128 76H129V75H128ZM155 76H156V75H155ZM155 76H153V78H154ZM165 76H166V75H165ZM191 76H192L191 74H190V75L188 74L187 77H191ZM216 76H217V75H216ZM224 76H223V77H224ZM244 76H245V75H244ZM36 77H37V75H36ZM36 77H35V78H36ZM53 77L55 78V76H53ZM72 77H73V74H72ZM82 77H83V76H82ZM102 77H103V76H102ZM135 77H136V76H135ZM159 77H160V76H159ZM176 77H177V76H176ZM182 77H183V76H182ZM185 77H186V75L184 76V78H185ZM187 77L185 78V81L188 79ZM204 77H205V76H204ZM233 77H235V79H236V76L233 75ZM246 77H247V76H246ZM250 77L252 78L251 75H250ZM4 78H5V77H4ZM4 78H3V79H4ZM6 78H7V77H6ZM8 78H9V77H8ZM32 78H33V76H32ZM40 78H42V77L40 76ZM40 78H39V79H40ZM54 78H53V79H54ZM57 78H58V76H57ZM59 78H61V77L59 76ZM59 78H58V80H60ZM63 78H65V77H63ZM69 78H70V76H69ZM69 78H67V79H69ZM77 78H78V77H77ZM77 78H76V79H77ZM86 78H87V77H86ZM93 78H94V76H93ZM95 78L98 79L97 77H95ZM95 78H94V79H95ZM106 78H107V77H106ZM118 78H117V79H118ZM146 78H145V79H146ZM157 78H158V75H157ZM180 78H181V77H180ZM195 78H196V77H195ZM219 78H220V77H219ZM225 78H226V77H225ZM0 79H2V78H0ZM16 79H18V78H16ZM21 79H22V78H21ZM43 79H44V78H43ZM48 79H49V78H47V79H45V80H48ZM51 79H52V78H50L49 80H51ZM80 79H81V78H79V80H80ZM117 79H116V78H113V81H114V80H117ZM122 79H123V78H121V80H122ZM145 79H144V80H145ZM150 79H152V78H150ZM160 79H161V77H160ZM160 79H159V80H160ZM170 79H171V78H170ZM209 79H210V78H209ZM214 79H215V78H214ZM230 79L232 80V79H234V78H232V76H230ZM252 79H253V78H252ZM23 80H26V81H25V83H26L25 86H26V85L28 86L29 83H27V77H26V79L24 78ZM35 80H36V79H35ZM49 80H48L47 82H49ZM61 80H63V79H61ZM69 80H70V79H69ZM81 80H82V79H81ZM99 80H100V79H99ZM99 80H98V81H99ZM126 80H127V78H126ZM177 80L179 81V76H178V79H176V81H177ZM188 80H189V79H188ZM236 80H237V79H236ZM2 81H3V80H2ZM4 81H5V79H4ZM11 81H12L11 83H15V82H13V81H15V79H14V80H11ZM65 81H66V79H65ZM71 81L73 82V81H74V78H73ZM111 81H112V80H111ZM123 81H124V79H123ZM133 81H136V80H133ZM138 81H139V80H137V82H138ZM141 81H142V80H141ZM168 81H169V76H168ZM170 81H171V80H170ZM178 81H177V82H178ZM180 81H182V80H180ZM183 81H184V80H183ZM204 81H205V80H204ZM207 81H209V80H206V82H207ZM219 81H220V80H219ZM225 81H226V80H225ZM254 81H255V80H254ZM259 81H260V80H259ZM6 82H9V83H10V78L7 79ZM21 82H22V80L20 81V83H21ZM32 82L34 83L35 81H32ZM36 82H37V81H36ZM36 82H35L34 84H32V85H35ZM47 82H46V83H47ZM57 82H58V81H57ZM66 82H68V81H66ZM66 82H65V83H66ZM74 82L76 83V80H75ZM101 82H102V81H101ZM109 82H110V81H109ZM142 82H143V81H142ZM142 82H141V83H142ZM146 82H147V81H146ZM149 82H150V81L147 82V85H146V86L150 85ZM174 82H175V81H174ZM174 82H173V83L170 82V83L174 85ZM188 82H189V81H188ZM236 82H237V81H236ZM39 83L42 84V81L39 80ZM65 83H64V84H65ZM75 83H73V84L75 85ZM94 83H95V81H94ZM102 83H103V82H102ZM106 83H107V82H106ZM138 83H140V82H138ZM143 83H144V82H143ZM143 83H142V84H143ZM148 83H149V84H148ZM164 83H165V82H164ZM168 83H169V82H168ZM170 83H169V84H170ZM175 83H176V82H175ZM196 83H198V80H197V82H195L194 84H196ZM233 83H234V82H233ZM30 84H31V83H30ZM37 84H38V83H37ZM40 84H38V85H40ZM44 84H45V82H44ZM51 84H53V83H51ZM58 84H59V83L55 84V86H57ZM60 84H61V83H60ZM60 84H59V86L61 87ZM66 84H68V83H66ZM85 84H89V83H85ZM90 84H91V83H90ZM90 84H89V85H90ZM115 84H116V83H115ZM119 84H120V83H119ZM130 84H132V83L130 82ZM208 84H209V83H208ZM230 84H232V83L230 82ZM236 84H237V83H236ZM236 84H235V85H236ZM256 84H257V83H256ZM256 84H255V86H256ZM7 85H8V84H7ZM15 85L17 86V83H16ZM15 85H14V87H13V88H15L14 90H16L19 86H20L19 89L22 90V89H21V88H22L21 85H19L17 88H16ZM32 85H31V86H32ZM45 85H46V84H45ZM70 85H71V84H70ZM70 85H67V86L70 87ZM110 85H111V83H110ZM112 85H113V83H112ZM128 85H129V84H128ZM128 85H127V87L130 86V85H129V86H128ZM153 85H154V84H153ZM179 85H180V84H179ZM184 85H186V84H184ZM201 85H203V84H201ZM215 85H216V83H215ZM235 85H234V88H235ZM248 85H249V84H248ZM1 86H3V85L1 84L0 87H1ZM25 86H24L23 88H25ZM35 86H37V85H35ZM40 86L43 87L44 85H40ZM50 86H51V85H50ZM52 86H53V85H52ZM52 86H51V89H53ZM59 86H58V87H59ZM62 86H64V85H62ZM72 86H73V85H72ZM84 86H85V85H84ZM84 86H83V87H84ZM113 86H114V85H113ZM121 86H122V85H121ZM133 86H134V85H133ZM138 86H139V85H138ZM142 86H144V85H142ZM142 86H141V88H143ZM165 86H167V85H165ZM165 86H163V87H165ZM169 86H170V85H169ZM177 86H178V85H177ZM177 86H176V85H174V86L171 85V87H177ZM181 86H182V84H181ZM188 86H189V85H188ZM194 86H195V85H194ZM216 86H217V85H216ZM224 86H225V85H224ZM28 87H29V86H28ZM28 87H27V88H28ZM44 87H45V86H44ZM44 87H43V89H44ZM74 87H75V86H74ZM74 87H73V88H74ZM108 87H110V86H108ZM111 87H112V86H111ZM127 87H126V88H127ZM135 87H136V85H135ZM153 87L156 88V86H153ZM153 87H152V89H153ZM161 87H162V84H161ZM195 87H196V86H195ZM195 87H193V88H195ZM208 87H210V85H208L207 88H208ZM220 87H221V86H220ZM225 87H226V86H225ZM257 87H258V86H257ZM257 87H255V88H257ZM5 88H6V87H5ZM27 88H26V90H30V89H29L30 87H29L28 89H27ZM38 88H39V87H38ZM38 88H35V89H38ZM48 88H49V87H48ZM54 88L56 89V87H54ZM66 88H67V87H66ZM96 88H97V87H96ZM104 88H105V87H104ZM117 88H119V87H117ZM124 88H125V87H124ZM145 88H146V87H145ZM145 88H144V90H145ZM166 88H167V87H166ZM177 88H178V87H177ZM177 88H176V90H177ZM185 88H186V87H185ZM185 88H184V89H185ZM199 88H200V87H199ZM6 89H7V88H6ZM33 89H34V87H33ZM39 89L42 90L41 88H39ZM69 89H70V88H69ZM74 89H76V87H75ZM78 89H79V88H78ZM81 89H82V88H81ZM122 89H123V88H121V90H122ZM136 89H137V90H140V89H138L137 87H136ZM149 89H150V88H149ZM157 89H158V88H157ZM157 89H156V90H157ZM1 90H3V89H1ZM20 90L18 91V92H19L18 94H20V93L22 92L23 96H26V95H24V93H23L24 90H22L21 92H20ZM26 90H25V92H26ZM45 90H47V85H46V87H45ZM64 90H65V89H64ZM67 90H68V89H67ZM71 90H72V88H71ZM71 90H68V91H71ZM83 90H85V88H84ZM109 90H110V89H109ZM115 90H117V89H115ZM131 90H132V89H131ZM153 90H155V89H153ZM153 90H152V91H153ZM158 90H160V89H158ZM165 90H167V89H164V91H165ZM193 90H198V87H196V88L193 89ZM225 90H226V89H225ZM255 90H256V89H255ZM257 90H259V89H257ZM33 91H34V90H33ZM35 91H36V90H35ZM35 91H34V92H35ZM37 91H38V90H37ZM52 91H53V90H52ZM57 91H58V90H57ZM57 91H56V93L58 94ZM74 91H75V90H74ZM85 91H86V90H85ZM98 91H99V90H98ZM145 91H146V90H145ZM145 91H143V89L140 90L141 93H142V92L144 93V96H145ZM199 91H201V90H199ZM199 91H198V92H199ZM222 91H224V88H223ZM229 91H230V88H229ZM16 92H17V90L15 91V93H16ZM41 92H42V91H41ZM43 92H45V91H43ZM43 92H42V93H43ZM48 92H49V91H48ZM48 92H47V93H48ZM62 92H63V90H62ZM81 92H82V91H81ZM107 92H108V91H107ZM110 92H111V91H110ZM115 92H116V91H115ZM120 92H121V91H120ZM132 92H133V91H132ZM137 92H138V91H137ZM146 92H148V91H146ZM157 92L161 94V91H160V92L157 91ZM157 92H156V94H157ZM162 92H163V91H162ZM170 92H171V91H170ZM178 92H179V91H178ZM178 92H175V94L178 93ZM195 92L197 93V91H195ZM206 92H207V91H206ZM224 92H225V91H224ZM231 92H232V91H231ZM233 92H234V91H233ZM237 92H238V91H237ZM237 92H236V93H237ZM4 93H5V92H4ZM26 93H27V92H26ZM26 93H25V94H26ZM31 93H32V90L29 91V93H27L28 96H30ZM39 93H40V91H39ZM42 93H41V96H42ZM50 93H51V96H52V95H53L52 92H50ZM53 93H54L55 97H56V96H59V97H60L61 94H62V93H61L60 95H57L54 91H53ZM65 93H67V91H66ZM72 93H73V92H72ZM74 93H75V92H74ZM78 93H79V91H78ZM78 93H77V95H76V94H74V95H76V97H77V96H79V94H81V93H79V94H78ZM150 93H151V92H150ZM153 93L155 94L154 91H153ZM189 93H190V92H189ZM192 93H193V92H192ZM196 93H195V94H196ZM199 93H200V92H199ZM203 93H204V91H203ZM210 93H211V92H210ZM210 93H209V94H210ZM216 93H217V92H216ZM229 93H230V92H229ZM229 93H228V95H229ZM234 93H235V92H234ZM241 93H242V92H241ZM260 93H261V92H260ZM0 94H2V93L0 92ZM6 94H7V93H6ZM22 94H21V95H22ZM44 94H45V96H46V92H45ZM84 94H86V93H84ZM96 94H97V90H96ZM110 94H111V93H110ZM124 94H125V93H124ZM139 94H140V93H139ZM147 94H148V93H147ZM166 94H167V93H166ZM175 94H174V96L177 97ZM209 94H208V96H209ZM221 94H222V93H221ZM254 94L256 95V93H254ZM257 94H258V92H257ZM11 95H12V94H11ZM11 95H10V96H11ZM66 95H67V94H66ZM82 95H83V93H82ZM82 95H80V96H82ZM86 95H87V94H86ZM86 95H85V96H86ZM112 95H113V94H112ZM140 95H141V94H140ZM150 95H151V94H150ZM152 95H153V94H152ZM152 95H151V96H152ZM172 95H173V93H172ZM178 95H179V93H178ZM197 95H198V94H197ZM204 95H206V94H204ZM204 95H203V96H204ZM218 95H220V94H218ZM218 95H215V97H217ZM228 95H227V96H228ZM28 96H27V97H28ZM32 96H33V95L31 94V97H32ZM47 96H48V94H47ZM103 96H104V95H103ZM116 96H117V95H116ZM122 96H123V95H122ZM138 96H139V95H138ZM147 96H149V95H147ZM157 96H159V94H158V95H155V97H157ZM179 96H180V95H179ZM179 96H178V97H179ZM186 96H187V95H186ZM186 96H185V97H186ZM190 96H192V95H190ZM195 96H196V95H195ZM199 96H200V95H199ZM199 96H198V97H199ZM223 96H224V95H223ZM227 96L225 95L226 98H227ZM242 96H243V95H242ZM2 97H4L3 94H2V96H1L0 98H2ZM13 97H14V96H12V97L10 98V100H11V99H14ZM27 97H24V100H25ZM43 97H44V95H43ZM43 97H42V98H43ZM68 97H70V96H68ZM68 97L66 96L65 98L67 99ZM72 97H73V96H72ZM76 97H75V98H76ZM98 97H99L98 99H100V96H99V95H98ZM101 97H102V95H101ZM105 97H106V96H105ZM105 97H104V98H105ZM152 97H153V96H152ZM155 97H153V98H155ZM175 97H174V98H175ZM198 97H197V98H198ZM201 97H202V92H201ZM230 97H231V95H229L228 98H230ZM235 97H236V96H235ZM235 97H234V98H235ZM243 97H244V96H243ZM253 97H254V96H253ZM258 97H259V95H258ZM261 97H262V96H260V98H261ZM6 98H7V97L5 96V100L7 101L8 99H6ZM33 98H35V97H34V96L32 97V101H33ZM47 98H48V97H47ZM49 98H50V97H49ZM52 98H53V97H52ZM52 98H51V100H52ZM82 98H84V97L82 96L81 99H82ZM94 98H95V97H94ZM94 98H93V100H92V98H90L91 101H94ZM102 98H103V97H102ZM126 98H127V97H126ZM147 98H148V97H147ZM147 98H146V100H147ZM150 98H151V97H150ZM164 98H165V97H164ZM167 98H168V97H167V95H166V99H167ZM181 98H182V96H181ZM181 98H180V100H181ZM183 98H184V97H183ZM197 98H196V99H197ZM219 98H220V97H219ZM219 98H218V100L222 99V98H220V99H219ZM232 98H233V96H232ZM256 98H257V97H256ZM256 98L254 97L253 99L255 100ZM260 98H258V101L260 100ZM262 98H263V97H262ZM16 99H17V98H16ZM27 99H28V98H27ZM27 99H26V100H27ZM39 99H40V98L35 99V101H36V100H39ZM43 99L45 100L46 97L43 98ZM55 99H57V97L54 98L53 101H55ZM59 99H61V97L58 98V101H59ZM63 99H64V98H63ZM63 99H61V100L64 101ZM66 99H65V101L68 100V99H67V100H66ZM69 99H70V98H69ZM98 99H97V101H98ZM105 99H106V98H105ZM110 99H111V98H110ZM110 99H109V101L111 102ZM120 99H121V98H120ZM143 99H144V98H142V101H143ZM157 99H159V97H157V98L155 99V101H156ZM161 99H162V96H161ZM171 99H172V98H171ZM186 99H187V98H186ZM213 99H214V98H213ZM223 99H224V97H223ZM10 100H8V102H6V104H8ZM14 100H15V99H14ZM19 100H20V96H19ZM44 100H42V101H44ZM47 100H48V99H47ZM61 100H60V101H61ZM78 100H79V98H78ZM82 100H85V99H82ZM82 100H79V101H82ZM87 100H88V98H87ZM100 100H101V99H100ZM100 100H99V101H100ZM102 100H103V99H102ZM131 100H132V99H131ZM150 100L152 101V98H151ZM173 100H174V99H173ZM183 100H184V99H183ZM198 100H199V99H198ZM200 100H202V99L200 98ZM205 100H206V99H205ZM232 100H234V99H232ZM239 100H240V99H239ZM250 100H251V99H250ZM11 101H12V100H11ZM11 101H10V102H11ZM22 101H23V100H22ZM49 101H50V100H48V102H49ZM56 101H57V100H56ZM62 101H61V102H62ZM97 101H96V103H98ZM133 101H134V100H133ZM142 101H141V102H142ZM151 101H148L149 103H148L147 101H146V102H147L148 104L152 105L153 102H152V104H151V103H150ZM157 101H160V100H157ZM157 101H156V102H157ZM166 101H167V100H166ZM168 101H170V99H168ZM168 101H167V102H168ZM184 101H185V100H184ZM186 101H187V100H186ZM237 101H238V100H237ZM261 101H262V100H261ZM20 102H21V101H20ZM24 102L26 103V105L28 104L27 106L29 107V104H30L29 99H28V102H29V103H28L27 101H24ZM38 102H39V101H38ZM45 102H46V104H47V101H44V102H43V103H44V106H45ZM71 102H72V101H71ZM83 102H84V101H83ZM106 102H108L107 99H106ZM110 102H108V104H109ZM116 102H117V101H116ZM143 102H144V101H143ZM160 102H161V101H160ZM162 102H163V101H162ZM167 102H166L165 104H167ZM174 102H175V101H174ZM177 102H179L178 99H177ZM187 102H188V101H187ZM189 102H190V101H189ZM191 102H192V101H191ZM197 102H199V101H197ZM204 102H205V101H204ZM218 102H219V101H218ZM224 102H225V101H224ZM235 102H236V101H235ZM252 102H255V101H252ZM256 102H257V100H256ZM259 102H260V101H259ZM259 102H258V103H259ZM1 103H3V101H1ZM4 103H5V102H4ZM34 103H35V102H34ZM34 103H33L32 105L30 104V105H31V108H32V106L34 105ZM43 103H42V104H43ZM51 103H52V101H51ZM51 103H49V104H51ZM57 103H58V102H57ZM57 103H55L56 106H59L60 102L58 103V105H57ZM68 103H69V102H68ZM68 103H67V105H68ZM75 103H78V102H75ZM75 103H74V104H75ZM79 103H80V102H79ZM85 103H86V100H85ZM87 103H89V102H87ZM94 103H95V101H94ZM96 103H95V105H94L93 102H92V105H94L96 108H98L99 106H100V107H103V105H101V104H100V105L98 104L99 106H96V105H97ZM123 103H124V102H123ZM134 103H135V101H134ZM134 103H133V105H134ZM138 103H139V102H138ZM138 103H137V104H138ZM144 103H145V102H144ZM154 103H155V102H154ZM211 103H212V101H211ZM213 103H215V102H213ZM231 103H232V102H231ZM231 103H230V104H229V103H228V104L226 103V104H227V105H231ZM6 104H5V105H6ZM14 104H16V103H14ZM19 104H20V103H19ZM19 104H18V108H19V106H20ZM21 104H22V103H21ZM36 104H37V102H36ZM38 104H39V103H38ZM38 104H37V105H38ZM52 104H53L52 106H54V107H51V111H52V112H53L54 109H56V110H61L60 108H61L62 106H59L60 108L57 109L58 107L55 108L54 103H52ZM71 104H72V103H71ZM71 104H70V105H71ZM108 104H107V105H108ZM110 104H111V103H110ZM110 104H109V105H110ZM113 104H114L115 107L117 106V104H116L115 102H114ZM113 104H112V105H113ZM131 104H132V103H131ZM131 104H130V105H131ZM155 104H156V103H155ZM155 104H154V108H155L156 105H158V104H156V105H155ZM160 104H164V102H163V103H160ZM169 104H170V106H171L172 101H170ZM173 104H174V103H173ZM192 104H194V103H192ZM199 104H200V102H199ZM201 104H202V103H201ZM224 104H225V103H224ZM251 104H252V103H251ZM259 104H260V103H259ZM5 105H2V106H5ZM8 105H10V104H8ZM16 105H17V104H16ZM23 105H24V104H23ZM23 105H22V106H23ZM47 105H48V104H47ZM60 105H63V102H62ZM104 105H105V104H104ZM119 105H120V104H119ZM130 105L128 104V105H124V106H125V108H126V106L128 107V106H130ZM144 105H145V104H144ZM175 105H176V104H175ZM179 105H182V104H181V103L178 104L176 108H178ZM196 105H197V104H196ZM202 105H203V104H202ZM209 105H210V104H209ZM247 105H248V104H247ZM253 105H255V103H254ZM263 105H264V104H263ZM12 106H13V103H12ZM12 106H10V107H12ZM22 106H21V107H22ZM44 106H42V108H44ZM78 106H80V108H81V103H80ZM88 106H89V105H88ZM94 106H91V107H94ZM120 106H121V105H120ZM120 106H119V107H120ZM166 106H168V105H166ZM166 106H165V107H166ZM170 106H169V107H170ZM172 106H173V105H172ZM210 106H211V105H210ZM215 106H216V105H215ZM217 106H219L218 103H217ZM222 106H223V108H222V113H223V112H225V110H223L224 107H225V106L223 105V103H222ZM248 106H249V105H248ZM14 107H15V105L13 106V108H14ZM21 107H20V108H21ZM28 107H27V108H28ZM69 107H70V106H68V108H69ZM75 107H76V104H75V106H74L73 108H75ZM89 107H90V106H89ZM100 107H99V108H100ZM119 107H118L117 109H119ZM152 107H153V106H152ZM157 107L159 108V106H157ZM157 107H156V108H157ZM160 107L163 108V105L160 106ZM181 107H182V106H181ZM192 107H194V106L192 105ZM208 107H209V106H208ZM220 107H221V106H220ZM234 107H236V104H235ZM243 107H244V105H243ZM251 107H252V105H251ZM259 107H260V106H259ZM15 108H17V107H15ZM18 108L15 109V110H18ZM29 108H30V107H29ZM35 108L37 109V107H35ZM52 108H53V109H52ZM68 108H67V109H68ZM70 108H71V107H70ZM80 108L77 107L78 110H79ZM83 108H85V107H83ZM87 108H88V107H87ZM99 108H98V109H99ZM109 108H110V107H109ZM109 108H108V109H109ZM123 108H124V107H123ZM125 108H124V111L126 110ZM139 108H141V107H139ZM154 108H152V109H153L154 111H156ZM158 108H157V109H158ZM167 108H168V107H166V110H167ZM176 108H174V109H176ZM195 108H197V107H195ZM202 108H203V106H202ZM218 108H219V107H218ZM245 108H246V107H245ZM245 108H244V109H245ZM256 108H258V104L255 106V109H256ZM261 108H262V106H261ZM24 109H25V105H24ZM32 109H33V108H32ZM45 109H46V108H45ZM48 109H49V106H48ZM48 109H47V111H46V110H45V111H46V113L49 114ZM65 109H66V108H65ZM100 109H101V108H100ZM105 109H106V107H105ZM111 109H112V108H111ZM113 109H115V108H113ZM113 109H112V111H114ZM168 109H169V108H168ZM170 109H171V108H170ZM178 109H180V108H178ZM183 109H185V108H183ZM183 109H182V110H183ZM207 109H208V108H207ZM207 109H206V110H207ZM252 109H253V108H251V110H252ZM255 109H254V110H255ZM258 109H259V108H258ZM1 110H2V109H1ZM1 110H0V111H1ZM3 110H4V109H3ZM12 110H13V109H12ZM20 110L23 111V107H22ZM26 110H27V109H26ZM42 110H44V109H42ZM56 110H55V111H56ZM63 110H64V106H63ZM70 110H72V108H71ZM80 110H81V109H80ZM120 110H122V109L120 108ZM130 110H131V109H130ZM139 110H141V109H138V111H139ZM143 110H144V109H143ZM161 110H162V109H161ZM163 110H164V109H163ZM182 110H181V112H182ZM201 110H202V109H201ZM217 110H218V109H217ZM226 110H227V109H226ZM5 111H6V112H3V113H4V114L6 113L7 116H8V115H9V116L11 115V113H10V114H7V112H13V111L10 110V108H9V110H5ZM29 111H30V109H29ZM34 111H35V110H34ZM64 111H65V110H64ZM67 111H68V110H67ZM67 111H66V113H67ZM73 111H74V110H73ZM83 111L85 112V110H83ZM92 111L95 112L96 110H92ZM92 111H91V109H90V112H91V113H92ZM99 111H100V110H99ZM118 111H119V110H118ZM133 111H134V110H133ZM144 111H145V112H142V111H140V112L147 114V113H146V110H144ZM158 111H159V110H158ZM158 111H157V112H158ZM164 111H165V110H164ZM164 111H163V112H164ZM170 111H171V110H170ZM170 111H169V112H170ZM183 111H184V110H183ZM185 111H186V110H185ZM188 111H189V109H188ZM212 111H213V110H212ZM244 111H245V110H244ZM249 111H250V109H249ZM255 111H256V110H255ZM259 111H260V110H259ZM259 111H256V112H257V115H258V112H259ZM261 111H262V110H261ZM19 112H20V111H19ZM23 112H24V111H23ZM26 112H28V111H25L24 113H26ZM42 112H43V111H42ZM59 112H60V111H59ZM59 112H58V114H59ZM68 112H69V111H68ZM75 112H76V110H75ZM75 112H73V113H75ZM86 112H87V111H86ZM88 112H89V111H88ZM88 112H87V113H88ZM102 112H103V111H102ZM105 112H106V111H105ZM116 112H117V111H116ZM119 112H120V111H119ZM119 112H117V113H119ZM128 112H129V111H128ZM160 112H161V111H160ZM177 112H178V111H177ZM179 112H180V111H179ZM202 112H203V111H202ZM228 112H229V111H228ZM246 112H248V111H246ZM246 112H243V113H246ZM251 112H252V111H251ZM256 112H253V113L255 114ZM3 113L0 112V114H3ZM14 113H15V111H14ZM14 113H12V114H14ZM20 113H22V112H20ZM20 113H19V114H20ZM30 113H33V112L30 111ZM35 113H36V111H35ZM60 113H61V112H60ZM87 113H86V115H90V114H91V113H89V114H87ZM112 113H113V112H112ZM112 113H111V114H112ZM124 113L126 114V112H124ZM124 113H123V114H124ZM129 113H130V112H129ZM138 113H139V112H138ZM138 113H137V111H136V114H138ZM150 113H151V112H150ZM171 113H172V111H171ZM182 113H183V112H182ZM238 113H242V112H238ZM4 114H3V115H4ZM22 114H23V113H22ZM22 114H20V115H21V116L24 115V117H25V115H29V113H27V114H23V115H22ZM38 114H41V113L39 112ZM44 114H45V112H44ZM58 114H57V115H55V113L53 114V115H55L54 119H56V118L58 119V118H59V117H56V116H58ZM78 114H79V112H78ZM78 114H76V115H78ZM84 114H85V113H84ZM101 114H102V113H101ZM111 114H110V115H111ZM131 114H132V113H131ZM136 114H135V115H136ZM153 114H154V113H153ZM153 114H149L148 117L152 119V116H154ZM176 114H177V113H176ZM183 114H184V113H183ZM223 114H224V113H223ZM234 114L237 115V112L234 113ZM254 114H251V115H254ZM6 115H5V117H6ZM30 115H31V114H30ZM46 115H47V114H46ZM46 115H45V117H46ZM61 115H62V113H61ZM66 115H67V114H66ZM66 115H64V113H63V117H64V118H65ZM86 115H85V116H86ZM99 115H100V114H99ZM104 115L106 116V114H104ZM110 115H109V116H110ZM114 115H115V114H114ZM114 115H113V116H114ZM117 115H118V114H117ZM117 115H116L117 118L120 117V116H117ZM128 115L130 116V114H128ZM135 115H134V116H135ZM138 115H140V114H138ZM138 115H137V116H138ZM143 115H144V114H143ZM143 115H142V116H143ZM174 115H175V114H174ZM177 115H178V114H177ZM189 115H190V114H189ZM224 115H226V113H225ZM235 115H234V116H235ZM245 115H247V114H245ZM245 115H244V116H245ZM0 116H2V115H0ZM31 116H32V115H31ZM39 116H40V115H39ZM41 116H43V115H41ZM67 116H68V115H67ZM67 116H66V118H67V120H68V117H67ZM74 116H75V115H74ZM81 116H82V118L84 119V116H83L82 114H81L80 116L78 115L77 118L79 119V117H81ZM92 116H94V115H92ZM97 116H98V113L96 114V112H95V116H94V118H95V117L97 118ZM101 116H102V115H101ZM123 116H124V115H123ZM129 116H128V119H129ZM150 116H151V117H150ZM157 116H158V115H157ZM163 116H164V115H163ZM163 116H162V117H163ZM170 116H171V114H170ZM215 116H216V115H215ZM234 116L232 115V117H234ZM240 116H242V115H240ZM248 116H249V115H248ZM2 117H3V116H2ZM2 117H1V118H2ZM10 117H14V118H16L15 116H10ZM10 117H9V118H10ZM28 117H29V116H26L27 120H28ZM33 117H34V116H33ZM48 117H49V116H48ZM51 117H52V116H51ZM51 117H49V118L51 119L50 121H53ZM86 117H87L86 120H89L90 117H89V118H88V116H86ZM111 117H112V115H111ZM111 117H110V118H111ZM138 117H139V116H138ZM138 117H137V118H138ZM140 117H141V115H140ZM140 117L138 118V122H139V120L142 119V118L140 119ZM154 117H155V116H154ZM176 117H177V116L173 117V119L176 120L177 118H179V117H177V118H176ZM192 117H193V116H192ZM236 117L238 118V116H236ZM236 117H235V118H236ZM255 117H256V115H255ZM261 117H262V116H261ZM263 117H264V115H263ZM6 118H7V117H6ZM9 118H8V119H9ZM37 118H38V116H37ZM37 118H36V119H37ZM42 118H44V117H42ZM49 118H48V123H47V124H52L53 122H49ZM70 118H71V117H70V114H69V120H70ZM74 118H75V117H74ZM82 118H81V119H82ZM94 118H93V119H94ZM105 118H107V117H104V119H105ZM108 118H109V117H108ZM110 118H109V119H110ZM112 118H113V117H112ZM131 118H133V114H132V117H130V119H131ZM135 118H136V117H135ZM135 118H133V121H135V120H134ZM158 118H161V117L158 116ZM175 118H176V119H175ZM195 118H196V117H195ZM201 118H202V116H201ZM201 118H200V119H201ZM203 118H204V117H203ZM203 118H202V120H205V119H203ZM205 118H206V116H205ZM257 118H258V117H257ZM4 119H5V118H4ZM19 119H20V117H19ZM29 119H30V118H29ZM32 119H33V118H32ZM34 119H35V118H34ZM60 119H61V118H60ZM72 119H73V117H72ZM91 119H92V118H91ZM104 119H103V120H104ZM130 119H129V120H130ZM193 119H194V118H193ZM193 119H192V120H193ZM196 119H197V118H196ZM196 119H194V120H196ZM253 119H254V118H253ZM261 119H262V118H261ZM0 120H1V119H0ZM11 120H12V119H11ZM11 120H10V121H11ZM14 120H15V119H14ZM16 120H17V119H16ZM30 120H31V119H30ZM30 120H29V121H30ZM39 120H40V118H39ZM64 120L66 121V119H64ZM100 120H101V118L99 119V122H100ZM103 120H102V121H103ZM113 120H115V119H113ZM142 120H143V121H142L141 124L147 122V120H146V122H144V118H143ZM153 120H154V119H153ZM159 120H160V122L162 121V119H159ZM159 120H158V121H159ZM174 120H172V121H174ZM187 120H188V119H187ZM197 120H198V119H197ZM202 120H200V121H202ZM3 121L5 122L6 119H5V120H2V122H3ZM21 121H22V120H21ZM23 121H24V120H23ZM23 121H22V123H20V125H24V124H26V123H25V122H26V119H25L24 123H23ZM29 121H28V122H29ZM31 121H34V120H31ZM37 121H38V119H37ZM44 121H46V120L44 119ZM59 121H60V120H59ZM71 121H72V120H71ZM71 121H69V123H70ZM75 121H76V120H75ZM80 121H81V120H80ZM82 121H85V120H82ZM93 121H94L93 123L95 124V123H96L95 121H98V120H93ZM102 121H101V123H102ZM109 121H110V120H109ZM155 121H156V120H155ZM163 121H164V120H163ZM170 121H171V120H170ZM184 121H185V120H184ZM229 121H230V120H229ZM237 121H238V120H237ZM262 121H263V120H262ZM4 122L2 123L3 126H4ZM7 122H9V120H7ZM7 122H6V124H7ZM12 122H13V125L9 122L10 124L8 123V126H10V125L14 126L15 123H14L13 120H12ZM40 122H42V121L40 120L38 123H40ZM60 122H62V121H60ZM60 122H57V123H60ZM67 122H68V121H67ZM72 122H73V121H72ZM72 122H71V124H73ZM78 122H79V121H78ZM87 122H88V121H87ZM99 122H98V123H99ZM105 122H106V121H105ZM105 122H104L103 124H105ZM138 122H137V123H138ZM150 122H151V121H150ZM160 122H159V123H160ZM164 122H165V121H164ZM164 122H162L161 124H163ZM197 122H198V121H197ZM223 122H225V121H223ZM239 122H240V121H239ZM258 122H259V123L261 122V121H260V118H259V121H258ZM0 123H1V122H0ZM18 123H19V122H18ZM31 123H32V122H29L28 124L30 125ZM33 123H34V124H32V125H34V128H35V123H36V127H37V124H38V123H37V122H33ZM80 123H81V122H80ZM80 123H79V125L83 124V123H81V124H80ZM98 123H97V124H98ZM108 123H109V122H108ZM108 123L106 122L105 125H107ZM116 123H117V122H116ZM116 123H115V124H116ZM118 123H119V122H118ZM134 123L136 124V122H134ZM147 123H148V122H147ZM151 123L155 124V122H151ZM159 123H157V125H159L160 128H161V124H159ZM165 123H166V122H165ZM165 123H164V124H165ZM172 123H173V124H172V127H173V125H175V123H174V122H172ZM176 123H178V122H176ZM182 123H184V122H182ZM187 123H188V121H187ZM190 123H191V122L188 123V124H189L188 126H190V125L192 124V123H191V124H190ZM198 123H200V122H198ZM202 123H203V122H202ZM202 123H201V124H202ZM237 123H238V122H237ZM2 124H1V125H2ZM28 124H27V126H29ZM63 124L66 125V123H64V122H63ZM99 124H100V123H99ZM112 124H113V122H112ZM132 124H133V123H131L130 125H128V123H127L128 127L131 126ZM149 124H150V123H149ZM170 124H171V123H170ZM193 124H194V121H193ZM210 124H211V123H210ZM228 124H229V123H228ZM250 124H251V123H250ZM256 124H258V123H256ZM1 125H0V126H1ZM18 125H19V124H18ZM43 125H44V124H43ZM55 125H56V124H55ZM60 125H61L60 127H62V123H61ZM73 125H74V124H73ZM91 125H92V124H91ZM91 125H90V126H91ZM109 125H111V124H109ZM116 125H117V124H116ZM124 125H126V124H124ZM139 125H140V122H139ZM143 125H144V124H143ZM150 125H151V124H150ZM150 125H148V127H149ZM157 125H155V126H157ZM176 125H177V124H176ZM176 125H175V126H176ZM195 125H196V122H195ZM213 125H214V124H213ZM243 125H244V123H243ZM3 126L0 127V128L3 129ZM6 126H7V125H6ZM15 126H17V125H15ZM15 126H14V127H15ZM41 126H42V125H41ZM44 126H45V125H44ZM44 126H43V127H40V124H38V127H40V128H38V127H37V128H38V130L41 129V128H43V130H46L45 128L50 129V127H54V128H55V126H52V125H51L50 127H49V126H48V127H44ZM66 126H67V125H66ZM69 126L71 127V125L68 124V126H67L68 129L70 128ZM88 126H89V125L86 124V128H87ZM92 126H93V125H92ZM101 126L105 127L104 125H101ZM101 126H100V128L102 129ZM111 126H112V125H111ZM111 126H109V128H108L109 130L111 129V128H110ZM119 126H121V125H118L117 127H119ZM155 126L153 125V127H155ZM193 126H194V125H193ZM203 126H204V128H205V125H201V130L204 129ZM258 126H259V125H258ZM258 126H257V127L255 126V127H256L255 130L258 128ZM22 127H23V126H22ZM25 127H26V126H25ZM82 127H83V126H82ZM93 127H95V125H94ZM97 127H98V126H97ZM106 127H108V126H106ZM131 127L133 128V127H135V125H133V126H131ZM136 127H137V126H136ZM151 127H152V126H151ZM151 127H150V128H151ZM153 127H152V128H153ZM167 127H169V126H167ZM167 127L165 126V128H167ZM191 127H192V126H191ZM191 127H190V128H191ZM223 127H224V126H223ZM240 127H241V125H240ZM260 127H261V126H260ZM260 127H259V128H260ZM263 127H264V126H262V128H263ZM4 128H5V127H4ZM6 128H8V127H6ZM27 128H28V127H26V130H27ZM29 128H30V126H29ZM31 128H33V126H32ZM63 128H65V126H64ZM63 128H62V129H63ZM122 128H123V127H122ZM122 128L119 127V129H122ZM129 128H130V127H129ZM129 128H127V129H129ZM139 128H140V127H139ZM160 128H159V129H160ZM162 128H164V127L162 126ZM176 128H177V127H176ZM219 128H220V125H219ZM243 128H244V127H243ZM262 128H260L259 130H261ZM2 129H1V130H2ZM11 129L13 130L12 132H14V131L18 130L19 128L16 127V130H15V128L13 129L12 127H10L9 130H11ZM21 129H22V128H21ZM21 129H20V131L18 130L19 132L17 131V133L22 132V131L24 130V127H23L22 130H21ZM48 129H47V130H48ZM55 129H56V128H55ZM65 129H66V128H65ZM68 129H67V130H68ZM71 129H73V130L71 131V133H72V132H73V133H75V132L77 133V132H78V131H74L73 126L71 127ZM71 129H70V130H71ZM89 129L92 130L91 128H89ZM103 129H104V128H103ZM105 129H106V132H107V128H105ZM141 129H142V128H141ZM167 129H168V128H167ZM170 129H171V128H169L168 131H170ZM173 129H175V128H173ZM173 129H172V131H174ZM185 129H186V128H185ZM187 129H188V128H187ZM192 129H193V127H192ZM197 129H198V128H197ZM212 129L215 130V129L213 128V126H212ZM3 130H4V129H3ZM31 130H32V129H31ZM38 130H37V131H38ZM41 130H42V129H41ZM47 130H46V131H47ZM98 130H99V127H98ZM109 130H108V131H109ZM131 130H134V129H129L128 131H131ZM135 130H136V129H135ZM135 130H134V131H135ZM139 130H140V129H139ZM139 130H138V131H139ZM151 130H152V129H151ZM161 130H162V129H161ZM180 130H181V128H180ZM234 130H235V129H234ZM6 131H7V130H6ZM29 131H30V130H29ZM35 131H36V130H35ZM35 131H34V134H35ZM48 131H49V130H48ZM51 131H52V130H51ZM53 131H54V129H53ZM53 131H52V132H53ZM79 131H81V128H80ZM94 131H97V130H95V128H94ZM94 131H93V132H94ZM104 131H105V130H104ZM110 131H111V130H110ZM117 131H119V130H117ZM120 131H123V130H120ZM120 131H119V132H120ZM141 131H142V130H141ZM141 131H140V132H141ZM147 131H148V130H147ZM147 131H146V132H147ZM164 131H166V130L164 129ZM175 131H178V130H175ZM175 131H174L173 133H175V135H176L177 132H175ZM182 131H183V130H182ZM186 131H187V130H186ZM189 131H190V130H188V133H189V134L193 133V132L190 133ZM194 131H195V130H194ZM204 131H205V130H204ZM227 131H228V130H227ZM235 131H236V130H235ZM262 131H263V130H262ZM262 131H261V133H262ZM8 132H10V131H8ZM12 132H11V133H12ZM23 132H25V130H24ZM32 132H33V131H32ZM39 132H41V131H39ZM44 132H45V131H44ZM44 132H43V133H44ZM59 132H61V130H60ZM66 132H67V131H66ZM82 132H83V131H82ZM85 132H86V130H85ZM88 132H89V131H88ZM93 132H91V134H92ZM111 132H113V131H111ZM111 132H110V133H111ZM114 132H115V131H114ZM119 132H118V134H119ZM124 132H125V131H124ZM124 132H123V133H124ZM135 132H136V131H135ZM179 132H180V131H179ZM179 132H178V134L180 135L181 132H180V133H179ZM196 132H197V131H196ZM229 132H230V131H229ZM233 132H234V131H233ZM241 132H242V129H241ZM256 132H257V131H256ZM259 132H260V131H259ZM0 133H1V132H0ZM5 133L7 134V132H5ZM11 133H9V135H10ZM43 133H42V134H43ZM46 133H47V132H46ZM48 133H49V132H48ZM48 133H47V134H48ZM67 133L69 134V132H67ZM76 133H75V134H76ZM79 133H80V132H79ZM94 133H95V132H94ZM110 133H109V134H110ZM116 133H117V132H116ZM131 133H132V132H131ZM141 133L143 134L144 132L142 131ZM150 133H151V132H150ZM165 133H166V132H165ZM171 133H172V132H171ZM171 133H169V134H171ZM173 133H172V134H173ZM185 133H186V132H185ZM224 133H225V132H224ZM238 133H239V132H238ZM263 133H264V132H263ZM14 134H16V132H15ZM21 134H24V133H21ZM21 134H20V136H21ZM47 134H46V136H47ZM50 134H51V133H50ZM55 134H56V130H55ZM57 134H58V133H57ZM63 134H64V132H62V134L60 133V135H62V136H63ZM80 134L84 136V135L89 134V133L86 132V134H85V133H80ZM91 134H89V136H91ZM95 134H96V133H95ZM114 134H115V133H114ZM118 134H117V136H119V135L121 134V132H120L119 135H118ZM169 134H168V135H169ZM196 134L198 135V132H197ZM199 134H200V133H199ZM212 134H216V133L214 132V133H212ZM255 134H256V133H255ZM4 135H5V134H4ZM18 135H19V134H18ZM32 135H33V134H32ZM37 135L39 136L38 133H37ZM37 135H36V136H37ZM43 135H45V134H43ZM71 135H72V134H71ZM71 135H69V136H71ZM98 135H99V134H98ZM98 135H97V136H98ZM100 135L102 136V132H101ZM138 135H140V134L138 133ZM143 135H144V134H143ZM173 135H174V134H173ZM179 135H177V136H179ZM191 135H192V134H191ZM193 135H194V133H193ZM201 135H205V133H204V134H201ZM262 135H263V134H262ZM0 136H1V134H0ZM2 136H3V135H2ZM2 136H1L0 138H2ZM6 136H7V135H5V137H6ZM13 136H15V135H13ZM13 136H11V135H10V137L7 136V137H8V138H7V139H8L7 142H4V143L2 142V145L4 144L3 146L0 145V154H2V155H0V158L2 157V159L4 160L5 157H3V155H5L6 157H9V158L11 157V159H9V160H11V161L14 160V162L17 161V163H18V160H19V159H20V160H23L22 157H21V156H23V154H22V155H18V154H20V153L15 154V153H16L15 150H16V149L19 150V148H20L21 146H23V145L20 146V145H19V144H21L20 142H19V144H18V143H15V144H18V145H13V144H14V141L17 142L18 140H16V139H19V141H20L21 139H25V138H27L28 135H27L25 138H21L22 136H21L20 138H16V137H13ZM51 136L54 137L55 135H50V137H51ZM58 136H59V135H58ZM58 136H57V137H58ZM64 136H65V134H64ZM66 136H67V135H66ZM72 136H77V135H72ZM93 136H94V134H93ZM111 136L113 137V135H111ZM114 136H116V135H114ZM117 136H116V137H117ZM122 136H123V134H122ZM130 136H132V135L130 134ZM140 136H141V135H140ZM140 136H139V137H140ZM185 136H188V134H187V135L185 134ZM207 136H208V135H207ZM215 136H216V135H215ZM218 136H219V135H218ZM226 136L229 137L228 135H226ZM237 136H238V135H237ZM241 136H242V135H241ZM241 136H240V137H241ZM247 136H248V135H247ZM249 136L252 137V138H250L251 141H252L253 137H256V136H252V135H249ZM259 136H260V135H259ZM259 136H257L256 138L258 139ZM41 137H42V136H40V138H39L38 140H40ZM53 137H52V138H53ZM85 137H86V136H85ZM85 137H84V138H85ZM102 137H103V136H102ZM102 137H100L99 139H101ZM106 137H107V136H106ZM116 137H115V139H116ZM120 137H121V136H120ZM123 137H124V136H123ZM149 137H152V136H149ZM199 137H200V136H199ZM201 137H202V136H201ZM211 137H212V136H211ZM220 137H221V136H220ZM220 137H219V138H220ZM222 137H223V135H222ZM231 137H232V135H231ZM233 137H236V135H234ZM240 137H238V139H239ZM242 137H243V136H242ZM36 138H38V137H36ZM43 138H44V137H43ZM47 138L49 139V137H47ZM54 138H55V137H54ZM59 138H60V137H58V139H59ZM62 138H63V137H62ZM73 138H75V137H73ZM82 138H83V137H82ZM84 138H83V139H84ZM88 138H92L93 141H91V142H93V143H94L95 139H98V138H96V137H95V138H93V137H88ZM103 138H105V136H104ZM118 138H119V137H118ZM126 138H128V137H126ZM141 138H143V137L141 136ZM141 138H140V139H141ZM146 138H147V136H146ZM169 138H170V137H169ZM172 138H173V137H172ZM174 138L176 139L175 136H174ZM185 138H186V137H184V139H185ZM217 138H218V137H217ZM219 138H218V139H219ZM229 138H230V137H229ZM243 138H244V137H243ZM243 138H242V139H243ZM245 138H246V137H245ZM260 138H261V137H260ZM263 138H264V136H263ZM34 139H35V138H34ZM58 139L56 138L57 141H59ZM60 139H61V138H60ZM64 139H65V137H64ZM67 139H68V138H67ZM67 139H66V140H67ZM75 139H77V138H75ZM78 139H79V138H78ZM105 139H106V138H105ZM110 139H112L111 141H113V138L110 137ZM123 139H124V138H123ZM153 139H155V138H153ZM179 139H180V136H179ZM179 139H178V140H179ZM200 139H201V138H200ZM202 139H203V138H202ZM202 139H201V141L205 142V141L207 140V137H206V140H205V138H204V140H202ZM208 139L211 140L210 135H209V138H208ZM215 139H216V138L214 137V139H212V140H215ZM224 139H226V138H222V140H224ZM238 139H237V141H236L237 143H238ZM246 139H247V138H246ZM5 140H6V139H5ZM25 140H26V139H25ZM54 140H55V139H54ZM68 140H69V139H68ZM84 140H85V139H84ZM102 140H103V139H102ZM102 140H101V141H102ZM106 140H107V139H106ZM108 140H109V138H108ZM129 140H130V139H129ZM129 140L127 139V142H128ZM142 140H144V139H142ZM142 140H141V141H142ZM149 140H150V139H149ZM160 140H161V139H160ZM160 140H159V141H160ZM180 140H181V139H180ZM190 140H191V139H190ZM210 140H209V142H210ZM222 140H221V138H220V141H222ZM230 140H231V138H230ZM235 140H236V139H234L233 141L235 142ZM250 140H249V138H248V141H249V142H250ZM259 140H261V139H259ZM263 140H264V139H263ZM34 141H35V140H34ZM34 141H33V142H34ZM51 141H52V140H51ZM70 141L72 142V140H69V142H70ZM96 141H97V140H96ZM103 141L107 143V141H105V140H103ZM103 141H102V142H103ZM118 141H119V139H118ZM118 141L116 140V142H118ZM125 141H126V140H125ZM175 141H176V140H175ZM175 141H174V142H175ZM181 141H182V140H181ZM185 141H186V140H185ZM198 141H199V140H198ZM216 141H218V140L216 139V140H215V143H216ZM228 141H229V140H228ZM233 141H232V142H233ZM241 141H242V140H240V142H241ZM246 141H247V140H246ZM246 141L244 140V142H246ZM248 141H247V143H248V145H249L250 143H249ZM261 141H262V140H261ZM24 142H26V141H24ZM30 142H31V141H30ZM37 142H38V141H37ZM49 142H50V140H49ZM54 142H55V141H54ZM67 142H68V141H67ZM85 142H86V141H85ZM102 142H100V144H102ZM131 142H137V141H134V139H133V141H131ZM146 142L148 143V140H147ZM150 142H151V141H150ZM153 142H154V141H153ZM161 142H162V141H161ZM174 142H173V143H174ZM183 142H184V141H183ZM186 142H189V140L186 141ZM192 142H193V141H192ZM192 142H191V143H192ZM206 142H208V140H207ZM209 142H208V143H209ZM234 142H233V143H234ZM252 142H253V141H252ZM254 142H258V141H254ZM254 142H253V143H254ZM22 143H23V141H22ZM45 143H46V142H45ZM51 143H53V141H52ZM80 143H81V142H80ZM87 143H88V141H87ZM89 143H90V142H89ZM108 143H109V142H108ZM111 143H112V142H111ZM111 143H110V144H111ZM123 143H124V144H123V146H124L126 143H125V142H123ZM140 143H141V142H140ZM151 143H152V142H151ZM151 143H149V144H151ZM162 143H164V141H163ZM166 143H167V142H166ZM176 143H177V142H176ZM237 143H236V144H237ZM253 143H251V146H252ZM261 143H264V142H261ZM32 144H34V143H32ZM35 144H36V143H35ZM40 144H41V141H40ZM40 144L37 145V146H39V148H41ZM42 144H44V143H42ZM47 144H48V143H47ZM53 144H55V143H53ZM56 144L58 145V143H56ZM90 144H91V143H90ZM98 144H99V142L96 143V145H98ZM110 144H109V145H110ZM118 144H119V143L111 144V145H112V146L114 145V147H116V145H118ZM120 144H121V141H120ZM130 144H131V143H130ZM130 144H128L129 147H131ZM138 144H139V142H138ZM138 144H136V145H138ZM141 144H143V143H141ZM149 144H148V145H149ZM156 144H157V143H156ZM174 144H175V143H174ZM184 144H186V143L184 142ZM201 144H203V143L201 142ZM212 144L215 145V144L212 142L210 145L205 144V145L208 146V147H207V148L204 147V148H205V149H208L210 146L212 147ZM217 144H218V143H217ZM221 144H223V142H222ZM221 144H220V145H221ZM228 144L231 146L232 143L230 144V143L228 142ZM236 144H235V145H236ZM238 144L240 145V143H238ZM256 144H257V143H256ZM256 144H255V145H256ZM26 145H28V143H27ZM51 145H52V144H51ZM59 145H60V144H59ZM62 145H67V144H65V143L62 144V143H61L60 146L63 147ZM109 145H106V147L109 146ZM131 145H132V144H131ZM134 145H135V144H134ZM136 145H135V147H137ZM151 145H152V146H153V145L155 146L154 143L151 144ZM157 145H158V144H157ZM178 145H179V143H178ZM192 145H193V144H192ZM195 145H196V144H195ZM220 145H219V146H220ZM224 145H226V144H223V147H224ZM229 145H228V147H229ZM232 145H233V144H232ZM235 145H234V147H235ZM242 145H244V143L241 144V146H242ZM258 145H260V143H258ZM15 146H16V147L18 146L19 148H16ZM33 146H34V145H33ZM54 146H55V145H54ZM60 146H59V147H60ZM73 146H74V144H73ZM112 146H111V148H113ZM121 146H122V144H121ZM121 146L119 145V147H121ZM123 146H122V147H123ZM126 146H127V144H126ZM144 146H145V144H144ZM154 146H153V147H154ZM159 146H160V144H159ZM184 146H185V145H184ZM221 146H222V145H221ZM226 146H227V145H226ZM236 146H237V145H236ZM251 146L249 147V149L251 148ZM253 146H254V144H253ZM253 146H252V147H253ZM263 146H264V145H263ZM5 147H7V148L10 150V152H8V153H10L9 155H8V154L6 155L7 150H5ZM23 147H25V146H23ZM26 147H27V146H26ZM26 147H25V148H26ZM43 147H44V146H43ZM43 147H42V148H43ZM69 147H70V146L67 145L66 148H69ZM71 147H72V146H71ZM71 147H70V148H71ZM74 147H75V146H74ZM79 147H80V145H79ZM79 147H76V148H79ZM99 147H100V146H99ZM109 147H110V146H109ZM109 147H108V148H109ZM117 147H118V146H117ZM119 147H118V148H119ZM122 147H121V148H122ZM139 147H140V146H139ZM139 147H138L137 149H139ZM162 147H163V145H162ZM162 147H161V150H162ZM167 147H168V146H166V148H167ZM173 147H174V146H173ZM196 147H197V149H198V147L200 148V146H196ZM217 147H218V146H217ZM247 147H248V146H247ZM247 147H246V148H247ZM257 147L259 148V146H257ZM28 148H29V147H28ZM44 148H45V147H44ZM49 148L51 149V147H49ZM57 148H58V147L55 146V148H53V149L55 150V149H57ZM63 148H64V147H63ZM108 148H107V149H108ZM124 148H125V147H124ZM124 148H122V149H124ZM126 148H128V147H126ZM133 148H134V147H133ZM140 148H141V147H140ZM142 148H143V147H142ZM149 148H151V147H148L147 149H149ZM154 148H156V146H155ZM175 148H177V147H175ZM184 148L186 149V147H184ZM184 148H182V149H184ZM204 148H203V149H204ZM214 148H215V147H214ZM224 148H225V147H224ZM224 148H223V149H224ZM240 148H241V147H240ZM255 148H256V147H255ZM255 148H252V149H255ZM258 148H256V149L258 150ZM261 148H262V147H261ZM261 148H260V149H261ZM74 149H75V148H74ZM89 149H90V148H89ZM113 149H115V148H113ZM122 149H120V148L117 149V150H119V153H117V152H118L117 150H116L117 152L115 151V152L117 153V155L120 154L121 152H124V150L121 151ZM131 149H132V147H131L130 149H128V150H130L131 152L128 153V154H126V155H127V158H128V156H129V154L132 155L131 153H133V151H132ZM134 149H135V148H134ZM169 149H170V148H168V150H169ZM188 149H190V148H188ZM194 149H195V148H194ZM205 149H204V150H205ZM212 149H213V147H212ZM227 149H228V151H229V148H227ZM231 149H232V148H231ZM234 149L236 150V149H238V147H237V148H234ZM241 149H242V148H241ZM244 149H245V147H244ZM249 149H248V150H249ZM4 150H5V151H4ZM17 150H16V151H17ZM22 150H23V149H22ZM25 150H26V149H25ZM39 150H40V149H39ZM42 150H43V149H42ZM48 150H49V149H48ZM59 150H60V149H59ZM72 150H73V148H72ZM78 150H79V149H78ZM87 150H88V149H87ZM99 150H100V149H99ZM140 150H141V149H140ZM156 150H160V149L157 148ZM156 150H155V151H156ZM164 150H165V149H164ZM171 150H172V149H171ZM175 150H176V149H175ZM178 150H179V148H178ZM209 150H210V148H209ZM209 150H208V151H209ZM215 150H216V148H215ZM225 150H226V149H225ZM225 150H224V151H225ZM43 151H44V150H43ZM64 151H66V149H65ZM75 151H76V150H75ZM75 151H74V152H75ZM85 151H86V150H85ZM109 151H110V150H109ZM113 151H114V150H113ZM120 151H121V152H120ZM136 151H138V150H135V152H136ZM141 151H145V147H144V149L141 150ZM149 151H150V150H149ZM149 151H148V153H149ZM185 151H186V150H185ZM189 151H190V150H189ZM189 151H188V153H189ZM191 151H192V149H191ZM195 151H196V149H195ZM206 151H207V150H206ZM206 151H205V152H206ZM208 151H207V152H208ZM211 151H213V150H211ZM217 151H218V150H217ZM217 151H216V152H217ZM224 151H223V152H224ZM226 151H227V150H226ZM230 151H231V150H230ZM237 151H238V150H237ZM259 151H260V150H259ZM261 151L264 152V150H261ZM4 152H6V153H4ZM14 152H15V153H14ZM18 152H19V151H18ZM21 152H22V151H21ZM39 152H40V151H39ZM51 152H52V151H51ZM62 152H63V151H62ZM70 152H71V149H70ZM70 152H69V153H70ZM89 152L93 153V152L90 151V150H89ZM99 152H101V151H99ZM127 152H129V151H127ZM151 152L153 153V150H152ZM158 152H159V151H158ZM161 152H162V151H161ZM170 152L172 153V152H174V150H172V151H170ZM178 152H179V151H178ZM196 152H198V151H196ZM199 152L201 153V151H199ZM203 152H204V151H203ZM209 152H210V151H209ZM209 152L207 153L208 155H209ZM251 152H252V150H251ZM254 152H255V150H254ZM254 152H253V153H254ZM26 153H27V152H25V154H26ZM47 153H48V152H47ZM55 153H58V152H55ZM55 153L53 152L52 154L55 155ZM59 153H60V151H59ZM59 153L55 155L56 157H57V155H59L57 158H53V157H52L55 161H57L56 159H59V158L61 157ZM66 153L69 155V153H68L67 151H66ZM66 153H65V156H66ZM71 153H72V152H71ZM79 153H80V152H79ZM82 153H83V152H81V154H82ZM97 153H98V152H97ZM106 153L108 154V152H106ZM106 153H104V154H106ZM116 153L113 154V155H116ZM124 153H126V151H125ZM137 153H138V152H137ZM142 153H143V152H141L140 154L138 153V154L141 155ZM156 153H157V152H156ZM191 153H192V152H191ZM191 153H190V154H191ZM200 153H197V154H200ZM217 153H218V152H217ZM224 153H225V152H224ZM224 153H223V154H224ZM232 153H233V152L231 151L230 154H232ZM234 153H236V152H234ZM234 153H233V154H234ZM238 153H239V152H238ZM240 153H244V152H241V151H240ZM240 153H239V154H240ZM245 153H246V152H245ZM253 153H252V154H253ZM49 154H51V153L49 152ZM52 154H51V155H52ZM72 154H74V153H72ZM75 154H76V153H75ZM84 154H85V153H84ZM102 154H103V153H102ZM110 154H112V153H110ZM110 154H109V155H110ZM133 154L135 155V153H133ZM167 154H168V153H167ZM184 154H185V153H184ZM184 154H183V155H184ZM192 154H193V153H192ZM195 154H196V153H195ZM195 154H193V155H195ZM203 154H204V153H203ZM207 154H206V155H207ZM210 154H211V153H210ZM214 154H215V152H214ZM219 154H220V152H219ZM219 154H218V158H219V161H220ZM227 154H228V153H227ZM248 154H249V153H248ZM31 155H32V154H31ZM38 155H39V154H38ZM41 155H42V154H41ZM45 155H46V154H45ZM63 155H64V153H63ZM68 155H67V157H68ZM88 155H90V153H88ZM98 155H100V153H99ZM136 155H137V154H136ZM139 155H138V156H139ZM145 155H146V154H145ZM154 155H155V153H154ZM154 155H153V156H154ZM160 155H161V154H160ZM174 155H175V154H174ZM181 155H182V154H181ZM185 155H186V154H185ZM185 155H184V156H185ZM212 155H213V153H212ZM224 155L226 156V153H225ZM237 155H238V154H237ZM237 155H236V156H237ZM255 155H256V154H255ZM46 156H48V155H46ZM69 156H71V155H69ZM75 156H76V155H75ZM75 156H74V157H75ZM77 156H78V154H77ZM77 156H76V157H77ZM80 156H81V155H80ZM92 156H94V155H92ZM101 156H102V155H101ZM121 156H122V154H121ZM138 156H133V155H132V157L130 156V159L128 158V159H129V162H130V160H131L132 158H134V157H138ZM142 156H143V155H142ZM151 156H152V155H151ZM167 156H168V155H167ZM179 156H180V153H179ZM198 156H199V155H198ZM215 156H216V155H215ZM215 156H213V157H215ZM221 156H222V155H221ZM229 156H230V155H229ZM229 156H227V157H228L227 160L229 159ZM244 156L246 157V156H248V155L244 154ZM249 156H251V154H250ZM249 156H248V157H249ZM253 156H254V154H253ZM258 156H259V155H258ZM24 157H25V156H24ZM24 157H23V158H24ZM30 157H31V156H30ZM30 157H29V158H30ZM34 157H35V156H34ZM50 157H51V156H50ZM72 157H73V156H71V158H72ZM74 157H73V158H74ZM94 157H95V156H94ZM99 157H100V156H99ZM108 157H110V156H108ZM112 157H113V156H112ZM114 157H115V156H114ZM118 157H119V156H118ZM125 157H126V156H125ZM125 157H124V158H125ZM147 157H148V156H147ZM147 157L145 156V157H143V158H147ZM149 157H150V156H149ZM154 157H155V156H154ZM154 157H153V159H154ZM157 157H158V156H157ZM162 157H163V154H162ZM162 157H161V158H162ZM172 157H173V156H172ZM185 157H186V156H185ZM208 157H209V156H208ZM230 157H231V160H232V156H230ZM245 157H244V158H245ZM248 157H247V158H248ZM261 157H263V156L261 155ZM261 157H258V158H259V159H263V158H261ZM27 158H28V157H26V159H27ZM32 158H33V157H32ZM69 158H70V157H69ZM73 158H72V159H73ZM77 158H78V157H77ZM80 158H81V157H80ZM84 158H85V156H84ZM120 158H121V157H120ZM124 158H123V159H124ZM138 158H139V157H138ZM165 158H166V160H168L167 157H166V155H165ZM170 158H171V156H170ZM181 158H182V157H181ZM196 158H198V157H196ZM199 158L201 159L202 157H199ZM211 158H212V157H211ZM216 158H217V157H216ZM223 158H224V157H223ZM225 158H226V157H225ZM225 158H224V159H225ZM236 158H237V157H236ZM242 158H243V157H242ZM244 158H243V159H244ZM250 158H252V157H250ZM253 158H254V157H253ZM24 159H25V158H24ZM48 159H49V158H48ZM48 159H46V160H48ZM60 159H61V158H60ZM60 159H59V161L61 162L62 160H60ZM62 159H63V157H62ZM72 159H71V160H72ZM86 159H87V158H86ZM89 159H90V158H89ZM98 159H99V158H98ZM113 159H115V158H113ZM113 159H112V160H113ZM117 159H118V158H117ZM121 159H122V158H121ZM139 159H140V158H139ZM141 159H142V157H141ZM150 159L152 160V158H150ZM150 159L147 158V161L150 160ZM157 159H158V158H157ZM172 159H173V158H172ZM175 159H176V158H174L173 160H175ZM194 159H195V157H194ZM204 159L206 160V157H205V158L203 157V160H204ZM214 159H215V158H214ZM224 159H221V160L224 161ZM239 159H241V158H239ZM243 159H242V160H243ZM245 159H246V158H245ZM254 159H255V158H254ZM5 160H7V159H5ZM31 160H32V159H31ZM65 160H67L66 157H65ZM65 160H63V161H65ZM73 160H75V159H73ZM91 160H92V159H91ZM91 160H89V161H91ZM95 160H97V159H95ZM100 160H101V159H100ZM119 160H120V159H119ZM124 160H125V159H124ZM134 160H135V159H134ZM134 160H132V161H134ZM142 160H143V159H142ZM144 160H145V159H144ZM151 160H150V161H151ZM158 160H159V159H158ZM158 160L156 161L157 164H159V163H158ZM160 160H161V159H160ZM163 160H164V159H163ZM181 160H182V159H181ZM205 160H204V163H203V164L206 163ZM207 160H209V159L207 158ZM235 160H236V159H235ZM235 160H233V161H235ZM0 161H2V160L0 159ZM25 161H26V160H25ZM51 161H52V160H51ZM55 161H54V162H55ZM63 161H62V163H63ZM67 161H69V160H67ZM93 161H94V160H93ZM97 161H98V160H97ZM101 161H102V160H101ZM132 161H131V162H132ZM147 161L145 160V164H146ZM153 161H154V160H153ZM186 161H187V158H186ZM198 161H200V160H198ZM209 161L211 162V160H209ZM209 161H208V162H209ZM212 161H213V158H212ZM216 161H217V159H216ZM223 161H222V162H223ZM239 161H240V160H239ZM239 161H238V162H239ZM247 161H248V160H247ZM254 161H255V160H254ZM254 161H252V162H253V164L255 163L254 165H256V163L258 162L257 159H256V162H254ZM259 161H260V160H259ZM2 162H3V161H2ZM8 162H9V161H8ZM34 162L36 163V160H35ZM34 162H33V163H34ZM38 162H39V161H38ZM54 162H53V164H54ZM60 162H58V163H60ZM70 162H71V161H70ZM74 162H75V161H74ZM80 162H81V161H80ZM85 162H86V161H85ZM104 162H105V161H104ZM113 162H114V161H113ZM116 162H117V161H115V164H116ZM120 162H121V161H120ZM124 162H125V161H124ZM136 162H138V163L141 164L142 161L139 162V161L136 160ZM170 162H171V161H170ZM176 162H178V161H176ZM201 162H202V160H201ZM201 162H200V163H201ZM229 162H230V161H229ZM249 162H250V161H249ZM252 162H251V163H252ZM4 163H5V161H4ZM6 163H7V161H6ZM6 163H5V164H6ZM17 163H16V165H17ZM45 163H46V162H45ZM55 163H57V162H55ZM58 163H57V164H58ZM65 163H66V161H65ZM75 163H76V162H75ZM77 163H78V165H79V159L77 160ZM86 163H88V162H86ZM121 163H122V162H121ZM143 163H144V162H143ZM143 163H142V164H143ZM150 163H151V162H150ZM150 163L148 162L149 166H150ZM152 163H153V162H152ZM164 163H165V162H164ZM164 163L162 164L161 161H160V164H159V165L162 164L161 166L164 167ZM168 163H169V162H167V164H168ZM182 163H185V162H183V160H182L180 163H176V164H179V165H180V164H182ZM187 163H188V162H186V164H187ZM190 163H191V161H190ZM213 163H214V162H213ZM213 163H212V165H213ZM215 163H218V162H215ZM232 163H233V162H232ZM234 163L236 164L237 162H234ZM247 163H248V162H247ZM258 163H259V162H258ZM0 164H1V163H0ZM9 164H13V162H12V163H9ZM23 164H25V163H23ZM23 164H21V165H23ZM37 164H38V163H37ZM37 164H36V165H37ZM42 164H43V166H44V168H45V164H44V162H43ZM91 164H92V163H91ZM93 164H94V163H93ZM125 164H126V163H125ZM129 164H130V163H129ZM134 164H135V163H133V164H131V165H134ZM140 164H139V165H140ZM145 164H144L143 166H145ZM203 164L201 163V165H203ZM239 164H240V162H239ZM242 164H243V162H242ZM1 165H2V164H1ZM18 165H19V163H18ZM18 165H17V167H18ZM21 165L19 166V167H21L19 170H21V169L23 168V166H24V165H23V166H21ZM25 165L28 166V163L25 164ZM31 165H32V164H31ZM39 165H40V164H39ZM48 165H50V162H49ZM51 165H52V163H51ZM100 165H102V164L100 163ZM109 165H110V163H109ZM121 165H122V164H121ZM139 165H138V166H139ZM155 165H156V164H155ZM173 165H174V164H171L172 167H173ZM182 165H183V164H182ZM189 165H190V164H189ZM209 165H210V164H209ZM209 165H207V166H209ZM221 165H222V164H221ZM221 165H220V166H221ZM224 165H225V164H224ZM224 165H223V166H224ZM227 165H228V163L226 164V166H227ZM245 165H246V164H245ZM251 165H252V164H251ZM258 165H259V164H258ZM261 165H262V164H261ZM27 166H25L26 169H27L26 171H29L28 168H27ZM54 166H55V165H54ZM59 166H62V165L59 164ZM65 166H66V165L64 164L62 167H65ZM72 166L74 167V166H76V165H74V164L72 163ZM136 166H137V163H136ZM168 166H169V165H168ZM216 166H217V165H216ZM216 166H215V167H216ZM228 166L231 167L230 164H229ZM234 166H235V165H234ZM234 166H233V167H234ZM1 167H3V165H2ZM4 167H5V166H4ZM8 167H9V166H8ZM15 167H16V166H15V164H14V168H15ZM19 167H18V168H19ZM25 167H24V168H25ZM29 167H30V166H29ZM37 167H38V165H37ZM48 167H49V166H48ZM50 167L52 168V166H50ZM50 167H49V168H50ZM70 167H71V166H70ZM78 167H79V166H78ZM87 167H88V166H87ZM87 167H86V169H87ZM95 167H96V166H95ZM103 167H104V166H103ZM107 167H110V166H107ZM107 167H106V168H107ZM111 167H113V166L111 165ZM128 167H129V166H128ZM132 167H133V166H132ZM146 167H147V166H146ZM146 167H144V169H145ZM151 167H152V166H151ZM154 167H155V166H154ZM158 167H159V166L157 165V168H158ZM172 167H171V169H172ZM181 167H182V166H180V168H181ZM190 167H191V166H190ZM203 167H204V166H203ZM215 167H214V170H215ZM221 167H222V166H221ZM237 167H238V166H237ZM237 167H236V168H237ZM240 167H241V164H240ZM242 167H243V166H242ZM246 167H250V166H249V165H248V166L246 165ZM258 167H260V165H259ZM30 168H31V167H30ZM30 168H29V169H30ZM38 168H39V167H38ZM66 168H67V167H66ZM76 168H77V166H76ZM84 168H85V167H84ZM89 168H90V167H89ZM98 168H99V167H98ZM134 168H135V169H138V168H141V166L138 167V168L133 167L132 169H134ZM161 168H162V167H159V169H161ZM165 168H166V167H165ZM178 168H179V167H178ZM178 168H177V169H178ZM184 168H185V167H184V165H183L182 170H183ZM201 168H202V167H201ZM207 168H210V167H207ZM224 168H225V167H224ZM236 168H235V169H236ZM244 168H245V167H244ZM244 168H242V171H243ZM253 168H254V167H253ZM256 168H257V167L255 166L254 169H256ZM5 169H6V167H5ZM15 169H16V168H15ZM34 169H35V168H34ZM45 169H46V168H45ZM47 169H48V168H47ZM55 169H57V168H55ZM62 169H63V168H62ZM74 169H75V167H74ZM91 169H93V168H91ZM107 169H108V168H107ZM114 169L116 170V168H114ZM119 169H120V168H119ZM128 169H130V168H128ZM132 169H131V170H132ZM150 169H151V168H150ZM154 169H155L156 171L153 170V168H152L153 171L157 172L158 169H156V167H155ZM192 169H194V166L192 167ZM192 169H191V170H192ZM195 169H196V168H195ZM204 169H205V168H204ZM211 169H212V167H211ZM211 169H210V170H211ZM217 169L219 170V168H217ZM222 169H223V168H222ZM222 169L220 168V171H221ZM233 169H234V168H233ZM246 169H247V168H246ZM261 169H263L262 166H261ZM1 170H2V168H1ZM8 170H9V169H8ZM17 170H18V169H17ZM30 170H31V169H30ZM35 170H36V169H35ZM35 170H34V171H35ZM42 170H43V168H42ZM48 170H49V169H48ZM60 170H61V169H60ZM63 170H64V169H63ZM63 170H62V171H63ZM111 170H112V173L116 172V171L113 170V168H112ZM121 170H122V169H121ZM140 170H141V171H139V169H138L137 171H139V172L142 173L143 168L140 169ZM145 170H146V169H145ZM162 170H163V169H162ZM164 170H165V169H164ZM164 170H163V171H164ZM185 170H186V171L188 170L187 167H186ZM189 170H190V168H189ZM191 170H190V171H191ZM230 170H231V169H230ZM37 171H38V169H37ZM37 171H36V172H37ZM49 171H50V170H49ZM53 171H54V170H53ZM57 171H58V169H57ZM66 171H67V170H66ZM66 171L63 172V173H64V176H65V174H66ZM68 171H69V170H68ZM93 171H94V170H93ZM93 171L91 170V172H93ZM102 171H103V170H102ZM105 171H106V170H105ZM113 171H114V172H113ZM124 171H125V170H124ZM132 171H133V170H132ZM147 171H148V170H147ZM147 171H146V175H147ZM165 171H167V168H166ZM169 171H170V170H169ZM169 171H167V172H169ZM171 171H173V170H171ZM180 171H181V170H180ZM180 171H179V169H178V172H180ZM192 171H195V170H192ZM197 171H198V170L196 169V172H197ZM199 171H200V170H199ZM203 171H204V170H203ZM205 171H208V170H205ZM205 171H204V172H205ZM224 171H225V169H224ZM238 171H239V167H238V170H236V172H238ZM256 171H257V170H256ZM263 171H264V169H263ZM4 172H5V171H3V173H4ZM6 172H7V169H6ZM9 172H10V176H11V173H13V172H11V171H9ZM14 172H15V171H14ZM22 172H23V171H22ZM22 172H21V174H22ZM51 172H52V171H51ZM54 172H55V171H54ZM73 172H74V171H73ZM78 172H80V171H78ZM85 172H87V170H85ZM117 172H119V171L117 170ZM135 172H136V170L134 171V173H135ZM144 172H145V171H144ZM144 172H143V174H144ZM167 172H166V173H167ZM173 172L175 173V171H173ZM182 172H183V171H182ZM188 172H189V171H188ZM188 172H187V173H188ZM213 172H214V171H213ZM218 172H219V171H218ZM227 172H229V171H227ZM231 172H232V171H231ZM239 172H241V170H240ZM249 172H250V171H249ZM257 172H258V171H257ZM257 172H256V173H257ZM18 173L20 174V171H19ZM40 173H41V172H40ZM45 173H46V172H45ZM58 173H59V172H58ZM71 173H72V172H71ZM74 173H75V172H74ZM74 173H72V174L74 175ZM97 173H98V172H97ZM101 173L105 174V172H101ZM106 173H108V172L106 171ZM112 173H111V174H112ZM136 173H137V172H136ZM150 173H151V171H150ZM150 173H149L148 175H150ZM159 173H162V172L159 170ZM159 173H158V174H159ZM166 173H165V175H166ZM176 173H177V172H176ZM183 173H184V172H183ZM185 173H186V172H185ZM189 173L191 174V172H189ZM192 173H194V172H192ZM197 173H198V172H197ZM211 173H212V171H211ZM219 173H220V172H219ZM221 173H222V172H221ZM232 173H233V172H232ZM247 173H248V172H247ZM250 173H251V172H250ZM254 173H255V172H254ZM262 173H263V172H262ZM1 174H2V173H1ZM13 174H14V173H13ZM42 174H43V173H42ZM46 174H48V173H46ZM53 174H54V173H53ZM56 174H57V173H56ZM60 174H61V172L59 173V175H60ZM68 174H69V173H68ZM68 174H67V175H68ZM72 174H70V175H72ZM116 174H117V173H115V175H116ZM151 174H152V173H151ZM156 174H157V173H155V175H156ZM162 174H164V173H162ZM168 174H169V173H168ZM171 174H173V173H171ZM171 174H169V175H171ZM181 174H182V173H181ZM207 174H208V173H207ZM223 174H225V173H223ZM226 174H228V173H226ZM229 174H230V173H229ZM238 174H239V173H238ZM238 174H237V175H238ZM244 174H246V173H244ZM244 174H243V175H244ZM248 174H249V173H248ZM248 174H247V175H248ZM258 174H261V173H258ZM2 175H4V174H2ZM2 175H1V176H2ZM24 175H25V174H24ZM28 175H29V173H28ZM51 175H52V174H51ZM59 175H58V177H59ZM75 175H76V174H75ZM86 175H87V174H86ZM107 175H108V174H107ZM109 175H110V174H109ZM138 175H139V176H138V178H139V177L141 176V174L138 173ZM146 175H145V178H144V179H148V178H151V177L154 176V175H153V176L151 175V177L147 176L148 178H146ZM160 175H161V174H159V176H160ZM165 175H164V177H165ZM169 175H167V176H169ZM173 175H174V174H173ZM175 175H176V174H175ZM191 175H192V174H191ZM202 175H203V174H202ZM208 175H209V174H208ZM217 175H218V174L216 173V176H217ZM220 175L222 176V174H220ZM232 175L235 176V173L232 174ZM239 175H240V174H239ZM249 175H251V174H249ZM256 175H257V174H256ZM262 175H263V174H262ZM1 176H0V178H2ZM10 176H9V177H10ZM22 176H23V174L21 175V177H22ZM25 176H26V175H25ZM25 176H24V177H25ZM42 176H43V175H42ZM55 176H56V175H55ZM62 176H63V174H62ZM88 176H89V175H88ZM92 176H93V175H92ZM95 176H96V175H95ZM110 176H111V175H110ZM119 176H120V175H119ZM132 176L134 177L135 175H132ZM142 176H143V175H142ZM156 176H157V175H156ZM167 176H166L165 178H168ZM224 176H225V175H224ZM3 177H4V176H3ZM28 177H29V176H28ZM35 177H36V176H35ZM38 177H39V176H38ZM79 177H80V175H79ZM81 177H82V175H81ZM83 177H84V175H83ZM98 177H99V176H98ZM102 177H103V176H102ZM105 177H106V176H105ZM114 177H115V176H114ZM133 177H132V178H133ZM162 177H163V176H162ZM164 177H163V179H161V181H164L165 184H166V183L168 182V180H167V182H166V181L164 180V179H165ZM176 177H177V176H176ZM176 177H175V178H176ZM178 177H179V176H178ZM178 177H177V179H179ZM183 177H184V176H183ZM186 177H187V176H186ZM192 177H194V176L192 175ZM210 177H211V176H210ZM219 177H220V176H219ZM219 177H218V178H219ZM5 178H6V177H5ZM17 178H18V177H17ZM26 178H27V177H26ZM60 178H61V177H60ZM99 178H100V177H99ZM107 178H109V177H107ZM112 178H113V177H112ZM125 178H126V177H125ZM134 178L137 179V174H136V177H134ZM155 178H156V177H155ZM157 178H158V177H157ZM159 178H160V177H159ZM180 178H181V177H180ZM190 178H191V177H190ZM190 178L188 177L186 180H188V179H190ZM204 178H205V177H204ZM221 178H222V177H221ZM221 178H220V179H221ZM223 178H224V177H223ZM227 178H229V177H227ZM230 178H231V175H230ZM234 178H235V177H234ZM238 178L240 179V178H243V177L240 176V177H238ZM256 178H258V175H257ZM263 178H264V177H263ZM19 179H20V178H19ZM31 179H32V177H31ZM31 179H30V180H31ZM43 179H44V178H43ZM54 179H55V178H54ZM63 179H65V178H63ZM63 179H61V180H63ZM68 179H70V176H69ZM68 179H67V181H68ZM86 179H88V178H86ZM86 179H85V177H84V181H85ZM92 179H93V178H92ZM94 179H96V178H94ZM105 179H106V178H105ZM114 179H115V178H114ZM114 179H113L112 181H114ZM139 179H140V180H136V181H139V182H140L142 178H139ZM151 179H154V178H151ZM168 179H170V178H168ZM172 179H174V178L172 177ZM177 179H174V181L177 180ZM181 179H183V178H181ZM200 179H201V177H200ZM205 179H206V178H205ZM207 179H208V178H207ZM213 179H214V177H213ZM215 179H216V177H215ZM244 179H246V178H244ZM252 179H253V178H252ZM254 179H255V178H254ZM2 180H3V179H2ZM10 180H11V179H10ZM13 180L15 181L14 178H13ZM21 180H22V179H21ZM56 180H57V178H56ZM58 180H60V179H58ZM88 180H89V179H88ZM97 180H98V179H97ZM99 180H101V179H99ZM107 180H109V179H107ZM186 180H185V182H186ZM208 180H209V179H208ZM221 180H223V179H221ZM224 180L226 181L225 178H224ZM235 180H237V179H235ZM249 180H250V179H249ZM249 180H248V181H249ZM0 181H1V180H0ZM23 181H24V180H23ZM64 181H66V180H64ZM64 181H63V182H64ZM70 181H71V179H70ZM148 181H149L148 183H149L150 185H148L147 183H145L146 181H145V182L143 181V182H144L145 184H147L148 186H152V185L154 184V183H153V184L151 185V182H150L151 180L148 179ZM152 181H153V180H152ZM159 181H160V180H159ZM161 181H160V183H162ZM169 181H170V180H169ZM174 181H172V182H174ZM201 181H203V180L201 179ZM214 181H215V180H214ZM233 181H234V180H233ZM237 181H239V180H237ZM5 182H6V181H5ZM5 182H4V183H5ZM10 182H11V181H10ZM18 182H20V181H18ZM18 182H17V183H18ZM24 182H25V181H24ZM52 182H53V181H52ZM86 182H87V181H86ZM106 182H107V181H106ZM143 182H141V183H143ZM154 182H155V181H154ZM182 182H183V181H182ZM207 182H208V181H207ZM209 182H210V180H209ZM222 182H223V181H222ZM240 182H242V181L240 180ZM245 182H246V181H245ZM251 182H254V181H251ZM251 182H250V183H251ZM260 182H261V181H260ZM0 183H1V182H0ZM4 183L2 182V184H4ZM29 183H30V185L33 184V183H31V182H29ZM39 183H40V182H39ZM64 183H65V182H64ZM69 183H70V182H69ZM69 183H67V184H69ZM84 183H85V182H84ZM94 183H95V182H94ZM97 183H98V182H97ZM100 183H102V182H100ZM144 183H143V184H144ZM170 183H171V182H170ZM170 183H168V184L170 185ZM180 183H181V180H180ZM180 183H178V184H180ZM194 183H196V182H194ZM198 183H199V180H198ZM212 183H214V182H212ZM212 183H211V184H212ZM218 183H219V182H218ZM223 183H225V182H223ZM228 183H230V181H229ZM243 183H244V182H243ZM262 183H263V182H261L260 185H261ZM2 184H1V185H2ZM18 184H19V183H18ZM41 184H42V183H41ZM57 184H58V183H57ZM59 184L61 185V183H59ZM71 184H72V183H71ZM86 184H87V183H86ZM107 184H110V183H107ZM129 184H130V183H129ZM129 184H128V185H129ZM138 184H139V183H138ZM165 184H164V185H165ZM181 184H182V183H181ZM184 184H185V183H184ZM214 184H215V183H214ZM220 184H222V183H220ZM232 184H233V183H232ZM7 185H8V183H7ZM33 185H34V184H33ZM60 185H58V186H60ZM72 185H73V184H72ZM97 185H98V184H97ZM110 185H111V184H110ZM113 185H114V184H113ZM115 185H116V184H115ZM132 185H135V184H132ZM136 185H137V183H136ZM141 185H142V184H141ZM156 185H157V184H156ZM169 185H168V186L165 185L164 187H165V188L170 187ZM172 185H173V184H172ZM174 185H175V184H174ZM212 185H213V184H212ZM215 185H216V184H215ZM218 185H219V184H218ZM238 185H239V184H238ZM242 185H243V184H242ZM247 185H249V184H247ZM253 185H254V184H253ZM35 186H37V185H35ZM47 186H49V184H48ZM61 186H62V185H61ZM63 186H64V185H63ZM77 186H78V185H77ZM77 186L74 185V186H72V187H77ZM88 186H89V188H90V185H88ZM98 186H99V185H98ZM118 186H119V185H118ZM122 186H123V185H122ZM130 186H131V184H130ZM148 186H147V187H148ZM153 186H154V185H153ZM160 186H162V185H160ZM176 186H177V185H176ZM182 186L184 187V185H182ZM204 186H205V185H204ZM223 186H225V185H223ZM233 186H234V185H233ZM239 186H240V185H239ZM239 186H238V187H239ZM243 186H244V185H243ZM243 186H242V188H243ZM250 186H252V183H251ZM261 186H262V185H261ZM261 186H260V187H261ZM11 187H12V186H10V187L8 186V187H5V188L0 189V198H1V200H2V204H4L6 208L4 207V205H3L2 207L4 208V210L7 209V212H9L8 214H9L10 218L12 217L13 221H15V220H16V222L19 221L18 223L20 224V220H21V219L18 218V219H20V220H17L16 215H15V213H16L15 211H16L17 209H19V206H18V205H17V206H14V204H16V203H12V201H11V199L13 198V196H15L16 194L13 192L15 195H11L12 198H9V197H10V195H9L10 193H9V192H11ZM31 187H32V186H31ZM45 187H46V183H45ZM64 187H65V186H64ZM69 187H70V185H69ZM69 187H68V189H69ZM109 187H110V186H109ZM123 187H124V186H123ZM144 187H145V185H144ZM147 187H145V188H147ZM154 187H155V186H154ZM154 187H153V188H154ZM158 187H159V185H158ZM172 187L175 189L174 186H171V188H172ZM178 187L180 188L181 185H179ZM199 187H200V186H199ZM205 187H206V186H205ZM205 187H204V189H205ZM221 187H222V186H219V189H220ZM247 187H249V186H247ZM255 187H256V186H255ZM19 188H21V187L19 186ZM33 188H34V187H32V189H33ZM48 188H49V187H48ZM54 188H59V187L54 186L52 189H54ZM93 188H94V187H93ZM104 188H105V186H104ZM118 188H119V187H118ZM127 188H128V187H127ZM159 188H160V187H159ZM159 188H158V189H159ZM161 188H162V187H161ZM179 188H178V190H180ZM200 188H201V187H200ZM232 188H234V187H232ZM232 188H231V189H232ZM261 188H262V187H261ZM261 188H260V189H261ZM263 188H264V187H263ZM80 189H81V188H80ZM91 189H92V187H91ZM98 189H99V188H98ZM109 189H110V188H109ZM125 189H126V188H125ZM128 189H129V188H128ZM131 189H132V188H131ZM149 189H150V188H149ZM156 189H157V188H156ZM194 189H195V188H194ZM198 189H199V188H198ZM204 189H202V190L204 191ZM214 189H216V187H214ZM228 189H229V188H228ZM246 189H247V188H246ZM13 190H14V189H13ZM29 190H30V189H29ZM58 190H59V189H58ZM69 190H70V189H69ZM76 190H77V189H76ZM76 190H75V191H76ZM83 190H84V189H83ZM100 190H101V189H100ZM142 190H144V189H142ZM151 190L154 191V189H152V187H151ZM151 190H149V193H151V192H150ZM160 190H161V189H160ZM164 190H165V189H164ZM164 190H162V191H164ZM167 190H168V191L170 190V192H172L171 189H169V188H168ZM183 190H184V189H183ZM202 190H201V192H202ZM205 190H206V189H205ZM212 190H213V187H212ZM221 190H223V189L221 188ZM239 190H240V189H239ZM242 190H243V189H242ZM255 190H256V189H255ZM261 190H262V192H263V189H261ZM17 191H18V190H17ZM55 191H56V189H55ZM64 191H65V189L63 190V192H64ZM77 191H78V190H77ZM94 191H95V190H94ZM109 191H110V190H109ZM119 191H120V190H119ZM121 191H123V190H121ZM130 191H131V190H130ZM137 191H139V190L137 189ZM147 191H148V190H147ZM174 191H175V190H174ZM181 191H182V190H181ZM181 191H179V193H180ZM208 191H209V190H208ZM253 191H254V190H253ZM21 192H23V191H21ZM44 192H45V191H44ZM49 192H50V191H49ZM63 192H62V193H63ZM67 192H68V191H67ZM85 192H86V191H85ZM85 192H83V193H85ZM92 192H93V190H92ZM99 192H100V191H99ZM111 192H112V191H111ZM126 192H127V191H126ZM143 192H144V191H143ZM145 192H146V190H145ZM160 192H161V191H160ZM164 192H166V191H164ZM170 192H168V193H170ZM177 192H178V191H176V194H178ZM201 192H197V193H201ZM210 192H212V191H210ZM210 192H209V193H210ZM213 192H214V191H213ZM213 192H212V194H213ZM217 192H218V191H217ZM217 192H216V194H217ZM239 192H240V191H239ZM241 192H242V191H241ZM249 192H250V191H249ZM256 192H257V191H256ZM256 192H255V193H256ZM19 193H20V191H19ZM23 193H24V192H23ZM38 193H39V192H38ZM56 193H57V192H56ZM64 193H65V192H64ZM64 193H63V194H64ZM68 193H69V192H68ZM76 193H77V192H76ZM76 193H75V194H76ZM134 193H135V192H134ZM137 193H138V192H137ZM137 193H136V194H137ZM149 193H148V194H149ZM162 193H163V192H162ZM205 193H206V192H204V195H205ZM207 193H208V192H207ZM207 193H206V194H207ZM209 193L207 194L208 196H209ZM214 193H215V192H214ZM221 193H222V192H221ZM223 193H224V192H223ZM228 193H230V192H228ZM251 193H252V192H251ZM17 194H18V193H17ZM21 194H22V193H21ZM51 194H53V192H52ZM66 194H67V193H66ZM71 194H72V193H71ZM73 194H74V192H73ZM77 194H78V193H77ZM94 194H96V193H94ZM107 194H108V193H107ZM110 194H111V193H110ZM112 194H113V193H112ZM115 194H116V192H115ZM119 194H120V193H119ZM121 194H122V192H121ZM126 194H127V193H126ZM129 194H130V193H129ZM138 194H139V193H138ZM166 194H167V193H166ZM181 194H182V193H181ZM210 194H211V193H210ZM216 194H215V195H216ZM226 194H227V192H226ZM257 194H258V193H257ZM19 195H20V194H19ZM19 195H18V196H19ZM25 195H26V194H25ZM25 195H24V196H25ZM56 195H58V193L55 194V196H56ZM61 195H62V194H61ZM67 195H69V194H67ZM67 195H65V196H67ZM81 195L85 196L86 199H87V196H86L87 194H86V195L81 194ZM108 195H109V194H108ZM113 195H114V194H113ZM130 195H131V194H130ZM130 195H129V196H130ZM154 195H155V194H154ZM158 195H159V194H158ZM161 195H163V194H161ZM161 195H160V197H161V199H162L163 196H161ZM170 195H171V194H170ZM170 195H169V197H170ZM172 195H173V194H172ZM174 195H175V194H174ZM188 195H189V194H188ZM213 195H214V194H213ZM217 195H218V194H217ZM221 195H222V194H221ZM221 195H220V196H221ZM229 195H230V194H229ZM241 195H242V193H241ZM241 195H240V196H241ZM250 195H251V194H250ZM262 195H263V194H262ZM16 196H17V195H16ZM21 196H22V195H21ZM21 196H20V197H21ZM26 196H27V195H26ZM43 196H44V194H43ZM43 196H42V197H43ZM48 196H49V194H48ZM125 196H126V195H125ZM131 196H133V195H131ZM131 196H130V197H131ZM142 196H143V195H142ZM152 196H153V195H152ZM165 196H166V195H165ZM167 196H168V195H167ZM176 196H177V195H176ZM231 196H232V195H231ZM233 196H234V194H233ZM235 196H236V194H235ZM237 196H238V195H237ZM246 196H248V195L246 194ZM252 196H253V195H252ZM260 196H261V195H260ZM70 197H73V196H70ZM78 197L80 198L79 195H78ZM111 197H112V196H111ZM117 197H119V196H117ZM120 197H122V196H120ZM120 197H119V200H118V201L121 202ZM126 197H128V195H127ZM138 197H139V196H138ZM155 197H156V195H155ZM174 197H175V196H174ZM214 197H215V196H214ZM218 197H219V196H218ZM218 197H217V198H218ZM227 197H228V196H227ZM227 197H225L224 199H227ZM248 197H249V196H248ZM248 197H247V198H248ZM253 197H255V196H253ZM263 197H264V196H263ZM18 198H19V197H18ZM44 198L46 199L45 196H44ZM75 198H76V197H75ZM90 198H92V197H90ZM104 198H105V196H104ZM133 198L135 199L134 196H133ZM141 198H142V197H140V199H141ZM143 198H144V197H143ZM143 198H142V199H143ZM172 198H173V196H172ZM180 198H181V197H180ZM188 198H189V197H188ZM190 198H192V197H190ZM190 198H189V199H190ZM198 198H200V197H198ZM212 198H213V196H212ZM212 198H211V199H212ZM231 198H232V197H231ZM236 198H237V197H236ZM238 198H239V196H238ZM14 199H15V198H14ZM19 199H20V198H19ZM25 199H26V197H25ZM27 199H28V198H27ZM33 199H34V198H33ZM45 199H43V201H44ZM82 199H83V198H82ZM86 199H85V201H86ZM93 199H94V198H93ZM101 199H102V198H101ZM107 199H108V198H107ZM112 199H113V198H112ZM117 199H118V198H116L115 200H117ZM147 199H148V198H147ZM151 199H152V198H151ZM153 199H154V198H153ZM153 199H152V200H153ZM156 199H157V198H156ZM163 199H164V198H163ZM169 199H170V198H169ZM194 199H195V198H194ZM201 199H202V198H201ZM251 199H252V198H251ZM254 199H255V198H254ZM37 200H38V199H37V196H36V200H34V202H37ZM47 200L50 201L49 199H47ZM55 200H56V199H55ZM55 200H54V201H55ZM80 200H81V199H79V201H80ZM122 200H123V198H122ZM124 200H125V198H124ZM130 200H131V199H130ZM132 200H133V199H132ZM137 200H138V199H137ZM143 200H144L143 203H145V202H146V201H145V198H144ZM149 200H150V199H149ZM195 200H197V199H195ZM203 200H204V199H203ZM206 200H208V198H207ZM222 200H223V199H222ZM248 200H250V199L248 198ZM259 200H260V199H259ZM261 200H262V199H261ZM261 200H260V201H261ZM17 201H18V199H17ZM17 201H15V202H17ZM21 201H23V199H21ZM24 201H25V200H24ZM32 201H33V200H32ZM38 201H39V200H38ZM41 201H42V199H41ZM54 201H53V202H54ZM62 201H63V200H62ZM62 201H61V202H62ZM79 201L77 200L78 204H79ZM90 201L92 202L91 199H90ZM94 201H95V200H94ZM154 201H155V200H154ZM160 201H162V200H160ZM173 201H174V199H173ZM183 201H184V200H183ZM187 201H188V200H186V202H187ZM214 201H216V200H214ZM218 201H220V200H218ZM218 201H217V202H218ZM236 201L238 202L239 200H236ZM18 202H20V201H18ZM25 202H26V201H25ZM53 202H52V203H48V205H49V206H50V204H51V205H54ZM58 202H59V201H58ZM66 202H68V200H67ZM66 202H64L63 204H65ZM72 202H73V201H70L71 204H72ZM81 202H84V200L81 201ZM81 202H80V203H81ZM108 202H109V201H108ZM113 202H114V201H113ZM138 202H139V200H138ZM141 202H142V201H141ZM149 202H151V200H150ZM149 202H148V203H149ZM152 202H153V201H152ZM157 202H158V200H157ZM157 202H156V203H157ZM168 202H169V200H168ZM174 202H175V201H174ZM176 202H177V201H176ZM179 202H180V201H179ZM199 202H203V201H199ZM199 202H196V203L199 204ZM206 202H207V201H206ZM209 202H211V201H209ZM221 202H223V201H221ZM221 202H220V204H221ZM239 202H242V201H239ZM252 202H253V201H252ZM252 202H251V203H252ZM257 202H258V201H257ZM263 202H264V201L262 200L261 203H263ZM73 203L75 204V202H73ZM130 203H132V201H130ZM146 203H147V202H146ZM148 203H147V204H148ZM158 203H159V202H158ZM196 203H195V204H196ZM204 203H205V201H204ZM227 203H228V202H227ZM248 203H249V201H248ZM251 203H250V204H251ZM43 204H44V203H43ZM46 204H47V203H46ZM56 204H57V203H56ZM67 204H69V203H67ZM78 204H76V205H77V208H76V209H78V207H79ZM82 204H83V203H82ZM86 204H87V203H86ZM92 204H93V203H92ZM95 204H97V203H95ZM98 204H99V202H98ZM121 204H122V203H121ZM132 204H133V203H132ZM139 204H140V203H139ZM163 204H165V202H163ZM163 204H162V205H163ZM166 204H168V203H166ZM170 204H171V205L173 204L172 201H171ZM175 204H176V203H175ZM195 204H193V205L196 206L197 204H196V205H195ZM205 204H206V203H205ZM211 204H214V202L212 201ZM216 204H217V203H216ZM218 204H219V203H218ZM218 204H217V205H218ZM222 204H223V203H222ZM230 204H231V203H230ZM259 204H260V202H259ZM259 204H258V205H259ZM21 205H22V204H21ZM39 205H40V203H39ZM39 205L37 204V206H39ZM60 205L62 206V203H61ZM72 205H73V204H72ZM76 205H75V207H76ZM123 205H124V204H123ZM123 205H121V206H123ZM136 205H137V204H136ZM185 205H186V204H185ZM185 205H184V206H185ZM214 205H215V204H214ZM224 205H225V204H224ZM226 205H227V204H226ZM228 205H229V204H228ZM252 205H254V204H252ZM252 205H251V208H252ZM263 205H264V204H262L261 206L263 207ZM30 206L33 207L32 204H30ZM40 206H41V205H40ZM42 206L45 207V205H42ZM46 206H47V205H46ZM49 206H47V209H48ZM58 206H59V205H58ZM109 206H110V205H109ZM121 206H120V208H121ZM124 206H125V205H124ZM124 206H123V207H124ZM126 206H127V208H129V206H128L127 204H126ZM134 206H135V205H134ZM139 206H140V205H139ZM165 206H166V205H165ZM174 206H175V205H174ZM174 206H172V207L174 208ZM177 206H178V205H177ZM184 206H183V207H184ZM189 206H190V205H188V207H189ZM206 206L208 207V206H210V205L208 204V205H206ZM215 206H216V205H215ZM215 206H214L213 208H215ZM220 206H221V205H220ZM259 206H260V205H259ZM15 207H16V208L18 207V208L16 209ZM51 207H52V206H51ZM51 207H49V208H51ZM70 207H71V205H70ZM80 207H81V205H80ZM88 207H89V206H88ZM179 207H181V206L179 205ZM179 207H178V208H179ZM197 207H199V206L197 205ZM207 207H206V208H207ZM218 207H219V206H218ZM232 207H233V206H232ZM243 207H244V206H243ZM255 207H256V206H254L253 208H255ZM0 208H1V207H0ZM3 208H1V209H3ZM34 208H35V207H34ZM53 208L55 209L54 206H53ZM61 208H62V207H61ZM89 208H90V207H89ZM107 208H108V207H107ZM140 208H142V206H140ZM191 208H192V207H191ZM191 208H189V209H191ZM193 208H195V210H194ZM193 208H192V209H193L194 212H195V211L200 212L199 210H196V209H198V208H196V207H193ZM199 208H200V207H199ZM202 208H203L204 211H205V207H202ZM221 208H222V207H221ZM230 208H231V207H230ZM233 208H235V207H233ZM1 209H0V210H1ZM15 209H16V210H15ZM25 209H26V207H25ZM43 209H44V208H43ZM51 209H52V208H51ZM69 209H70V208H69ZM76 209H75V211H78V210H76ZM82 209H83V208H82ZM111 209H112V207H111ZM124 209H126V208H124ZM136 209H137V208H136ZM168 209H170V208H169V205H168ZM168 209H167V210H168ZM171 209H172V208H171ZM171 209H170V213L172 214ZM186 209H188V208H186ZM189 209H188V210H189ZM192 209H191V210H192ZM200 209H201V208H200ZM207 209H211V210H212V208H207ZM215 209H216V208H215ZM223 209H224V207H223ZM245 209H247V208H245ZM248 209H249V208H248ZM256 209H257V207H256ZM19 210H20V209H19ZM31 210H32V209H30V211H31ZM39 210H40V209H39ZM60 210H61V209H60ZM91 210H92V209H90V211H91ZM97 210H98V209H97ZM155 210H156V209H155ZM183 210H185V209H183ZM191 210H190V211H191ZM232 210H233V209H232ZM257 210H258V209H257ZM260 210H261V209H260ZM1 211H2V210H1ZM21 211H23V210H21ZM37 211H38V210H37ZM42 211H43V210H42ZM44 211H45V210H44ZM57 211H58V210H57ZM65 211H66V210H65ZM65 211H64V212H65ZM70 211H71V209H70ZM75 211H74V212H75ZM120 211H121V210H120ZM129 211H130V210H129ZM133 211L135 212V210H133ZM163 211H164V210H163ZM193 211H192V212H193ZM214 211H215V210H214ZM216 211H217L216 213L221 212L220 209H219V211H218V210H216ZM223 211H224V210H223ZM2 212H4V211H2ZM2 212H1V213H2ZM14 212H15V213H14ZM40 212H41V211H40ZM40 212H39V213H40ZM64 212H63V213H64ZM103 212L105 213V211H103ZM127 212H128V210H127ZM134 212H133V213H134ZM151 212H152V211H151ZM153 212H154V211H153ZM187 212H188V211H187ZM194 212H193V213H194ZM198 212H197V213H198ZM207 212H208V211H207ZM237 212H238V211H237ZM258 212H259V211H258ZM5 213H6V212H5ZM37 213H38V212H37ZM43 213H44V212H43ZM50 213H51V212H49V214H50ZM61 213H62V212H61ZM86 213H87V211H86ZM140 213H141V211H140ZM143 213H144V215H145L146 212L144 211ZM159 213H161V212H159ZM170 213H169V214H170ZM174 213H175V212H174ZM174 213H173V214H174ZM178 213H179V212H178ZM181 213H182V211L180 212V214H181ZM188 213L190 214L191 212H188ZM197 213H196V214H197ZM200 213L202 214V213H204V212H200ZM211 213L214 214L215 212L212 211ZM221 213H224V212H221ZM227 213H229V212H227ZM230 213H232V211H231ZM259 213H260V212H259ZM22 214H23V213H22ZM25 214H26V212H25ZM27 214H28V213H27ZM27 214H26V215H27ZM30 214H31V213H30ZM54 214H55V212H54ZM67 214H68V213H67ZM102 214H103V213H102ZM128 214H129V216H131L130 214H132V213L129 212ZM136 214H137V212H136ZM136 214L134 213L133 216L136 215ZM152 214H153V213H152ZM154 214H155V212H154ZM175 214H177V211H176ZM183 214L186 215V213H183ZM191 214H192V213H191ZM196 214H192V215L195 216ZM205 214H206V213H205ZM208 214H210V212H209ZM208 214H206V215H208ZM235 214H236V213H235ZM245 214H246V213H245ZM252 214H254V213H252ZM255 214L257 215V213H255ZM1 215H3V214H1ZM1 215H0V264H17L16 262L19 261V260L21 261V259H19V258L17 259V257L15 256V252H18L17 255H18V254L20 255V253H22L21 251L24 249V247H27V245H28V247L37 248V246L35 245V243L31 241V238H35V237H33V236H35V232L33 231L34 233H32V230H31V229H35L36 227H34V226L31 224V222H32V221H31L30 224H31V226H33L31 229H29V231H31V232L28 231L29 233H26V232H27V227H25V226H26L27 224L25 225V222H26V221L23 220V221H24L23 223H24L25 226L22 227V228H23V229L26 228V230L24 229L26 232H24V230L21 231V232L25 233V234H24V237H25V239H26L25 244L27 243V245H26V246L24 245V247H22V248H21V251H20V249H19V245H20V244L18 245V244L16 243V241H17V240L15 239L16 237L13 238V237L10 235V231H9V230H10L11 227H13V225H11V227L8 228L9 226H8L7 224H6V225L4 224V223H5V222H4V217L1 216ZM45 215H46V216L43 215L44 217L41 215L42 218H39V220H40V219H43V220H44V221H42L41 223H44V222L46 223V221L49 220V219L45 220V219L47 218V212L45 213ZM59 215H60V213H59ZM62 215H63V214H62ZM64 215H65V214H64ZM124 215H126V214H124ZM124 215H123V217H120V218H122V221H123V222H122V221H119V223H120V222H122V223L125 222V221L123 220ZM137 215H139V212H138ZM158 215H160V214H158ZM164 215H165V214H164ZM178 215H179V214H178ZM199 215H200V214H199ZM211 215H212V214H211ZM218 215H219V213H218ZM218 215H217V216H218ZM224 215H225V214L222 215V217H223L224 219L226 218V216L228 217V215H226L225 217H224ZM232 215H233V213H232ZM236 215H237V214H236ZM236 215H235V216H236ZM6 216H7V215H5V217H6ZM9 216H8V217H9ZM41 216H39V217H41ZM75 216H76V215H74L73 218H74ZM79 216H80V215H79ZM118 216H119V213H118ZM146 216L149 217V216H151V215L149 214V216H148V215H146ZM146 216H145V217H146ZM152 216H153V215H152ZM155 216H156V215H155ZM169 216H170V215H169ZM179 216H180V215H179ZM181 216H182V214H181ZM209 216H210V215H209ZM209 216H208V217H209ZM219 216L221 217V214H220ZM219 216H218V217H219ZM246 216H247V215H246ZM251 216H253V215H250V217H251ZM258 216H260V215H258ZM263 216H264V215H263ZM263 216H262V217H263ZM2 217H3V218H2ZM8 217H7V218H8ZM31 217H32V216H31ZM33 217H34V215H33ZM55 217H56V216H55ZM55 217H53V218H55ZM76 217H77V216H76ZM96 217H98V216H96ZM134 217H135V216H134ZM134 217H133V219H134ZM147 217H146V218H147ZM158 217H160V216H158ZM167 217H168V215H167ZM167 217H166V218H167ZM174 217H175V216L173 215V218H174ZM189 217H190V216H189ZM189 217H188V220L190 221L191 218L189 219ZM195 217H198V215L195 216ZM195 217H193V218H195ZM200 217H201V215H200ZM200 217L197 218V219L199 220ZM213 217H214V216H212V220H213ZM220 217H219V220L221 219ZM229 217H230V216H229ZM233 217H234V216H233ZM233 217H231V220H232V221H233V219H234ZM238 217H239V215H238ZM79 218H81V217H79ZM83 218H84V217H83ZM99 218H100V217H99ZM110 218H111V217H110ZM127 218H129V217H127ZM151 218H152V217H151ZM164 218H165V217H164ZM170 218H172V216L169 217V219H170ZM181 218L183 219V217H181ZM185 218H187V217H185ZM185 218H184V219H185ZM202 218L204 219V216H203ZM202 218H201V219H202ZM210 218H211V217H210ZM210 218H209V219H210ZM214 218L216 219L215 221L218 220L216 217H214ZM232 218H233V219H232ZM235 218H237V216H236ZM240 218H242V217H240ZM240 218H239V219H240ZM244 218H245V217H244ZM254 218H255V215H254ZM260 218H261V217H260ZM35 219H37V217H35L33 221H35ZM51 219H52V218H51ZM51 219H50V220H51ZM64 219H65V218H64ZM96 219H97V218H96ZM111 219H112V218H111ZM111 219H107V220H111ZM143 219H144V218H142V220H143ZM154 219H155V218H154ZM162 219H163V218H161V220H162ZM175 219H176V217H175ZM177 219H179V217H178ZM182 219H179V220H182ZM224 219H223L222 221H225ZM261 219H263V218H261ZM5 220H6V219H5ZM8 220H9V218H8ZM30 220H32V219H30ZM50 220H49V221H50ZM52 220H53V219H52ZM74 220H76V219H74ZM84 220H87V217H85ZM94 220H95V219H94ZM104 220H105V219L103 218V221H104ZM107 220L104 221V222L102 221L103 224H104V223H107V222H108ZM113 220H114V219H113ZM130 220H131V219H130ZM139 220H140V219H139ZM149 220H150V219H149ZM157 220H158V219H157V216H156V222H157ZM164 220H166V219H164ZM170 220H171V219H170ZM170 220H169V221H170ZM185 220H186V219H185ZM185 220H184V221H185ZM192 220H193V219H191V222H192ZM194 220L196 221V219H194ZM194 220H193V221H194ZM198 220H197V222H198ZM204 220H205V219H204ZM207 220H208V219H207ZM219 220H218V221H219ZM244 220H245V219H244ZM250 220H251V218H250L248 221H250ZM10 221H11V220H10ZM36 221H37V220H36ZM36 221H35L34 223H36ZM56 221H57V220H56ZM95 221H96V220H95ZM114 221H117V220H114ZM114 221H113V222H114ZM126 221H127V220H126ZM151 221H152V220H151ZM153 221H154V220H153ZM162 221H163V220H162ZM162 221H161V222H162ZM169 221H168V222H169ZM184 221H183V223H184ZM189 221H188V223H189ZM210 221H211V219H210ZM215 221H213V222H215ZM220 221H221V220H220ZM232 221H231V224H232ZM237 221H238V219H237ZM3 222H4V223H3ZM6 222H8V221H6ZM16 222H15V223H16ZM74 222H75V221H74ZM102 222L100 221L99 223L102 224ZM117 222H118V221H117ZM129 222H130V221H129ZM134 222H135V221H134ZM134 222H132V223H134ZM138 222L141 223V221H137L136 223H138ZM143 222H145V221H143ZM143 222H142V223H143ZM146 222H148V219H147ZM161 222H159V224H160ZM164 222H165V221H164ZM172 222H173V221H172ZM175 222H176V221H175ZM177 222H179V221L177 220ZM177 222H176V223H177ZM180 222H182V221H180ZM199 222H201V220H200ZM205 222H206V220H205ZM225 222H226V221H225ZM225 222H224V225H225ZM242 222H243V221H242ZM251 222H252V221H251ZM251 222H250V223H251ZM257 222H258V220H257ZM259 222H260V221H259ZM8 223H9V222H8ZM11 223L13 224L14 222L11 221V222L9 223V225H10ZM37 223H39V222L37 221ZM37 223H36V225H37ZM45 223H44V224H45ZM49 223H52V221H50ZM166 223H167V222H166ZM176 223H173L174 226H176ZM183 223H182V224H183ZM186 223H187V222H186ZM201 223H203V222H201ZM206 223H209V221L206 222ZM220 223L223 225L222 222H220ZM244 223H245V222H244ZM254 223H255V219H254V221H253V224H254ZM263 223H264V221H263ZM16 224H17V223H16ZM19 224H17V225H19ZM39 224H40V223H39ZM67 224H68V225L71 224V228H72V225H73L72 223H69V222H68ZM67 224H66V226H67ZM115 224H116V223H115ZM115 224H114V225H115ZM120 224H121V223H120ZM150 224H151V223H150ZM152 224H153V223H152ZM169 224H170V222H169ZM169 224H168V227H169ZM177 224H178V223H177ZM190 224L192 225V223H190ZM195 224H196V223H195ZM209 224H210V223H209ZM211 224H213V223L211 222ZM215 224H216V223H215ZM218 224H219V223L217 222L216 225L218 226ZM251 224H252V223H251ZM20 225H21V224H20ZM20 225H19V226H20ZM22 225H23V224H22ZM45 225H46V224H45ZM56 225H57V223H56ZM83 225H84V224H83ZM112 225H113V224L111 223V226H112ZM114 225H113V226H114ZM136 225H137V224H136ZM146 225H148V224L146 223ZM163 225H165V224H163ZM193 225H194V224H193ZM204 225H205V224H204ZM239 225H240V224H239ZM242 225H243V224H242ZM248 225H249V224H248ZM256 225H258V224H256ZM6 226H8V227H6ZM42 226H43V225H42ZM42 226H41V227H42ZM47 226H48V225H47ZM64 226H65V225H64ZM73 226H74V225H73ZM75 226H76V225H75ZM84 226H85V225H84ZM84 226H83V229H84ZM101 226H102V225H101ZM104 226H105V225H104ZM115 226H116V229H117V225H115ZM124 226H125V225H124ZM140 226H141V225H140ZM142 226H143V224H142ZM144 226H145V225H144ZM153 226H154V224H153ZM155 226H156V228L159 227L158 225H155ZM155 226H154V227H155ZM170 226H172V224H170ZM177 226H179V225H177ZM184 226H185V223H184ZM184 226H183V227H184ZM195 226H196V225H194V227H195ZM198 226H199V225H198ZM207 226H209V225L207 224ZM219 226H220V225H219ZM226 226H227V225H226ZM226 226H224V227L226 228ZM228 226H229V224H228ZM254 226H255V225H254ZM260 226H262V225H260ZM260 226H259V229H260ZM44 227H45V226H44ZM44 227H43V228H44ZM76 227H77V226H76ZM76 227H75V228H76ZM80 227H81V229H82V224H80ZM92 227H93V226H92ZM96 227H98V226H96ZM105 227H106V226H105ZM107 227H108V226H107ZM135 227H136V226H135ZM160 227H161V226H160ZM166 227H167V226H166ZM166 227H165V228H166ZM183 227L181 226V229H182ZM187 227H188V224H187ZM200 227L202 228V226H200ZM220 227H221V226H220ZM220 227H217L218 230H219ZM252 227H253V226H252ZM29 228H30V227H29ZM53 228H54V229H55V228L57 229V226H56V227L54 226ZM53 228H52V229H53ZM69 228H70V227H69ZM73 228H74V227H73ZM75 228H74V229H75ZM77 228H79V227H77ZM127 228H128V227H127ZM137 228H139V227H137ZM161 228H164V226L161 227ZM170 228H171V227H170ZM170 228H167V230L169 229L168 232L171 230ZM172 228H173V227H172ZM174 228H175V227H174ZM174 228H173V229H174ZM188 228H189V227H188ZM188 228H187V229H188ZM191 228L194 230L193 227H191ZM215 228H216V227H215ZM221 228H222V227H221ZM238 228H239V227H237V229H238ZM8 229H9V230H8ZM18 229H19V228H18ZM39 229H40V227H38V230H39ZM44 229H45V228H44ZM81 229H80V230H81ZM124 229H125V227H124ZM145 229H146V228H145ZM149 229H150V227H149ZM158 229H159L160 231L162 230V229H160V228H157V231H159ZM176 229H177V228H176ZM192 229H190V232H191ZM198 229H199V228H198ZM204 229H206V228H204ZM239 229H240V228H239ZM239 229H238V230H239ZM248 229H249V228H248ZM262 229H263V228H262ZM72 230H73V229H72ZM75 230H76V229H75ZM75 230H73V231H75ZM80 230H79V231H80ZM101 230H103V228H102ZM155 230H156V229H155ZM199 230H200V229H199ZM220 230H221V229H220ZM230 230H231V228H230ZM254 230H255V229H254ZM12 231H13V229H12ZM12 231H11V232H12ZM16 231H17V227H16V229L14 230V232H16ZM19 231H20V230H19ZM35 231H36V230H35ZM43 231H44V230H41V233H42V234H43ZM153 231H154V230H153ZM157 231L154 232L153 234L157 233ZM175 231H176V230H175ZM185 231H186V230H184V233H185ZM197 231H198V230H197ZM203 231H204V233H205L206 230H203ZM208 231H209V229H208ZM222 231H223V230H222ZM240 231H241V230H240ZM249 231H250V230H249ZM255 231L257 232V230H255ZM47 232H48V231H47ZM50 232H51V231H50ZM57 232H58V231H57ZM57 232H56V233H57ZM66 232H67V231H66ZM69 232H70V231H69ZM110 232H111V231H110ZM161 232H162V231H161ZM164 232H165V231H164ZM186 232H187V231H186ZM190 232H189V233H190ZM201 232H202V230H200V233H201ZM206 232H207V231H206ZM223 232H224V231H223ZM225 232H227V231H225ZM238 232H239V231H237V233H238ZM256 232H255V233H256ZM263 232H264V231H263ZM263 232H262V233H263ZM8 233H9V234H8ZM18 233H19V232L17 231V234H18ZM30 233H32L33 236H30V235H31ZM36 233H38V232H36ZM41 233H40V234H41ZM52 233H53V232H52ZM52 233H50V234H52ZM70 233H71V232H70ZM76 233L80 235V232H77V230H76ZM76 233H75V234H76ZM136 233H137V230H136ZM142 233H143V232H142ZM147 233H148V232H147ZM150 233H152V232H150ZM166 233H167V232H166ZM166 233H165V234H166ZM170 233H171V231H170ZM189 233H188V234H189ZM196 233H197V232H196ZM200 233H197V234H200ZM210 233H211L212 235H215V232H213L214 234L212 233V229H211V232H210ZM237 233H234V234H237ZM247 233H248V232H247ZM29 234H30V235H29ZM42 234H41V235H42ZM50 234H48V236H50ZM53 234H54V233H53ZM67 234H68V233H67ZM157 234H159V232H158ZM160 234H161V233H160ZM171 234H172V233H171ZM173 234H174V233H173ZM191 234H192V232H191ZM217 234L219 235V233H217ZM217 234H216L215 236H217ZM256 234H258V233H256ZM37 235H38V234H37ZM41 235H40V237H41ZM55 235H56V234H55ZM71 235L73 236V234H71ZM161 235H162V234H161ZM163 235H164V234H163ZM167 235H168V233H167ZM185 235H187V234H185ZM192 235H194V232H193ZM202 235H203V234H202ZM204 235H206V233H205ZM208 235H209V234H208ZM239 235L241 236V233H240V234L238 233V235H236V236L238 237ZM259 235H260V234H258L257 236H259ZM262 235H263V234H262ZM16 236H17V235H16ZM18 236H20V235L18 234ZM46 236H47V235H46ZM56 236H57L59 239H62V238H60L61 236L59 237L58 234H57ZM85 236H87V235H85ZM117 236H118V235H117ZM132 236H133V235H132ZM136 236H137V235H136ZM143 236H144V235H143ZM157 236H158V235H157ZM159 236H160V235H159ZM159 236H158V237H159ZM168 236L170 237V235H168ZM174 236H175V235H174ZM174 236H173V238H174ZM177 236H178V235H177ZM177 236H175V237H177ZM179 236H180V234H179ZM189 236H190V235H189ZM200 236H201V235H200ZM215 236H212L211 238H213V237H215ZM236 236H235V237H236ZM245 236H246V235H245ZM255 236H256V235H255ZM20 237H22V235H21ZM38 237H39V235H38ZM38 237H37V239H38ZM54 237H55V236H54ZM54 237L51 236V238H53V239H54ZM57 237H56V239H57ZM63 237H64V236H63ZM67 237H70V236H67ZM162 237H163V236H162ZM169 237H168V238H169ZM181 237H182V236H181ZM191 237H192V236H191ZM193 237H195V235H194ZM205 237H206V236H205ZM237 237H236V238H237ZM263 237H264V236H263ZM263 237H262V238H263ZM18 238H19V237H18ZM49 238H50V237H49ZM51 238H50V239H51ZM80 238H81V237L79 236V239H80ZM84 238H86V237H84ZM91 238H92V237H91ZM97 238H98V237H97ZM108 238H109V237H108ZM126 238H127V237H126ZM150 238L152 239V236H151V235H150ZM154 238H155V237H154ZM168 238H167V239H168ZM182 238H184V235H183ZM189 238H190V237H189ZM198 238H199V237H198ZM198 238H197V239H198ZM203 238H204V237H203ZM206 238H207V237H206ZM211 238H207V241L210 239L208 242H213V241H211ZM215 238H216V237H215ZM240 238H242V237H240ZM247 238H248V237H247ZM247 238L245 237L244 239H247ZM255 238H256V237H255ZM22 239H24V238H22ZM35 239H36V238H35ZM59 239H58V241H59ZM71 239H73V238L70 237V240H71ZM128 239H129V237H128ZM158 239H159V238H158ZM161 239H163V238H161ZM179 239H180V238H179ZM179 239H178V238L176 239L177 242H175V244L178 243ZM187 239H188V238H187ZM204 239H205V238H204ZM213 239H214V238H213ZM216 239H218V236H217ZM216 239H215V240H216ZM234 239H235V238H234ZM253 239H254V237H253ZM15 240H16V241H15ZM46 240H48V238H47ZM63 240H64V239H63ZM74 240H75V239H74ZM84 240H85V239H84ZM95 240H96V239H95ZM95 240H94V241H95ZM165 240H166V236H165ZM170 240H171V238H170ZM176 240L173 239V242L176 241ZM191 240H192V239H191ZM215 240H214V242H215ZM230 240H231V239H229V241H230ZM241 240H242V239H241ZM251 240H252V239H251ZM259 240H260V239H259ZM259 240L256 239L257 242H258ZM19 241H20V240H19ZM56 241H57V240H56ZM71 241H72V240H71ZM80 241H82V240H80ZM80 241H77V242L79 243ZM100 241H101V240H100ZM131 241H132V240H131ZM134 241L136 242L137 240H134ZM138 241H139V240H138ZM138 241H137V242H138ZM148 241H149V240H148ZM186 241H187V240H186ZM198 241H199V240H198ZM205 241H206V240H205ZM205 241H204V242H205ZM238 241H239V237H238ZM246 241H248V240H246ZM262 241H263V239H262ZM21 242H22V241H21ZM49 242H50V240H49ZM51 242H53V241H51ZM54 242H55V240H54ZM54 242H53V243H54ZM60 242H61V240H60ZM101 242H102V241H101ZM115 242H116V240H115ZM132 242H133V241H132ZM149 242H150V241H149ZM163 242H165V241L163 240ZM166 242H167V241H166ZM173 242H172V243H173ZM180 242H181V240H180ZM225 242H227V244H228V241H225ZM236 242H237V240H236ZM251 242H252V241H251ZM257 242H256V243H257ZM260 242H261V241H260ZM263 242H264V241H263ZM62 243L64 244V242H62ZM67 243H68V242H67ZM69 243H70V242H69ZM92 243H93V241H92ZM113 243H114V242H113ZM121 243H122V240H121ZM141 243H142V247H143V242L141 241ZM145 243H146V242H145ZM153 243H154V241H153ZM170 243H171V242H170ZM185 243H186V242H185ZM191 243L193 244V241H191ZM200 243H201V242H200ZM232 243H233V242H232ZM243 243H245V242H243ZM254 243H255V241H254ZM45 244H47V243H45ZM57 244H58V243H57ZM57 244H56V245H57ZM65 244H66V243H65ZM80 244H81V243H80ZM95 244H96V243H95ZM97 244H99L98 241H97ZM122 244H123V243H122ZM139 244H140V243H139ZM151 244H152V242H151ZM181 244L184 245V242H183V243L181 242ZM181 244H179V245H181ZM201 244L203 245V241H202ZM262 244H263V243H262ZM17 245H18V246H17ZM49 245H50V244H49ZM53 245H55V244H53ZM133 245H134V244H133ZM167 245H168V243H167ZM170 245H171V244H170ZM182 245H181V248H182ZM206 245H207V244H206ZM243 245H244V244H243ZM248 245H249V244H248ZM256 245H258V244H256ZM256 245H255V246H256ZM259 245H260V244H259ZM21 246H22V245H21ZM51 246H52V244H51ZM60 246H61V245H60ZM62 246H63V245H62ZM62 246H61V247H62ZM68 246H69V245H68ZM70 246H71V245H70ZM70 246H69V247H70ZM72 246H73V245H72ZM72 246H71V247H72ZM87 246H88V245H87ZM96 246H98V245H96ZM102 246H103V243H102ZM136 246L139 247V245H136ZM164 246H166V244H165ZM186 246H187V244H186ZM191 246H192V245H191ZM199 246H200V245H199ZM231 246L233 247V245H231ZM238 246H239V245H238ZM238 246H237V247H238ZM253 246H254V245H253ZM48 247H49V246H48ZM65 247H67V245H66ZM65 247H64V249H65ZM71 247H70V249H71ZM74 247H75V246H73V249L71 250V252L74 250ZM82 247H85V246L83 245ZM92 247H93V246H92ZM105 247H107V246L105 245ZM108 247H109V246H108ZM122 247H123V246H122ZM128 247H129V246H128ZM166 247H167V246H166ZM212 247H213V246H212ZM229 247H230V246H229ZM229 247L227 246V248H229ZM239 247H240V246H239ZM249 247H250V246H249ZM262 247H263V246H262ZM38 248L41 249L40 252H42V254H41L40 256L38 255V257H40L39 259L36 258L37 255H34V256H36V257H35V260H34V261L32 260L33 263H34L35 261H37L38 264H61V262H62V264H64L63 261H66L65 259H64V260H63V259H58L59 254L57 255L56 258H55V256L53 257V255L56 254V252H55L56 250H55V251L53 250V252H51V254L48 255V254H49L48 249L46 250L45 248H47V247H45V245L42 244V243H41V244H38ZM49 248H50V247H49ZM54 248H55V246H54ZM58 248H59V246L57 247V249H58ZM75 248H76V247H75ZM93 248H95V247H93ZM93 248H92L91 250H95V249H93ZM97 248L99 249V247H97ZM110 248L112 249V247H110ZM110 248H109V250H110ZM179 248H180V246H179ZM181 248H180V249H181ZM184 248L186 249L185 245H184V247H183L182 249H184ZM193 248H194V247H193ZM246 248H247V245H245V249H244V250H246ZM251 248H252V247H251ZM256 248H257V247H256ZM256 248H255V249H256ZM260 248H261V245H260ZM260 248H259V249H260ZM26 249H27V248H26ZM67 249H68V248H67ZM86 249H87V248H86ZM113 249H115V248L113 247ZM113 249H112V252H113L114 254L111 253V252H109V254H111L112 256L114 255V258L116 259V257H115L116 252H114ZM162 249H163V248H162ZM169 249H170V248H169ZM177 249H178V248H175V250H176L177 253H178V250H179V249H178V250H177ZM182 249H181V250H182ZM198 249H199V248H198ZM234 249H235V247H234ZM236 249H237V248H236ZM255 249H254V250H255ZM262 249H263V248H262ZM262 249H260V251H261ZM27 250H28V249H27ZM62 250H63V249H62ZM103 250H104V249H103ZM137 250H139V249H137ZM137 250H136V253L138 252ZM140 250H141V249H140ZM144 250H145V249H143V251H144ZM147 250H148V249H147ZM172 250H174V249H172ZM181 250H180V252H181ZM203 250H205V248H203ZM209 250H211V247H210ZM219 250H220V249H218V251H219ZM237 250H238V249H237ZM252 250H253V249H252ZM34 251H35V250H34ZM51 251H52V249H51ZM59 251H60V249H59ZM63 251H64V250H63ZM97 251H98V250H97ZM106 251H107V250H106ZM106 251H105V252H106ZM119 251H120V249H119ZM122 251H123V250H122ZM141 251H142V250H141ZM143 251H142V253H144ZM148 251H149V250H148ZM165 251H166V249H165ZM185 251H188V247H187V249H186ZM194 251H195V250H194ZM198 251H200V250H198ZM218 251H217V252H218ZM239 251H240V250H238V252H237V251H236V252L239 253ZM241 251H242V249H241ZM246 251H247V250H246ZM248 251L250 252V250H248ZM248 251H247V252H248ZM256 251H258V250H256ZM256 251H255V253H256ZM61 252H62V251H61ZM61 252H60V254H61ZM71 252H70V255H71ZM75 252H76V251H75ZM88 252H89V251H88ZM95 252H96V251H95ZM99 252H100V249H99ZM103 252H104V251H103ZM124 252H125V251H124ZM139 252H140V251H139ZM146 252H147V251H146ZM153 252H154V250H153ZM192 252H193V251H192ZM221 252H222V251H221ZM242 252H243V251H242ZM244 252H245V251H244ZM247 252H246V253H247ZM57 253H58V251H57ZM119 253H120V252H119ZM122 253H123V252H122ZM132 253H133V252H132ZM140 253H141V252H140ZM140 253H139V254H140ZM155 253H156V252H155ZM155 253H153V254L155 255ZM163 253H164V251H163ZM183 253H184V251H183ZM195 253L198 254L199 252H198V253H197L196 251L193 252L194 255H196ZM223 253H224V252H223ZM223 253H222V254H223ZM232 253L235 254L234 252H232ZM240 253H241V252H240ZM240 253H239V254H240ZM25 254H26V252H25ZM25 254H24V255H25ZM36 254H37V253H36ZM52 254H53V255H52ZM62 254H63V253H62ZM75 254H76V253H75ZM78 254H79V252H78ZM82 254H83V253H81V255H82ZM84 254H85V253H84ZM94 254H95V253H94ZM96 254H98V252H96ZM96 254H95V255H96ZM104 254H106V253H104ZM104 254H102V256H103ZM117 254H118V251H117ZM139 254H137V256H138ZM149 254H152V253L149 252ZM156 254H157V253H156ZM181 254H182V253H181ZM193 254H190V255H193ZM203 254H206V255H207L206 252H204ZM222 254H221V255H222ZM258 254H259V253H258ZM26 255H27V254H26ZM51 255H52V256H51ZM64 255H66V252L64 253ZM64 255H62V256L64 257ZM79 255H80V254H79ZM85 255H86V254H85ZM99 255H101V254L99 253ZM128 255L130 256V254H128ZM165 255H166V253H164V256H165ZM167 255H168V254H167ZM209 255H210V252H209ZM242 255H243V254H242ZM48 256H51V257H49V258H52V259L49 260V259H48ZM66 256H67V255H66ZM71 256H72V255H71ZM89 256H90V255H89ZM91 256H92V255H91ZM102 256H100V257H102ZM106 256H108V255H106ZM116 256H117V255H116ZM133 256H135V255H133ZM160 256H162V255H160ZM172 256H173V255H171V257H172ZM196 256H197V255H196ZM219 256H220V255H219ZM219 256H217V258H219ZM235 256H236V254H235ZM249 256H250V255H249ZM258 256H259V255H258ZM19 257L22 258L21 255H20ZM25 257H26V256H25ZM68 257H70V256L68 255ZM82 257H83V256H82ZM84 257H86V256H84ZM103 257H104V256H103ZM141 257H142V256H141ZM154 257H155V256H154ZM166 257H167V256H166ZM174 257H175V256H174ZM174 257H173V258H174ZM176 257H177V256H176ZM176 257H175V258H176ZM192 257H193V256H192ZM194 257H195V256H194ZM239 257H240V255H239ZM241 257H242V256H241ZM253 257H256V256H253ZM260 257H261V256H259V258H260ZM23 258H24V257H23ZM32 258H33V256H32ZM53 258H54V259H53ZM60 258H61V257H60ZM66 258H67V257H66ZM78 258H79V257H78ZM94 258H95V257H94ZM97 258H98V257H96V259H97ZM105 258H107V257H105ZM120 258H121V256H120ZM138 258H139V257H138ZM156 258H157V257H156ZM162 258H163V257H162ZM173 258H171V259H173ZM186 258H187V256H186ZM247 258H248V255H247ZM25 259L27 260L28 258H25ZM72 259L74 260V256H73ZM86 259H87V258H86ZM96 259H95V262H96ZM112 259H113V258H112ZM112 259H111L112 264H116V263H113V260H112ZM129 259H130V258H129ZM148 259H149V258H148ZM152 259H153V258H152ZM165 259H167V258H165ZM168 259H170L169 255H168ZM183 259H184V258H183ZM183 259H182V260H183ZM190 259H191V257H190ZM199 259H200V261H201V258H199ZM199 259H197L198 262H199ZM219 259H220V258H219ZM229 259H230V257H229ZM233 259H234V258H233ZM237 259H238V258H237ZM245 259H246V257L243 258V260H245ZM250 259H251V258H250ZM257 259H258V258H257ZM261 259H263V258H261ZM22 260H23V259H22ZM26 260H25V261H26ZM60 260H61V262H60ZM62 260H63V261H62ZM68 260H69V258H68ZM68 260H67L66 262H68ZM78 260H80V259H77V261H78ZM91 260H92V259H91ZM109 260H110V259H109ZM125 260H126V259H125ZM139 260H140V259H139ZM145 260H146V258H145ZM150 260H151V259H150ZM155 260H157V259H155ZM155 260H154L153 262H155ZM176 260H177V259H176ZM178 260H180V259H178ZM202 260H203V259H202ZM207 260H208V259H207ZM217 260H218V259H217ZM230 260H232V259H230ZM251 260H252V259H251ZM254 260H256V259H254ZM20 261H19V263H20ZM49 261H50V262H49ZM69 261H70V260H69ZM80 261H81V260H80ZM106 261H108V260H106ZM129 261H130V260H129ZM129 261H128V264H130ZM133 261H134V260H133ZM133 261L131 262V264H132V263H138V264H139V262H133ZM148 261H149V260H148ZM162 261H164V260H162ZM173 261H174V260H173ZM183 261H184V260H183ZM183 261H182V262H183ZM187 261H188V260H187ZM210 261H211V260H210ZM220 261H221V260H220ZM223 261L226 262L225 260H223ZM238 261H240V260H237L236 263H237ZM257 261H258V260H257ZM261 261H262V260H261ZM23 262H24V260H23L20 264H24ZM74 262H75V260H74ZM87 262H88V261H87ZM92 262H93V261H92ZM118 262H119V261H118ZM126 262H127V261H126ZM143 262H144V260H143ZM150 262L153 264L152 261H150ZM157 262H158V261H157ZM159 262H160V261H159ZM159 262H158V263H159ZM165 262H166V261H165ZM168 262H169V261H168ZM175 262H176V261H175ZM177 262H178V263H181V261H177ZM196 262H197V261H196ZM213 262H214V261H213ZM242 262H243V261H242ZM245 262H246V261H245ZM253 262H254V261H253ZM253 262H252L251 264H253ZM259 262H260V259H259ZM68 263H69V262H68ZM80 263H82V262H79V264H80ZM88 263H89V262H88ZM106 263H107V262H106ZM110 263H111V262H110ZM151 263H150V264H151ZM155 263H156V262H155ZM171 263H172V262H171ZM183 263H185V262H183ZM183 263H182V264H183ZM188 263H191L190 260L188 261ZM188 263H185V264H188ZM210 263H211V262H210ZM228 263H229V262H228ZM239 263H240V262H239ZM239 263H238V264H239ZM247 263H248V262H247ZM257 263H258V262H257ZM26 264H27V262H26ZM65 264H67V263H65ZM72 264H75V263H72ZM83 264H86V262L83 261ZM117 264H118V263H117ZM160 264H161V263H160ZM163 264H165V263L163 262ZM176 264H177V263H176ZM191 264H193V263H191ZM206 264H207V263H206ZM223 264H224V263H223ZM226 264H227V262H226ZM248 264H249V263H248ZM263 264H264V263H263Z\"/></svg>",
    "mask_w": 264,
    "mask_h": 264
}]
</instances>
